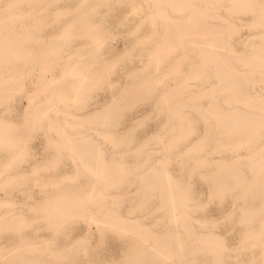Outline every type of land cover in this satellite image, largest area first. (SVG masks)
<instances>
[{"label":"rangeland","instance_id":"374dc122","mask_svg":"<svg viewBox=\"0 0 264 264\" xmlns=\"http://www.w3.org/2000/svg\"><path fill=\"white\" fill-rule=\"evenodd\" d=\"M5 1V2H4ZM18 2H19V0H17ZM16 0H14L13 2H12V0H0V19H2L1 21H3V18H7L9 15H13L14 17L16 16L15 14L16 13H19V12H22V14H21V18L23 19V21H22V19L21 18H14L12 15L10 16L11 18H14V19H10V17H9V19H7V20H5L4 19V22H1L0 21V31H2V33H0V36H1V34L2 35H5L6 33H7V31H9L8 33H10V29H13V28H15L16 30H18L17 32H16V30L15 29H13L12 31H11V33H12V35L14 34V32H16L14 35H13V37L15 38L13 41L14 42H17V39H16V36L15 35H18L19 37H20V35L21 34H23V32H24V34H23V36L21 35V39L23 40V41H21V42H17L16 44H18V45H14L15 47H17V46H19V44H21L23 47H21V45H20V47L23 49V48H26V46L28 47V46H31V48L29 49V47H28V49L29 50H31V52L29 51L28 53L30 54V53H32V57H30V58H32L33 59V61L32 60H30V58H28L29 56V54L28 53H25L23 50H21L20 51V49H18V50H16V48H15V51H16V53L14 52V51H11V50H14V48L12 49L11 48V46H13V44H11L10 42V44H11V46H10V49L8 48L9 47V44L8 43H5V42H2L3 41V39H4V37L2 38V40H1V43H5V45L7 46V49L8 50H10V51H7V50H5L4 48H2L3 47V45H2V49L0 48V50L2 51L1 52V54H0V62L1 63H3L4 62V60H7V59H5L3 56L5 55L6 56V58H9L10 56V53H11V58L12 57H16V55L18 56V57H16L15 58V60H10V63H8V64H0V74H2L3 75V77H2V75L0 76V82L2 83H5V85L6 86H9V83H10V81L12 80V82L15 84V85H12L13 83L11 82V85L12 86H14L15 88H16V90L18 91V93H17V91H16V93H15V91H14V89H12V91H11V93L13 92L14 93V95L13 94H11V97H12V95H13V99L12 98H10V96H9V99L10 100H4V98H7V96H5V95H8V93H9V91L8 92H5V94H4V96L5 97H3V96H1V97H3V100H1V98H0V100H1V104H0V120H1V122H3L5 119V123L7 122V124H9V123H11V125L12 126H15V124H16V126H17V128H15V130L17 129L18 131H19V128H20V125H21V128L24 130H28V128H31V129H29V130H31V132L29 131V134H28V136H27V133L26 132H28L27 130L25 131L24 130V132H22V131H20V134H19V132L17 133L18 135V137H16L15 135H16V131H14L13 133L15 134V135H13L12 134V131H10V129L8 128L7 130L8 131H10L11 132V135H13V138L11 137V135L10 134H8V137L7 138H5V135H6V132L8 133V131H6V129L3 127V125H2V127L4 128V129H0V132L2 133V137L4 138V141H5V139L7 140V139H9L10 137H11V139H12V141H11V143L9 142L8 143V141H5V143L4 142H2V144L4 143L5 144V149H6V147L8 146L7 144H10V146H11V144L12 145H15V147H14V149H13V151L15 150V152H13L12 151V149L9 147H7L9 150H7L10 154V156L13 158V156L14 157H17L18 156V159H19V157L21 156H23L22 158H23V160H25V161H21V162H19L20 161V159H21V157H20V159L17 161L15 158H13V159H15V160H12V159H10L9 161H8V159L9 158H11L9 155H8V152H4V151H6L5 149L3 150V148L4 147H1V145H0V155H1V157H0V159L2 160H0V166L1 165H3V166H5V165H10V163H12L11 164V166L9 167V165L7 166V167H9L10 169H8L7 167L5 168L6 169V171H5V169H3L4 167L3 166H1L0 167V172L1 171H5V173L7 172L8 173V170L10 171L8 174L6 173V174H4V173H2L1 175H0V177H2V178H0V183H1V180L3 179V177H4V181L6 180V176H7V179H8V177H10V176H8L9 174L13 177V178H9V179H11V180H8V182L6 181L5 183H9V181H12V182H10V183H13V180L15 181V180H17V183L15 182V183H13V184H9L8 186L6 185V184H4L5 186H6V189L7 190H5V187H3V189L2 190H0V202H5V204H3V202L1 203V204H3V208L1 207L2 205H0V207H1V209H0V215L1 214H4V215H1L0 216V218L1 217H5L6 215V217H9L10 215H12V214H16V215H18V217L19 218H23L24 220H25V224H27L26 222H32V224L30 223H28L26 226H24V223H23V220L22 221H20L21 223H23V225L21 226V227H19V225L18 226H15V225H17V223L16 224H14V226H15V228H16V233L15 232H12V231H9L10 229H5L4 227H6V224H8V223H6L5 224V226L3 227L6 231H4V229H2L4 232H2V230L0 231V250H3V248H7L8 249V251L6 252L5 250H3V251H0V255H1V257H3V258H1L0 257V264H4V263H7V264H9L8 262H4L3 260H6L7 258H8V260H9V262H10V264L12 263V264H20V262L21 261H23V263L24 264H34V263H32L33 262V260H35V259H41V260H44L43 262H45V261H47V259H49L48 261H47V263L48 264H56L58 261H59V263H57V264H76V263H80V264H127L126 262H129V264H131L133 261V263H138L139 261V263H141V262H143V261H145V259H146V261L145 262H143L142 264H155V263H159V261H157V260H160V262H161V264H162V261H164V262H166L165 264H188L189 262H188V260L190 261L191 260V262H192V260L193 259H191L192 257L194 258L195 257V259H196V261H195V259H194V261L192 262V264H201L200 262H202V264H210V260L213 258L214 259V257H212L213 256V254H216L217 252H218V250H219V252H221V254L220 253H217L216 255H220L221 256V259H217V258H215V260L217 259V261L219 260V264H232V263H234V262H236V264H251V262H250V260L251 261H253L254 260V262H252L253 264H258V263H260V264H264V254H263V252H264V247H262V245H260V243H262V241H263V239H264V235H263V233H264V230L263 231H261V232H259L260 231V229H259V227L260 228H262L261 227V223H260V218L262 217V218H264V216H263V214L261 215V213L263 212V210H264V206H263V209H262V207H261V205L260 204H264V203H260V201L262 202H264V173H258L259 171L257 170V168H256V166H255V163H256V156H254V162H251V159H248L247 158V156L249 157L250 156V153L249 152H259L260 151V148L262 149L259 153L260 154H258V155H261L260 156V158H263L264 159V152H262V151H264L263 149H264V140H261V139H264V132L262 131V132H260V138H259V135L257 136V138L256 139H259L260 140V142L259 141H256V139L253 141V142H251L250 141V146H249V144H248V149H246V151H245V153H244V150H242L241 149V151H239L240 153H241V156H244L245 155V158H243L242 159V161L243 160H246L245 161V165H244V167L242 168V173H243V175L244 176H246L247 178L245 179L244 178V176L242 175L241 177H239V179H241V183H243V184H241V183H239V186H237L236 185V189L234 188V185L237 183L236 181H233V179L232 178H230V177H233V176H230L231 174H228L229 175V177H228V175H225L226 173V171H224V170H226V169H228L227 167H225L224 169H221V167H223L224 165H225V163H226V165L225 166H230L231 165V163L234 161H232L231 162V158H230V154H229V152L230 151H228V152H226L225 151V148H223V144H222V142H221V140H220V137H221V135L219 136V134H220V132L219 131H217L218 130V128H217V126H216V123H212L213 121H211L210 122V120H209V122H207L206 123V125H209L211 128H212V130L210 129V127H208V126H206V125H204V124H202V120H201V118H199V117H201V116H199L198 114V116H196L195 114L198 112H200L202 109H206V110H208L207 109V105H209V103H208V101L210 102L211 101V103L213 102L212 100H210L209 98H211V97H209L208 98V96L206 97L205 95V97L203 98L202 96H199V94H198V96H197V94H196V91H197V93H198V89L194 86L195 84L194 83H198V81H209V85H212L214 82H216L217 81V78L214 76V75H216V74H212V72L214 71H216L217 69H215V70H213V65L211 66V64L210 63H212L214 60H212V58L211 57H209L211 60H212V62H205V61H203V59H201V61H203L204 63H207L208 65L210 64V66L212 67V69L210 70L209 68H211L210 66H207L206 64H203V65H205L204 66V70H201L200 69V67H199V64H201V63H197L199 60H200V57H202V56H199V57H197V55L199 54V53H201V46H203L202 44L203 43H199V45H197V43L198 42H200L201 40H203V39H201L202 38V36H201V40L199 39V38H195L193 35H195V36H197L198 35V33H197V30H196V28L194 29L196 32H192L191 33V31L193 30V28L196 26V27H198L200 30L202 29V27L200 28V26H201V24L203 25V31L202 32H205V35H204V33H203V36L204 37H208V36H210L211 35V33L213 34V33H216V35H220V36H217V39L219 38L220 39V41H219V43H217L218 41L216 40V42H215V44H217V45H215L214 44V42H213V44H214V46H213V52H214V54L217 52V54L219 53V55H220V51H222L223 49H224V47H223V43H225V41H226V39H227V36L229 35L227 32L229 31V26H231V28L232 27H234V26H236L237 28H235L234 27V29H235V33H233V31H234V29L232 28V29H230V30H233V31H230L231 32V36H229V39H227L232 45H234V46H231V44L229 45L228 43H225L224 45H225V49L223 50V51H225V52H223L222 51V55H220L221 56V58H220V60L218 59V61L220 62L221 61V59L222 58H224V56H226V53H227V56L225 57V58H227L228 56H229V54H228V46L229 47H231V48H229L230 50V56H229V58H228V60L230 59V62L229 63H231V64H229V63H227V62H224L223 63V66H227L228 64H229V67L227 66V67H224V69H226V70H228L231 66L230 65H232L233 64V66H234V68H235V66H236V69L238 68V69H244L245 67H243L242 65H241V63H242V56L243 55H246L247 54V52H245V51H248V50H250L249 48H252L250 51H255V49H259L260 47H262L263 45L262 44H264L263 43V40H264V38H262L261 36H259V33L258 32H263L264 31V27H260V26H264V19H263V13L264 12H262V10L264 11V4L263 5H258L261 1L263 2L264 0H259V1H257V0H250V2L252 1V4L250 3L247 7H251L250 5H255V4H257V5H255V6H257V7H255V6H253L252 7V9L251 10H249V8H248V12H246L247 10H245V11H243V9H246L245 7H246V5H247V3H249V0H243V3H242V0L240 1H236V0H224V2H221V1H223V0H218V2H217V0H194L195 2H193L192 4L193 5H195V8H196V6H198L196 9L194 8V6L193 5H191L190 4V6L192 7L191 8V10H193V8L195 9V10H193V11H196V14L198 15V18H199V13L201 12V11H203L204 13H205V11L207 12V16L208 15H210V14H213L214 15V13H215V15L213 16V15H211V16H213V17H216L217 15H216V13H218V16H219V20H217V18L218 17H216V20L218 21V22H216L215 21V19L213 20L212 18H209L210 20L208 21V23L209 24H212V29L211 30H213L212 32H209V31H211L210 30V28H208L207 29V27H206V25H209V24H206L207 23V18H206V15L203 13V12H201L200 14L202 15L201 16V18H200V20L201 19H204L205 21H206V23H205V25H204V22L202 23V21H201V23L200 24H198V26H197V23L198 22H200V20L198 21V20H196V24L195 23H193L195 26H193V28H191L190 29V31H189V27L191 26L192 27V25H188V24H185V22H184V20L186 21V23H187V19L188 18H191V15H193V17L196 15H194L193 13H195V12H193L192 14H191V12H190V10H189V8H190V6H188L189 8H186L185 6H187V4H189V2L191 3L192 2V0L191 1H189V0H186V1H188V3H186V1L185 0H183V1H185V2H183L182 4H180L179 5V3H178V0H175V2H177V3H175V2H173V0H172V4L171 3H169V1H171V0H166V2H167V4H165V0H158V2H162V4H159V3H157L156 2V0L154 1V3H156L157 5H159V6H157V7H159V9L157 8V10H155V8H156V4L154 5V8L152 7V0L151 1H149V0H83V2H85L84 3V5L83 4H80L81 6H78V2L80 3V1L82 2V0H55V2H52L53 0H51V3L49 2V1H45V0H35L36 2H38V3H36V2H33V1H31V0H28V1H31V2H27V4H25L26 3V1L24 2H22V0H20L21 2H22V4H21V2H20V5H18L19 3L17 2ZM41 1V2H40ZM58 1H60V2H58ZM143 1H145L144 3H143ZM180 2H182V0H179ZM227 1H231L232 2V4L233 5H235L234 7L235 8H237L238 10H236V9H234V8H231L230 7V3L229 2H227ZM234 1H236V4L237 3H241L240 5L238 4V5H236L235 4V2ZM246 1V2H245ZM9 4H7V3ZM14 2H16V3H14ZM129 2V3H128ZM199 2V3H198ZM210 2H213V4L215 3V5L216 6H211V5H209L210 4ZM244 2H245V4L246 5H244L243 6V4H244ZM10 3H12V4H10ZM14 3V4H13ZM146 3V4H145ZM169 3V4H168ZM173 3H175V4H177V5H173ZM207 3H208V8L209 9H206L207 8V6H206V8L204 7L205 5H207ZM218 3V4H217ZM221 3V4H220ZM15 4H17L18 6H16ZM34 4H36V5H34ZM38 4H39V6H38ZM89 4H91V5H89ZM139 4V5H138ZM140 4H141V7H140ZM164 4V5H163ZM212 4V3H211ZM212 4V5H213ZM261 4V3H260ZM6 6V5H8L9 7H3L4 8V10L5 9H7V10H5V12L7 13V14H5V12H4V10L1 8L2 6ZM11 5H14V6H16V7H14V6H11ZM33 5V6H32ZM76 5V7H82L81 8V10L79 9H77L78 10V12L76 11V9L74 10V9H72V8H74V6ZM89 5V6H88ZM135 5H138V7H136ZM149 6V7H147V6ZM169 5H173V6H171V7H173V8H175V6H182L181 8H182V10H179L180 9V7H179V9H177V8H175V10H173V9H171V7L169 6ZM184 5V6H183ZM218 5V6H217ZM243 7H242V6ZM23 6H24V8H23ZM30 6H31V8H30ZM36 6V7H35ZM37 6H38V8H37ZM66 6H67V8H66ZM85 6V7H84ZM87 6V7H86ZM95 6V7H94ZM135 6V7H134ZM162 6V7H161ZM167 6V7H166ZM201 6V7H200ZM222 8H221V7ZM227 6L229 7V10H226V9H228L227 8ZM232 6V5H231ZM258 6H259V10H261L260 12H262V13H260L259 11H257V9H258ZM11 7H13V8H11ZM59 7H61V9L63 8V9H65L66 8V10L68 9V7H69V9L67 10V12H69L68 14H67V12L66 11H60L61 9L59 8ZM71 7V8H70ZM75 7V8H76ZM93 7V8H92ZM144 7V8H143ZM150 7H152V8H150ZM204 7V8H203ZM212 7V8H211ZM216 7V8H215ZM226 9H225V8ZM8 8H11V9H13V10H10V9H8ZM35 8V9H34ZM56 8H58V10H59V12H57L58 10L56 9ZM89 8V9H88ZM91 8V9H90ZM133 8V10H134V8H135V11H132L131 9ZM142 8H143V10H142ZM162 8V9H161ZM164 8L166 9V10H164ZM217 9V10H215V9ZM28 9V10H27ZM37 9V10H36ZM55 9V10H54ZM72 9V10H71ZM93 9V10H92ZM139 10L138 12H139V14H138V12H137V10ZM176 9L177 10H179V11H181V12H178V14H177V12H176ZM187 10V12L185 11V10ZM211 9H214L213 11H211ZM233 9L234 10H236V11H238L237 13H239L240 12V10H241V12L239 13V14H235V11L233 12ZM240 9V10H239ZM3 10V11H2ZM10 10V11H9ZM24 10V11H23ZM29 10H30V12H29ZM74 10V11H73ZM161 10H164L163 12L161 11ZM201 10V11H200ZM205 10V11H204ZM208 10H210L209 12H208ZM230 10H232L231 12H233L234 14L232 15L231 14V12H229ZM28 11V12H27ZM31 11H32V16H31ZM36 11V12H35ZM56 11V12H55ZM71 11H73V14H70L71 13ZM85 12V13H83V15H82V17H80L81 16V14H82V12ZM89 11V12H88ZM140 11H142V12H140ZM161 11V13L164 15V19H163V23L161 22L162 21V17L160 18L159 17V15H162V14H160L159 12ZM175 11V12H174ZM185 11V12H184ZM198 11H200L199 13H197ZM256 11V12H255ZM61 12H63V14L61 13ZM74 12H75V14H74ZM77 12V13H76ZM165 12V13H164ZM190 12V13H189ZM253 12V13H252ZM34 13V14H33ZM138 14V15H135V14ZM179 13H181V14H179ZM191 14V15H189V14ZM208 13H210V14H208ZM220 13H221V15H220ZM260 15H259V14ZM3 14V15H2ZM24 14H25V16H24ZM28 14H30L29 16H27ZM149 14H151V15H149ZM159 14V15H158ZM188 14V15H187ZM18 15V14H17ZM73 15V16H72ZM79 15V16H78ZM196 15V16H197ZM237 15V16H236ZM252 15L255 17V19H257V15H258V17L260 16L261 18H262V20H261V18H259L262 22H259V21H255L254 22V18L252 17ZM263 15V16H262ZM3 16V17H2ZM5 16V17H4ZM19 16V15H18ZM148 16H150V18H148ZM153 16H155V18L153 17ZM188 16V17H187ZM190 16V17H189ZM195 16V17H196ZM221 16H223L224 17V19L226 18L227 20H229L228 21V23H226L227 22V20L225 19L224 21L221 19L220 20V18H221ZM24 17V18H23ZM70 17H72V18H70ZM78 18V20H77V18ZM147 17V18H146ZM152 17H153V19H152ZM194 17V18H195ZM203 17V18H202ZM233 17V18H232ZM242 17V18H241ZM248 17V18H247ZM141 18H144V20L142 21V19ZM193 18V19H194ZM198 18H195V19H198ZM206 18V19H205ZM237 18H238V20H237ZM240 18V19H239ZM253 18V19H252ZM18 19H20V20H18ZM146 19V20H145ZM147 19H148V21H147ZM165 19H166V25L164 24L165 23ZM168 19H169V21H168ZM192 18L191 19H189L191 22L190 23H192L193 20ZM211 19L213 20L212 22H211ZM251 19L253 20V22L251 21ZM11 20V21H10ZM15 20V21H14ZM75 20H77V21H75ZM188 20V21H189ZM247 20H250V21H247ZM258 20V19H257ZM5 21H7V22H5ZM13 21V22H12ZM21 23H20V22ZM73 21V22H72ZM75 21V22H74ZM140 21V25H139V23L138 22ZM144 21H146V22H144ZM171 21V22H170ZM226 21V22H225ZM246 22V23H244V22ZM18 22V23H17ZM142 22V23H141ZM211 22V23H210ZM236 23L235 25H230V23ZM258 22L259 23H261L260 24V26L258 25V26H256L255 25V23L256 24H258ZM3 23H5L6 25H4ZM16 23V24H15ZM23 23V24H22ZM138 23V24H137ZM144 23V24H143ZM167 23L170 25H168L167 26ZM222 23V24H221ZM231 23V24H232ZM249 23L252 25V26H256V27H259V28H256V27H254V29H252L251 27L252 26H250L249 25ZM8 24V25H7ZM14 24L16 25L15 27H13L14 26ZM21 24H22V26H21ZM163 24H164V26H165V28L163 27ZM140 26V27H137V29H139V31L137 32V31H135V26ZM150 25H151V27H150ZM185 25H188V27L186 26V28H185ZM213 25H215V26H218L219 25V28L221 27V25H223L222 27H224V25H225V27L226 28H228V29H226L227 30V32H225V29H224V32H223V28H221L220 29V31H222L221 33H220V31L218 32L217 31V29H218V27L216 28L215 26H213ZM229 25V26H228ZM245 25H248V26H250V27H246ZM4 28H3V27ZM7 26H9V27H7ZM21 26V27H20ZM154 26V27H153ZM166 26H167V30H169V32L166 30ZM209 26H211V25H209ZM208 26V27H209ZM243 28H242V27ZM7 29H6V28ZM28 27H29V29H28ZM155 27H156V30H155ZM169 27V28H168ZM185 29H184V28ZM240 29H239V28ZM21 28H23V30L21 31ZM151 28V29H150ZM3 29V30H2ZM5 29V30H4ZM9 29V30H8ZM26 29H27V31L28 30H31V32L32 33H30L29 31V33H25L26 32ZM141 29V30H140ZM188 30L191 34H192V36L195 38V39H193V41L192 42H195L196 43V45L195 46H192V44H189V43H191V41L189 42L188 41V43L185 41V40H187L188 39V37L187 36H185V40H184V37H182V36H184L185 34H184V32H185V30ZM199 29H198V31H199ZM237 29V30H236ZM244 29V30H243ZM248 29V30H247ZM7 30V31H6ZM15 30V31H14ZM143 30H145V31H143ZM150 32H149V31ZM165 30H166V34L165 33H163V32H165ZM187 30H186V33H187ZM205 30V31H204ZM219 30V29H218ZM253 30H254V32H253ZM6 32L5 34L3 33V32ZM14 31V32H13ZM22 32V33H19V32ZM155 32L156 33V31H158L157 32V34H153V32ZM180 31V32H179ZM206 31H208L207 32V34H206ZM70 32V33H69ZM72 32V33H71ZM127 32V33H126ZM135 32H137V33H135ZM144 32V33H143ZM146 32H149V34H147ZM178 32H179V34H180V36L179 35H177L178 34ZM188 32V33H189ZM229 32V33H230ZM256 32L258 33V34H256ZM7 33V34H8ZM10 33V34H11ZM128 33H134L133 35H128ZM151 33V34H150ZM184 35H183V34ZM194 33V34H193ZM200 33V32H199ZM210 33V34H209ZM220 33V34H219ZM224 33V34H223ZM25 34H27V38L24 36ZM29 34H30V36H29ZM31 34H35V35H32L31 36ZM67 34H69V36H70V34H71V37H69ZM142 34V35H141ZM226 34V35H225ZM228 34V35H227ZM232 34H234V35H232ZM248 34H249V36H248ZM9 35V34H8ZM11 35V36H12ZM55 35V36H54ZM57 35V36H56ZM72 35H75V36H73L72 37ZM80 35H82V36H80ZM128 35V36H127ZM144 35V36H143ZM148 35V36H147ZM168 35V36H167ZM182 35V36H181ZM221 35H223V36H225V37H222ZM257 36V37H255V36ZM5 36H7V35H5ZM38 38H37V37ZM59 36V38L58 39H56L57 37ZM67 36V37H66ZM149 36H152L153 37V40L151 39L152 37H150V39H148L149 38ZM188 36H190V34L188 35ZM191 36V37H192ZM215 36V34L213 35V37ZM249 38H248V37ZM18 37V38H19ZM23 37V38H22ZM25 37V38H24ZM32 38V37H34L33 38V41L35 40V42H33L32 40H29L28 38ZM51 37H55V38H52L51 39ZM66 37V39L65 40H63L64 38ZM142 37V38H141ZM168 39H167V38ZM182 37V38H181ZM190 37V38H191ZM198 37H200L199 35H198ZM5 38H7V37H5ZM30 38V39H31ZM35 38H37V39H35ZM70 39V38H72V41H71V39L69 40V41H67V39ZM136 38V39H135ZM143 38H145V39H143ZM164 38H166L168 41H172V42H169V43H171V44H167V43H164L165 41H167L166 39H165V41H164ZM189 38V40H191ZM209 38H211V39H213L211 36L209 37ZM208 38V39H209ZM215 39H216V36L214 37ZM223 38L225 39V40H223ZM242 38V39H241ZM246 38H248V40L245 42V44H243L244 43V40L246 39ZM260 38H262L261 40H262V42H261V40H260ZM9 39H10V37H9ZM13 39V38H12ZM21 39H19V41L21 40ZM26 39H28L26 42L24 41V40H26ZM40 39H43V40H40ZM58 40V42L60 41V40H63V41H61V42H59V45H62V46H59L58 45V42H56V40ZM138 39H143V41L145 40V42H144V44L143 45H145V46H143L142 44H140L139 42V40ZM147 39H148V41H147ZM155 39V40H154ZM205 40H206V38H204ZM218 39V40H219ZM224 41V42H222V40ZM7 40H8V38H7ZM36 40H37V42H36ZM38 40H40V42H38ZM131 40V44L133 43V45L131 46V44H129L130 41ZM176 40H180V44L178 43V41H176ZM196 40V41H195ZM200 40V41H199ZM210 40V39H209ZM234 40V42H232ZM238 40H240V41H238ZM252 40V41H251ZM256 42H255V41ZM64 41H67L65 44H64ZM133 41H139L138 43H139V45H138V43L136 42H133ZM142 41V42H143ZM147 41V42H146ZM167 41V42H168ZM176 41V42H175ZM227 41V42H228ZM7 42V41H6ZM54 42V43H53ZM55 42H56V44H55ZM251 42H253V43H251ZM53 43V44H52ZM61 43V44H60ZM136 45H138V46H136ZM256 43V44H255ZM259 43V44H258ZM55 44V45H54ZM70 44V46H68ZM179 44V45H178ZM222 46V50H221V48L219 47L220 45ZM227 44V45H226ZM250 44H255L254 46H252V45H250ZM261 44V45H260ZM4 45V46H5ZM135 45V46H134ZM141 45V46H140ZM167 45H170L169 46V48L167 47ZM173 45H175L174 46V48H177L178 50H176V49H174V50H176L177 52H171L170 54H169V56H168V53L170 52V51H173ZM205 45V44H204ZM245 45V46H244ZM259 45V46H258ZM1 46V45H0ZM33 46H35V47H33ZM39 46H40V48H41V46H42V51L43 52H45V50H47L46 51V54L43 56L42 54H40V52H42V51H40L39 49ZM65 48H64V47ZM68 46V47H67ZM78 51V53L76 52V50L73 48V47ZM159 46H163L165 49H166V53H164V52H159V48H160V50L162 49V51H163V48H161V47H159ZM196 46L198 47V49L196 48ZM199 46H200V48H199ZM208 46V45H207ZM216 46H218V47H216ZM237 46V47H236ZM239 46V47H238ZM250 46H252V47H250ZM52 47V48H51ZM78 47H81V48H78ZM130 47H131V51H130ZM145 47V48H144ZM157 47H159V48H157ZM227 47V48H226ZM244 47V48H243ZM247 47V48H246ZM264 47V46H263ZM38 49V52L39 53H37V54H39V56L40 55H42V57L40 56V57H38V55L34 52L35 50H37ZM53 48H57L56 49V51L60 48V50H58L57 52L55 51V50H53ZM136 48V49H135ZM141 48L143 49V51L141 50ZM214 48H215V50H214ZM217 48H219V49H217ZM234 48H236V49H234ZM63 49H64V51H63ZM66 49H67V52H65L66 51ZM148 49V51H146ZM154 49H156V51L158 50V54H156L157 52L156 51H153ZM184 49H186V50H184ZM236 50V51H241L240 53H242V55H240V53H239V51L238 52H236V54H238V56L236 55V54H234L232 51H234V50ZM5 50V51H4ZM138 50V51H137ZM141 50V51H140ZM180 50V51H179ZM184 50V51H183ZM198 50V51H197ZM232 50V51H231ZM7 51V52H6ZM18 51H20V52H18ZM25 51H28V50H26L25 49ZM52 51V52H51ZM53 51H55V52H53ZM76 52V54L79 56V57H77V55L75 54V52ZM150 51V53H155V55H156V57L157 56H160L161 54L163 55V56H168V57H165V58H163L164 60H162V59H158V60H162L161 61V65L158 63V65H157V60H155L154 58H156L155 57V55H153V53H152V55L154 56H152V55H150V56H152V57H150V56H148L149 55V52ZM152 51V52H151ZM165 51V50H164ZM188 52V53H186V52ZM195 51V54L194 53H192V52H194ZM200 51V52H199ZM202 51H205V52H207L205 49H203ZM8 53V52H10L9 53V55H7L6 53ZM19 54H18V53ZM23 52V53H22ZM137 52V53H136ZM141 52H142V57H140V55H141ZM178 52H180V53H178ZM235 52V51H234ZM261 52V54H262V52L263 51H260ZM259 52V53H260ZM13 53H15V54H13ZM20 53H22V55H20ZM33 53L34 54H36L37 55V58H35L34 56L35 55H33ZM48 53V54H47ZM50 53H54V54H50ZM55 53H57V55L55 54ZM71 53H72V56H73V59H72V56H71V60H68L67 62H69L70 61V63L67 65L65 62H66V59H64L63 58V56H67V54H68V56H70L71 55ZM89 53H91V55L89 54ZM139 53V54H138ZM148 53V54H147ZM172 53H173V55H172ZM176 53V54H175ZM223 53H225V54H223ZM244 53V54H243ZM246 53V54H245ZM25 54V55H24ZM74 54L76 55V57L74 56ZM160 54V55H159ZM165 54V55H164ZM167 54V55H166ZM207 54H209V52H207ZM3 55V56H2ZM15 55V56H14ZM48 55L50 56V57H48ZM54 55H55V57H54ZM93 55V56H92ZM136 55V56H135ZM161 55V56H162ZM180 55H182L181 56V58H180ZM191 55V56H190ZM210 56H211V54H209ZM208 55V56H209ZM242 57H240V56ZM20 56V57H19ZM26 56H28V57H26ZM60 56V57H59ZM65 56V58H67ZM137 56H138V58H140V59H138L137 58ZM146 56H148V57H146ZM160 56V57H161ZM177 56H178V58H180L179 60H175L174 61V59H176L177 58ZM207 56V55H206ZM205 56V54H204V52H203V57H206ZM25 57V58H24ZM61 58V59H58L57 60V58ZM92 57H93V59H92ZM136 57V58H135ZM186 57V58H185ZM189 57V58H188ZM192 57V58H191ZM238 57V59L240 60V62H238L239 60L238 59H236ZM3 58V59H2ZM13 58V59H14ZM26 58H28V59H26ZM40 59V58H42L43 60H37V59ZM81 58V59H80ZM145 58H146V60H145ZM157 58H159V57H157ZM156 58V59H157ZM168 58V59H167ZM177 58V59H178ZM207 58V57H206ZM224 58V59H225ZM241 58V59H240ZM16 59H18V60H16ZM26 59V60H25ZM52 59H54V60H52ZM77 59H79L78 61H77ZM115 59V60H114ZM116 59H117V61H116ZM152 59H154L153 60V62L151 61ZM191 59H193L192 61H191ZM224 59L222 60V62L224 61ZM3 60V61H2ZM9 60H7V61H5V63L6 62H8ZM81 60V61H80ZM140 60H141V62H140ZM173 61V63L171 62V61ZM189 60V61H188ZM208 60V59H207ZM13 62V65L15 66V64H16V62H17V65L14 67V66H12V62ZM19 61H21V64L19 63ZM32 61V62H31ZM52 61V62H51ZM65 61V62H64ZM73 61H75V63L73 62ZM114 61H116V62H114ZM144 61V62H143ZM147 61H150L151 62V64L150 63H148ZM163 61H164V63H163ZM182 63H181V62ZM191 61V62H190ZM200 61V62H201ZM218 61H216V65L217 64H220V63H218ZM225 61H227L226 59H225ZM250 61V60H249ZM41 62V63H40ZM50 62H51V64H50ZM86 62H88L87 64H85ZM108 62H110V64L108 63ZM113 62V63H112ZM140 62V63H139ZM147 62V63H146ZM156 62V63H155ZM158 62H160V61H158ZM175 62H177V65L178 66H180V69L179 68H177V65L175 64ZM202 62V63H203ZM215 62V61H214ZM254 61H252V63H253ZM256 62V61H255ZM15 63V64H14ZM24 63V64H23ZM36 63H38L36 66H35V64ZM89 63H92L91 65L89 64ZM102 64V65H100V64ZM116 63H117V66H116V68H115V65H116ZM143 65H145V66H143V67H147V69L150 67V69L149 70H147V69H145V68H142V64ZM153 63V64H152ZM178 63H181V64H178ZM188 63H190V64H188V66H187V64ZM191 63L192 64H194L195 65V63H197L198 64V68L200 69H198V71H199V74L201 75V76H203L202 77V80H201V77L199 76V74H198V71L196 72L197 74H198V76H195V75H197V74H193L194 73V71H196L195 69H194V65H191ZM225 63H227V64H225ZM28 64H30L29 66H28ZM33 64H34V67H33ZM66 64V65H65ZM85 65V67H83L84 69H85V71H81L82 73H87L86 71V69H88V71L89 72H91L93 69H95V70H93L92 71V74H90V73H88V74H83V75H79V71H80V69L82 68V66H84ZM89 64V65H88ZM94 64V65H93ZM107 64V65H106ZM109 64V65H108ZM112 64H114V66H112V68L114 69V71L112 70V68L111 67H109L110 65H112ZM140 64H141V66H140ZM148 64H150V65H147ZM19 65V66H18ZM25 65H27V67L25 66ZM32 65V66H31ZM44 65V66H43ZM139 66V68L141 67V69H145V71H142V70H140L139 72H133L135 69L137 70H139V68H138V66ZM152 65V66H151ZM153 65H155L154 67H153ZM165 65V66H164ZM190 65L191 66H193V71L191 70L192 68H190ZM202 65V64H201ZM200 65V66H201ZM203 65H202V67H203ZM13 67V71H12V67ZM17 66H18V68H17ZM87 66H88V68H87ZM89 66H91V67H89ZM157 66V67H156ZM159 66L161 67V69L159 68ZM176 66V67H175ZM220 67H221V65H219ZM222 66V67H223ZM8 67V68H7ZM9 67H10V69H9ZM21 67H23V68H21ZM30 69H29V68ZM36 67V68H35ZM69 68V69H66V68ZM92 67H94V68H92ZM106 67V68H105ZM108 67V68H107ZM137 67V68H136ZM156 67V69H157V72H156V69H152V68H155ZM174 67H175V70H173L174 69ZM188 67L190 68L189 70L190 71H192V74L194 75L193 77H192V75H191V73L189 74V75H191V76H189V78H192V79H196V78H198V79H196L197 80V82L196 81H186L187 80V78H184L185 79V81L187 82V84H186V82H185V85H186V87L188 86V85H191L192 86V88L189 86V88L187 87V88H184V87H182V86H180L179 88L180 89H182L180 92H182V93H180L179 91H178V89H175L174 90V87L176 86L175 84L177 83H179L180 84V81H183L184 82V79H183V77L184 76H187L188 75V72H187V70H188ZM201 67V68H202ZM207 67V68H206ZM220 67H218V68H220ZM221 67V68H222ZM5 68H6V70L8 71V69H9V71H10V73L12 74H10L9 75V73H5L6 72V70H5ZM15 68H17V69H15ZM25 68V69H24ZM34 70H36V71H34ZM64 68L66 69V70H64ZM100 68H101V70H100ZM111 68V69H110ZM159 68V69H158ZM165 68V69H164ZM196 69H197V67H195ZM248 69H251V68H249V67H247ZM263 68V67H262ZM23 69V70H22ZM39 69H40V71H39ZM112 73V71H113V73L110 75V73H108V70ZM223 69V68H222ZM20 70V71H19ZM26 72H25V71ZM81 70H83V69H81ZM96 70H98V72L96 71ZM107 71V74H109V75H106L105 74V76H102V74H101V76L102 77H100V75H96L95 74V72L94 71H96L98 74L99 73H101V72H103V71ZM135 70V71H136ZM155 72H153V71ZM159 70V71H158ZM170 70H173V71H175V73L173 72V71H171L170 72ZM176 70H180V71H176ZM184 70V71H183ZM206 70H207V72H206ZM8 71V72H9ZM24 71V72H23ZM33 71V72H32ZM64 71H68L69 72V74L66 72V74L67 75H69V76H65L64 75V73H63V75L65 76L64 78L65 79H62L63 77H61V76H63L62 75V72H64ZM163 71V72H162ZM165 71H166V74H165ZM170 73H169V72ZM201 71V72H200ZM203 71H204V73L205 74H202L203 73ZM17 72V73H16ZM21 72V73H20ZM129 72H130V74H129ZM149 72H152V73H149ZM167 72H168V74L170 75V76H167ZM174 73L175 74V76H171L172 74L171 73ZM176 72H177V74H176ZM13 73H14V76H13ZM26 73V74H25ZM31 73H33V74H31ZM70 73H72V74H70ZM76 74V76H74V77H71V76H73V74ZM82 73H80V74H82ZM103 73H105V72H103ZM149 73V74H148ZM157 73V75H155V76H152L153 74H156ZM160 73L162 74V73H164L165 75H166V77H167V79L165 78V77H163V76H165V75H161L162 76V78H163V80L164 81H161L162 79L160 78V80H159V78H158V75H159V77H161L160 76ZM186 73H187V75H186ZM207 73H208V77L206 78V79H204L205 78V76H207ZM17 74V75H16ZM23 74H25L24 76H23ZM31 74V75H30ZM89 74H90V76H89ZM136 74V75H135ZM145 74H147L148 75V77L152 80V79H157L156 81L159 83V84H157L156 83V81H155V84L154 85H156L155 86V90H153L154 89V86H153V88L152 87H150L151 86V84L153 85V80L151 81V80H149V78L148 77H144V76H147V75H145ZM7 75V76H6ZM16 75V76H15ZM19 75H20V77H22L23 76V80L19 77ZM22 75V76H21ZM79 75V76H78ZM89 76L88 78L86 77V78H84V80H83V77L84 76ZM128 75V76H127ZM130 75H134L133 76V78H132V76H130ZM149 75H151V76H149ZM9 76V77H8ZM11 76V77H10ZM18 76V77H17ZM29 76H31V77H29ZM82 77V80H81V82H80V79H81V77ZM141 76V77H140ZM5 77V78H4ZM7 77H8V79H7ZM14 77H16V80H18L19 78L21 79H19V81H16L15 80V78ZM26 77H27V79H26ZM61 77V78H60ZM72 79H71V78ZM79 77V79H77ZM107 77H108V79H107ZM127 77H128V79H127ZM157 77V78H156ZM195 77V78H194ZM200 77V78H199ZM255 77H259L258 75H256ZM264 77V76H263ZM12 78V79H11ZM14 78V79H13ZM25 78V79H24ZM58 78V79H57ZM107 80H106V79ZM130 78V79H129ZM141 78H143V80H141ZM148 79V80H146V82H145V79ZM188 78V79H189ZM261 78V77H260ZM2 79H7V82H9V83H6V81L5 80H2ZM11 79V80H10ZM59 79H60V81H59ZM77 79V80H76ZM100 79V80H99ZM115 79V80H114ZM208 79V80H207ZM2 80V81H1ZM9 80V81H8ZM14 80V81H13ZM54 80H56V81H54ZM65 80V81H64ZM71 80V81H70ZM99 80V81H98ZM105 80V81H104ZM133 80V81H132ZM174 80V81H173ZM191 80V79H190ZM212 82H211V81ZM213 80H214V82H213ZM21 81V82H20ZM27 81V82H26ZM114 81H116V82H114ZM127 81V82H126ZM130 81V82H129ZM159 81H161V82H159ZM17 82H20L19 83V85H21V83H23L22 85H24V86H22L23 88H21L20 89V87L21 86H19L18 84H17ZM26 82V83H25ZM32 82H34V86L32 85L33 83ZM36 82H37V84H36ZM39 82H40V84H39ZM42 82V83H41ZM80 82V83H79ZM101 82H103V83H101ZM113 84H112V83ZM127 84H126V83ZM135 82H138L139 84L137 85V84H135ZM141 82V83H140ZM144 82V84L145 83H147V82H149V85H148V83L146 84V85H148V87H146V89L147 90H145L144 88H142L141 86H145V85H142V83ZM163 82V83H162ZM182 82V83H183ZM2 83V84H3ZM108 83V84H107ZM125 83V84H124ZM129 83L130 84H132L131 86H133L132 88H134V86H136L133 90H132V88L130 87V90L132 91V92H130L129 91ZM151 83V84H150ZM166 83V84H165ZM172 83V84H171ZM193 83V84H192ZM43 84V85H42ZM111 84V85H110ZM161 84V85H160ZM171 84V85H170ZM178 84V85H179ZM184 84V83H183ZM4 85V84H3ZM11 85H10V87H11ZM25 85H26V87H25ZM108 85V86H107ZM127 85V86H126ZM129 85V86H128ZM184 85V86H185ZM208 85V82L206 83V86L205 87H208L209 86ZM1 86V85H0ZM19 86V87H18ZM38 88H37V87ZM78 86V87H77ZM114 86V87H113ZM139 86L142 88V90L144 89V91H142L141 92V88L139 89ZM162 86V87H161ZM166 86V87H165ZM174 86V87H173ZM194 86V87H193ZM259 85H256L255 86V96L257 95V96H259V94L258 93H260V91L263 93V95L262 96H264V89L262 88V87H258ZM9 87V88H10ZM24 87L26 88V89H24ZM40 87V88H39ZM73 87H77L78 89L77 90H73L74 88ZM79 87H81V88H79ZM167 87H168V89L170 90V92H169V94H172V96L170 95H168V89H167ZM182 87V88H181ZM2 88V87H1ZM4 88V87H3ZM33 88H34V90H40L39 92L36 90V91H34L33 90ZM72 90H71V89ZM82 88H89L88 90H86L85 89V91H89L88 93L89 94H87V92H85L86 94H84V96L82 97V98H84V99H82L81 98V96H80V93L81 94H83L84 92V89H82ZM118 88H120L119 89V91H117V89ZM122 88V89H121ZM137 88H138V90H137ZM149 88H151L153 91H156V92H153V91H151ZM160 88H162L161 90H160ZM257 88V89H256ZM22 89H23V92H22ZM76 89V88H75ZM82 89V90H81ZM110 89V90H109ZM126 89V90H125ZM136 89V90H135ZM148 89L151 91H148ZM167 91L166 93H167V95L165 94V92L164 93H162L163 94V96H162V94H161V92L160 91H165V90ZM174 90V91H178L177 92V96L178 95H180V94H182L181 96H176V95H174V93H171V92H174V91H171V90ZM183 89L184 90H187V91H185V93H183ZM190 89H192V90H196V91H193L192 92V90H190ZM260 89V90H259ZM4 90L5 91H7V90H10V89H6V88H4ZM3 89H1L0 90V92H1V94L0 95H3V91H4ZM21 90V91H20ZM33 93V97L31 98V96H32V94H31V92ZM126 92H125V91ZM34 91V92H33ZM122 91V92H121ZM124 91V92H123ZM134 91L136 92V95L135 96H137L138 94H139V92H140V94L142 93V95L144 96V97H142V95L140 96V97H138L137 96V98L135 99V97L133 96V94H135L134 93ZM139 91V92H138ZM147 91V92H146ZM21 92V93H20ZM28 92H30V94L28 93ZM40 92H41V94H40ZM75 92H77V94H75ZM80 92V93H79ZM118 92V93H117ZM195 92V93H194ZM25 93H26V95H25ZM73 93V94H72ZM79 93V94H78ZM148 93V94H147ZM176 93V92H175ZM191 93H194V95H196V96H193L194 97V99H196L197 97H202L201 99H199V101H197V100H195V101H197V104H201V103H203L201 106H198V107H201L202 108V106H207L206 108H200L201 110L200 111H197L198 110V108H197V110H195L194 108H190L189 109V107L188 106H190L191 104H193L192 106L193 107H195L196 106V102H194V100L192 99V98H189V97H191L192 95H191ZM27 94H29V95H27ZM39 94V95H38ZM74 94H75V96L76 95H79L80 96V99H82V101L84 100V101H86V103L83 101V103L82 104H78L77 103V100H76V103L78 104V106H77V104H76V106H75V103H74V105H73V102H72V100H75L76 98H74L73 97V99H72V95L74 96ZM115 94V95H114ZM120 94V95H119ZM130 94H131V96H133L132 98H131V96H130ZM151 95V96H148V95ZM159 94H161V95H159ZM166 95V97L167 96H169L168 98H172V99H170V101H168V98H165V100H159L160 98L162 99V98H164L165 97V95ZM184 94V95H183ZM189 94V95H188ZM17 95V96H16ZM20 95V96H19ZM44 96V98H43V96ZM55 95H56V98H55ZM57 95H63V96H65V98L68 96V97H71V98H68V99H70V101H71V103H70V101L69 102H67V106H71L72 105V107H67L66 105H65V103H66V101H64L65 100V98L64 97H62L61 98V101H62V103L64 102V105L66 106V110H68V111H70L71 110V113L70 112H68L69 114H72V112L74 113V114H72V115H74L75 117L77 116V115H75L76 113L78 114V116L77 117H84V119H85V117L86 118H89V117H94V115H93V111L95 110V114L97 113V115H99L98 113H99V111L100 110H102V109H104L105 110V108H104V105H106L107 103H109L108 101H109V99H112L113 97V103H111V104H109L110 106L111 105H113V104H115V107H113V108H109V105H108V107L106 108L108 111H110V110H112V111H114L113 109H115L116 108V110H117V108H118V106L121 108V105H122V107L124 108V105H126V109H129V107H130V112H129V110H125V109H122L123 110V112L120 110V112L118 113V112H115L114 113V115L113 116H115V120L114 121H112L111 120V118H110V116H109V118H110V121L109 122H112V123H110V124H116V126L115 125H110L109 123V125H108V127H106V125L104 126L103 125V123L101 122L100 123V121L101 120H99L98 122L101 124V125H99V123H97L96 121H95V119H97V115H96V117L94 118V121L91 119V118H89L90 120H92V125H91V127L94 129V130H92V128L91 127H89V125L88 124H90V121L87 123L86 121L84 122V119L82 120L83 122L81 123L80 122V120H78V119H81V118H73V120L76 122H79V124L81 125L82 124V127L83 128H79V126L77 127L76 126V123L72 120V118L68 115V113L66 112V111H64V105H62V104H60L61 102L58 100V102H57V100H56V102H54V103H52V99H60V98H58V96ZM89 96V98H88V96ZM114 95V96H113ZM173 95H174V97H173ZM253 94L251 95V97L252 96H254ZM15 96V97H14ZM42 96V98H40ZM79 96L77 97V98H79ZM111 96H112V98H111ZM159 96H161L160 98H159ZM175 96H176V98H175ZM185 96H187V99H192L191 101H189V100H186V101H188V102H185V104L187 103V108H185V105H183V108H176L175 107V109H174V105H173V103H175V105L178 103V101H180V100H182L181 101V103L184 101L182 98L184 97L185 98ZM26 97H27V99L29 100V98H30V100L29 101H27V99H26ZM38 97V101L35 99V100H33L34 98H37ZM60 97V96H59ZM92 97V98H91ZM109 97V98H108ZM116 97H118V99H120V100H118L117 101V99H115ZM120 97V98H119ZM122 97V98H121ZM141 97H142V99H141ZM146 97V98H145ZM180 97H181V99H180ZM88 98V99H87ZM131 99V101L129 100H127V99ZM159 98V99H158ZM173 98H174V100H173ZM253 98V97H252ZM42 99H43V101H42ZM47 100V101H44V100ZM72 99V100H71ZM132 99H135V100H137V99H141V100H139L138 102L136 101H134V100H132ZM146 99V101H144ZM155 99H156V101L157 102H162V103H166V104H161L160 105V103H156L155 102ZM159 101H158V100ZM178 99H180V100H178ZM13 100H15V101H13ZM20 100V101H19ZM39 100H41L42 102H45V105L47 104V105H51L50 103H52L54 106H55V104H56V106L59 104V106H58V109H59V107H60V112H62V115H61V113L59 112H57L58 114H56V111L58 110L57 109V107L55 106H53V105H51V107H47V106H44L43 105V107H42V110H40L41 109V105H42V103H41V101L39 102ZM50 100V101H49ZM115 100H116V103L118 102V106H117V104L116 103H114L115 102ZM171 100H173V101H171ZM178 100V101H177ZM12 101H13V103H12ZM21 101H22V103H21ZM26 101V102H25ZM33 101H37V103H35V102H33ZM80 101V100H79ZM78 101V102H79ZM81 101V102H82ZM111 101V100H110ZM120 101V102H119ZM128 101V102H127ZM133 101V102H132ZM141 101H144V103L143 102H141ZM192 101L194 102V103H192ZM6 102H8V104H6ZM27 102H30L29 103V106L31 107V109H30V107H27L28 105H27ZM50 102V103H49ZM75 102V101H74ZM112 102V101H111ZM125 102H127V103H125ZM129 102H131V105H130V103ZM155 104H157V106L156 105H154V103ZM168 102H171V104L170 103H168ZM33 103H35V104H33ZM39 103L41 104V105H39ZM80 103V102H79ZM122 103V104H121ZM138 103H140V104H138ZM206 103V104H205ZM208 103V104H207ZM211 103H210V105H211ZM33 104V105H32ZM121 104V105H120ZM138 104V105H137ZM183 104H184V102H183ZM190 104V105H189ZM195 104V105H194ZM83 105V106H82ZM128 105V106H127ZM130 105V106H129ZM152 105H154V107L152 106ZM168 105V106H167ZM179 105H180V103H179ZM81 106V107H80ZM151 106V107H150ZM169 107L168 108V110L171 108V107H173V109L174 110H169V112L170 111H172V115H173V118H172V115H171V112L169 113L170 114V117H171V119L170 118H167V117H169V115L167 114V107ZM178 106V105H177ZM7 107V108H6ZM10 107H12V109L10 108ZM26 107L28 108L27 109V112H26ZM75 107H77V108H75ZM154 109H153V108ZM156 107H157V109L158 110H161L160 112L156 109ZM164 107V108H163ZM191 107V106H190ZM5 108H6V110H5ZM10 108V109H9ZM21 108V109H20ZM33 108V109H32ZM54 108H56V109H54ZM185 108V109H184ZM2 109V110H1ZM49 110V109H53L52 110V112L53 113H55V116H54V114L52 113V112H50V111H46L45 113H44V110ZM63 109V111H61ZM110 109V110H109ZM132 109V110H131ZM151 109V110H150ZM187 109V110H186ZM3 110H5V111H3ZM11 110V111H10ZM32 110H34V111H32ZM77 110V111H76ZM99 110V111H98ZM106 110V112H108ZM115 110V111H116ZM194 110H195V112H194ZM42 111V112H41ZM86 111V112H85ZM91 111V112H90ZM98 111V112H97ZM125 111V112H124ZM151 111V112H150ZM154 111V112H153ZM173 111L175 112V111H178V115H176V113H173ZM183 112V115L184 116H186V114L187 113H185V112H187V111H189L188 113H190L191 112V114H189V116H190V118H188V114H187V116H186V118L188 119V120H194V121H196L197 120V122H198V120H199V123H196V122H193L192 123V121H191V123H190V125L188 124V123H186L188 120L187 119H185V118H183V117H181V118H183L184 120V124H183V122H180L181 124H180V126H178V123H179V121H181L182 119H180V115L179 114H181L180 112ZM203 111V110H202ZM28 112H32L33 113V116L31 115V114H29ZM48 112V113H47ZM65 112H66V114L68 115H66L65 114ZM83 112V113H82ZM101 113H100V115L102 114V116H103V118H104V113H102V111H100ZM104 112V111H103ZM132 112V113H131ZM138 112V113H137ZM140 112V113H139ZM144 112V113H143ZM146 112V113H145ZM155 112H158V113H155ZM27 115H26V114ZM46 113H47V116H45L46 115ZM51 113V114H50ZM85 113V114H84ZM136 113V114H135ZM141 113L143 114V115H141ZM152 113V114H151ZM160 113V114H159ZM201 114L202 113H204V114H207V112H200ZM3 114V115H2ZM6 114V115H5ZM11 114V115H10ZM41 114H43L42 116H41ZM83 114V115H82ZM106 114V113H105ZM112 114V113H111ZM116 114V115H115ZM124 116H123V115ZM125 114H127L126 116H125ZM148 114V116H146V115ZM150 114V115H149ZM157 114V115H156ZM167 114V115H166ZM22 115V116H21ZM26 115V116H25ZM51 116L50 118H48V119H50V123L49 124H51V121H52V126H53V124H54V120L55 121H57V123L55 122V124L54 125H59V129H61L60 130V132L58 131V133H57V131H56V133H55V129L57 128H55V127H53L54 129L52 130H48V126H49V129H50V125H48V126H46L47 124H48V121H47V117H49V116ZM58 115H61L60 117L58 116ZM80 115V116H79ZM122 115V116H121ZM141 115V116H140ZM159 115V116H158ZM166 115V116H165ZM264 115V114H263ZM13 116V117H12ZM17 116H19V117H17ZM26 118H25V117ZM34 116H37L36 118H34ZM39 116V117H38ZM89 116V117H88ZM108 116V115H107ZM106 116V117H107ZM112 116V117H113ZM132 116V117H131ZM136 116V117H135ZM138 116V117H137ZM144 116V117H143ZM150 116H152V117H150ZM182 116V115H181ZM205 116V115H204ZM207 117H209V115H206ZM33 117V118H32ZM43 117V118H42ZM60 119H59V118ZM66 117V118H65ZM69 117V118H68ZM106 117H105V119H106ZM120 117V118H119ZM124 117V118H123ZM129 117H131V119L129 118ZM157 117V118H156ZM166 117V118H165ZM179 117V120H177V118ZM23 118H25V120H27L28 118L32 121L33 120V122L31 123V121H29V119L27 120L28 121V123H30L29 125H28V123H26V121L23 119ZM38 118V119H37ZM61 118H62V120H63V122H64V119L63 118H65V121H67V119H69L68 121H70V123L73 121V123H75V126H73L74 124L72 123L71 124V126H70V123H69V126L67 125L68 123L67 122H64V125H65V123H67L65 126L67 127H65L64 125H63V122H62V120H61ZM100 118V117H99ZM98 118V119H99ZM102 118V117H101ZM109 118H107V119H109ZM133 118H134V121H133ZM144 118L146 119V118H148L149 119V121H148V119H146V123L144 122ZM164 120H163V119ZM263 118H264V116H263ZM8 119V120H7ZM12 119V121H10ZM14 119V120H13ZM36 119V120H35ZM43 119L45 120V122L43 121ZM52 119H54V120H52ZM56 119H58V120H60V121H58V120H56ZM105 119H103L102 121H104V122H106L105 121ZM141 121H140V120ZM143 119V120H142ZM151 119H154V121L153 120H151ZM166 119H168V121H165ZM174 119V120H173ZM25 121V123H24V121ZM37 120L39 121V122H37ZM135 120H137V121H135ZM139 120V121H138ZM163 120V121H162ZM178 122H177V121ZM187 120V121H186ZM23 121V122H22ZM43 123H42V122ZM127 121V122H126ZM129 121V122H128ZM186 121V122H185ZM17 122H18V124H17ZM22 122V123H21ZM59 122V123H58ZM60 122L62 123V126H60L61 124H60ZM94 122H96L97 124L96 125H93V123ZM108 122V121H107ZM140 122V124L142 125H140L139 124V126L138 127H140V128H134L133 129V127H134V125L135 124H138ZM142 122H143V124H142ZM159 122H161L163 125H161V123H159ZM167 125V126H165V124ZM169 122V123H168ZM4 123V124H5ZM15 123V124H14ZM21 123V124H20ZM36 123H38L37 125H36ZM44 123H45V125H44ZM85 123H87L86 124V126H88L87 127V130H89V131H87V130H85L86 129V126L84 125ZM124 123V124H123ZM155 123V124H154ZM172 123H174V126H175V128H174V126H173V124ZM23 124H25V125H23ZM26 124H27V126H26ZM78 124V123H77ZM126 124V125H125ZM130 124V127L128 126ZM131 124H134V125H131ZM146 124V125H145ZM150 124V125H149ZM169 124V125H168ZM187 124V125H186ZM196 124L198 125V126H196ZM213 124V125H212ZM10 125V124H9ZM42 125H44V126H42ZM145 125V126H144ZM158 125V126H157ZM186 125V126H185ZM189 125V126H188ZM204 125V127H202ZM1 126V125H0ZM15 126V127H16ZM23 126H24V128H23ZM37 126H38V128H37ZM65 128H64V127ZM73 126V127H72ZM85 126V127H84ZM124 126H126L125 128H127V129H125V128H123ZM137 125H135V127H136ZM149 126V127H148ZM151 126V127H150ZM155 126V127H154ZM159 126H163V128L161 129V127H159ZM165 126V127H164ZM178 126V128L179 127H181V132H183V139H184V133H185V129H188L189 131H191V128L193 129V130H196V131H194L193 132V130L191 131V133L190 132H188V135L190 136V135H192V137L190 136H186L187 137V139L185 140H183L182 138L179 140V143H178V141L176 142L177 143V145L176 144H172V145H170L171 143H173V142H171L172 141V139L173 138H175L174 136H173V134L175 133H172L173 131H178V130H176V129H178V128H176ZM185 126V127H184ZM200 126V127H199ZM6 127V126H5ZM9 127V126H8ZM19 127V128H18ZM95 127V128H94ZM160 129H159V128ZM175 129H173V128ZM182 127H183V130H182ZM187 127V128H186ZM190 129H189V128ZM199 127V128H198ZM7 128V127H6ZM13 128V127H12ZM20 128V129H21ZM41 128H43L42 130H41ZM47 128V129H46ZM64 128V129H63ZM72 128H75V130L74 129H72ZM85 128V129H84ZM91 128V129H90ZM123 128V130H119V129H122ZM147 128H149L148 130H147ZM152 128V129H151ZM154 128H155V132H153V134H152V130L154 131ZM158 128V129H157ZM185 128V129H184ZM205 128V129H204ZM14 129V128H13ZM35 129H37V130H40V131H37V130H35ZM44 129H46V131L47 132H44L45 130ZM76 129H78V130H76ZM79 129H81L80 131H79ZM100 129V130H99ZM129 129H133V133L134 132H136L135 133V136H136V140L134 139V141H133V137L135 138V136H134V134H131L130 135V133L132 132V131H129ZM136 129V130H135ZM145 129V130H144ZM165 129L167 130L166 132H165ZM171 129H173V130H171ZM198 129V130H197ZM203 129H204V132H205V130H206V133H204L203 132ZM208 129H210V130H208ZM214 129H215V131H214ZM217 129V130H216ZM3 130H5V131H3ZM12 130V129H11ZM66 130V131H65ZM70 130H71V133H70ZM97 130H99V131H96ZM103 130V131H102ZM118 130V131H117ZM138 130V131H137ZM157 130V131H156ZM187 130V131H188ZM200 130V131H199ZM52 131V132H51ZM61 131H64L65 133H66V135L68 134L70 137H73V139H74V144L73 145H75L76 143V141H75V139L78 141V139H79V142L80 143H82L81 141H80V138L82 139V137H84V136H86L85 138H88V136L87 135H91V136H89V138L91 137V139L92 140H94V142L93 143H96L97 142V140H100V141H98L97 142V144L99 145V146H97V147H100V145H101V147L100 148H97L96 147V149H101V148H104V150H105V152H104V150L103 149H101V151H103L101 154V157L103 158L102 160H104V162L103 161H101V158H100V156L98 157L97 156V158L98 159H100V160H98V159H96L95 157V160H97L96 162L93 160V159H91L90 157H89V159H91L92 160V162H91V165H92V163H94L95 165H93V166H96V168L94 167L93 168V166H89V165H87L88 164V162H87V164H86V162H84L83 161V158L85 159V157H83V158H81V156H75V155H77V154H75L76 152L74 151V150H77L78 148V152L79 151H81V148L83 147L84 148V146H79V147H70L71 145H72V138H70L68 135H67V137H69L68 139H72L71 141H69L68 139H64V138H66V137H64V132H63V134L62 135H60L61 134ZM68 131V132H67ZM80 133H78V132ZM87 131V133L86 134H84L85 132ZM93 131H95V132H93ZM114 131H117V132H114ZM123 131H125V135L124 134H122L121 135V133H123ZM146 131V132H145ZM149 131V132H148ZM151 131V132H150ZM180 131V130H179ZM179 131H178V133H179ZM211 131V132H210ZM22 132V133H21ZM32 132H37L36 134L35 133H32ZM51 132V133H50ZM84 132V133H83ZM90 132H91V134H90ZM98 132H100V133H102L103 132V134H105V133H110V134H106L105 135V138L103 137L102 138V136L100 137V134L98 133ZM105 132V133H104ZM118 132H119V134H118ZM171 132V133H170ZM208 132H209V134H211V135H209L208 134ZM213 132V133H212ZM216 132V133H215ZM218 132V133H217ZM1 133H0V136H1ZM3 133H4V136H3ZM43 133V134H42ZM50 133V134H49ZM60 133V134H59ZM78 133V134H77ZM94 133H95V135H94ZM149 133V134H148ZM157 133V138H156V140L158 141V140H160V143H158L156 140H154V139H152L153 140V142H150V141H146V140H148V139H150V137L152 136V135H154V134H156ZM177 133V132H176ZM196 133V134H195ZM202 133H204L203 135L205 136V137H207L206 138V142L207 143H205V139H203L204 138V136H203V138L201 139V142H203V146L204 147H202L201 145H202V143H201V147L202 148H205V146H206V148L204 149V151H208L207 153L208 154H205L206 152H204L203 151V153H202V148L199 146V144H198V142H196V141H198V139L199 138H201L202 137ZM32 134V135H31ZM33 134H34V136H33ZM38 134H41V135H38ZM55 134V135H54ZM59 134V136H57ZM71 134V135H70ZM77 136V138L76 137H74L75 135ZM81 134H83V135H81ZM96 134L98 135L99 134V136H96ZM152 134V135H151ZM165 134V135H164ZM166 134L168 135V136H166ZM180 134V133H179ZM201 134V135H200ZM213 134H215L214 136L216 137V138H219V139H216V138H214V136H213ZM9 135H10V137H9ZM20 135V136H19ZM25 135L28 137H25ZM29 135H31V138H30V136ZM65 135V136H66ZM78 135H81L80 137L78 136ZM109 135H112V136H109ZM145 135V136H144ZM148 135V136H147ZM149 135H151V136H149ZM175 135V134H174ZM198 135H200V137L197 136ZM61 136V137H60ZM93 136V137H92ZM104 136V135H103ZM106 136H107V138H106ZM123 136V137H122ZM128 136V137H127ZM133 136V137H132ZM140 136V137H139ZM141 136H142V138H141ZM155 136V135H154ZM154 136H152V137H154ZM155 136V137H156ZM165 136L167 137V138H165ZM175 136H182V134L181 135H175ZM219 136V137H218ZM23 137V138H22ZM109 137V138H108ZM129 137H130V139H131V142H130V144L132 145H130V144H128V146L126 145V146H124L125 144H127L126 142H127V140L128 141H130V139H129ZM146 137L148 138V139H146ZM151 137V138H152ZM159 137V138H158ZM176 137V138H177ZM185 137V138H186ZM210 137H212L211 139H209ZM3 138H2V140H3ZM17 138L19 139L18 141H20L19 142V147H16V145L17 144H15V141H13V140H15L16 139V143L18 142L17 141ZM20 138L21 139H23V140H20ZM27 140H26V139ZM34 138V139H33ZM38 138V140L36 141V139ZM60 138H62V139H60ZM85 138H83V140L85 139ZM88 138V139H89ZM111 138V139H110ZM128 138V139H127ZM138 138V139H137ZM170 138V139H169ZM172 138V139H171ZM192 138V139H191ZM228 138V137H227ZM1 139V138H0ZM40 139V140H39ZM42 139V140H41ZM88 139H86V140H88ZM107 139H108V141H111V142H109V143H111V144H109L108 143V141H107ZM146 139V140H145ZM196 139V140H195ZM31 140H32V142H31ZM45 140V141H44ZM60 140H62L61 142H60V144H59V146L60 147H58V144H54L56 141H57V143H59V141ZM67 141V142H72L71 144L70 143H68L69 144V146H67V144H66V142H63V141ZM90 140V139H89ZM122 140V141H121ZM142 140V141H141ZM151 140V141H152ZM174 140V139H173ZM193 140V141H192ZM96 141V142H95ZM113 141V142H112ZM119 141V142H121L122 144L121 145H117V148L116 147H113V146H111L112 144L114 145V144H116L117 142ZM133 141V142H132ZM140 141V142H139ZM145 141L147 142V145H148V147H147V145L146 146H144L146 143H145ZM155 141V142H154ZM175 141L176 140H174V143H175ZM181 141V142H180ZM184 141V142H183ZM186 141V142H185ZM188 141H189V143H188ZM211 141V142H210ZM218 143H217V142ZM233 140H230V143H235V141H233ZM263 141V142H262ZM1 142V141H0ZM6 142H7V144H6ZM14 144H13V143ZM35 142V143H34ZM38 142H40V143H38ZM45 142V143H44ZM64 143V144H66V146H67V148L68 147H70V149L71 148H73L72 149V151H71V153L72 152H75V153H72V155H71V153H68V155L66 154V152H69L68 150H69V148H68V150H65V151H63L62 150V148H61V143ZM79 142H77V143H79ZM84 142H87V141H84ZM84 142H83V144H84ZM100 142V143H99ZM102 142H103V144H102ZM125 142V144L123 145V143ZM141 142H143L141 145H139ZM193 142H195V144L196 145H198L201 149H197V146L193 143ZM209 142V143H208ZM258 144V146H257V144ZM20 143H22L23 144V146H24V144H25V146L27 147V149L29 150V151H27V149H26V147L24 146V147H22L23 149L25 148L26 149V153H24L23 151L25 150H23L22 148H20L21 147V145L22 144H20ZM29 143H31L30 145H28ZM37 143V144H36ZM44 145H43V144ZM79 143V144H80ZM92 143V142H91ZM105 143V144H104ZM132 143H134V144H132ZM156 144V146L157 145H159V146H154L155 144ZM191 143H192V145L194 144L195 146H196V148H194V147H192L193 148V151H194V149H197L195 152L197 153L199 150L201 151H199L198 153L199 154H197L196 155V153L195 154H191V153H194L193 151H192V149H190V146L189 145H191ZM215 143V144H214ZM262 143V144H261ZM1 144V143H0ZM85 144H90V143H85ZM84 144V145H85ZM118 144H120V143H118ZM152 144H154L153 146H152ZM163 144L165 145L164 147H166V148H164V147H160V145H162L163 146ZM206 144V145H205ZM259 144H261L260 146H259ZM7 145V146H6ZM32 145V146H31ZM38 145V146H37ZM53 145V147H51ZM103 145H105V146H103ZM123 145V147H118V146H122ZM136 145V149L135 150H137L138 148H139V146H144L142 149L141 148H139L138 149V152L137 153H140V155L139 154H136L135 152H133V153H130V152H127L128 154H126V152L125 151H129V149H130V151H131V148H133L134 146ZM139 145V146H138ZM151 145V146H150ZM176 145V146H175ZM184 145H186V146H184ZM187 145L189 146V147H187ZM215 145V146H214ZM221 145H222V147H221ZM28 146H30V148L28 147ZM93 147H94V145H92ZM137 146H138V148H137ZM178 146V147H177ZM254 146V147H253ZM256 146H257V148H256ZM11 147H13V146H11ZM41 147V148H40ZM44 147V148H43ZM48 149H47V148ZM58 147V148H57ZM81 147V148H80ZM87 147V146H86ZM174 147H175V150H174ZM177 147V148H176ZM219 147H221L220 149H218V150H215V149H217V148H219ZM20 150H19V149ZM37 150H36V149ZM46 148V149H45ZM49 148H51V149H49ZM64 148H66L65 146H64ZM89 148H91V147H89ZM144 148H146V149H144ZM149 148V149H148ZM157 148V149H156ZM181 148H182V151H181ZM187 148H189L190 150H188ZM249 148L251 149V148H253V149H255V151L253 150H250V151H248L249 150ZM18 149V150H17ZM41 149V150H40ZM88 148H86V150H87ZM92 149V148H91ZM114 151H112V150ZM140 149L143 151H140ZM148 149V150H147ZM152 149V150H151ZM154 149H155V151H157L158 150V152H155L154 151ZM162 149H163V152H162ZM172 149V150H171ZM187 149V150H186ZM41 151V154H40V151ZM42 150H45V151H42ZM57 150H59V151H62V152H60V153H62V154H64L65 156H62V154H61V156H62V160H60L61 159V156L59 155L60 153H59V151L57 152ZM83 150V149H82ZM89 150V149H88ZM121 150V151H120ZM125 150V151H124ZM133 150V149H132ZM147 150V152H144V151H146ZM150 150V151H149ZM161 150V151H160ZM165 150V151H164ZM166 150H169V152H167ZM215 150V151H214ZM16 151H17V153H19V154H16ZM49 151V152H48ZM94 151H96V150H93V152ZM101 151H99V154H100V152ZM118 151V153H115V152H117ZM122 151H124V152H122ZM134 151V150H133ZM153 151V152H152ZM171 151H173V152H171ZM178 151V152H177ZM186 151V152H185ZM220 151H223V152H220ZM226 152V154H225V152ZM31 152V153H30ZM87 152V154L85 155V156H89L90 154H89V152L88 151H86ZM92 152V153H93ZM112 152L113 153H115L114 155H115V159H117V161H118V159H121L122 160V158H124V160H120V163L122 164V168L120 167L121 166V164L119 163V161H118V163H115V162H113V161H115L114 160V155L112 154ZM120 152V153H119ZM160 152V153H159ZM190 152V153H189ZM242 152H243V154H242ZM247 152V153H246ZM11 153L13 154V155H11ZM49 154V155H45V154ZM54 153V154H53ZM57 153H59V154H57ZM84 153H85V151H84ZM91 153V152H90ZM149 153V154H148ZM159 153V154H158ZM169 153H170V155H169ZM171 153H172V155H171ZM175 153H176V155H175ZM191 155L190 157H189V154ZM262 153V154H261ZM24 154H26V155H28L29 154V156H26L25 157V155ZM39 154V155H38ZM57 154V155H56ZM74 154V155H73ZM79 154H80V152H79ZM98 154V153H97ZM96 153H95V155H97ZM117 154H118V156H117ZM121 156H120V155ZM129 154H130V156H129ZM152 154V155H151ZM174 154V155H173ZM204 154H205V157H204ZM220 154V155H219ZM247 154V155H246ZM58 155H59V157H60V159L58 158L57 159V157H58ZM69 155H71V157H73V159H70L68 156ZM81 155V154H80ZM104 155H106V157L104 156ZM122 155H127L126 156V159H125V157L124 156H122ZM147 155V156H146ZM164 155V156H163ZM165 155H166V157H165ZM188 155V156H187ZM203 155V156H202ZM207 155V156H206ZM210 155V156H209ZM221 155H223V156H221ZM233 155V154H232ZM2 156H3V158H2ZM4 156H7V160H6V158L4 157ZM32 156H35V158H33ZM47 156V157H46ZM48 156H50V158L48 157ZM55 156V157H54ZM93 156H94V153H93ZM158 156V157H157ZM171 158H170V157ZM172 156H173V158H172ZM174 156H175V158H174ZM184 156V157H183ZM198 156H199V158H198ZM263 156V157H262ZM27 158V159H25V158ZM28 157H29V159H28ZM42 157H43V159H42ZM74 157L76 158H78V157H80V159H82L81 161L83 162V164H76V163H82L80 160H79V158H78V160H75L74 159ZM92 157V156H91ZM105 157V158H104ZM120 157V158H119ZM137 157H138V159H137ZM156 157L157 158H159V159H162V160H156ZM200 157H202V159L203 158H206V159H203L202 160V162L203 163H205L206 165H204L203 163H201L200 161H196V160H200ZM207 157H208V161H206L207 160ZM222 157L224 158L225 157V159H223V166H222V164L221 165H219L218 164V162L222 159ZM5 158V159H4ZM39 158V159H38ZM49 158V159H48ZM67 158V159H66ZM76 158V159H77ZM146 158H147V160H146ZM165 158V159H164ZM194 158H196L195 160H194ZM214 158L215 159H217V160H219L218 158H220V160L219 161H217V162H215V160H214ZM226 158H227V160L229 159V162H227V160H226ZM47 159V160H46ZM127 159L129 160V161H127ZM136 159H137V161H136ZM175 159V160H174ZM183 159H184V161H183ZM5 160V161H4ZM37 160V161H36ZM38 160H40L41 161V163H40V161H38ZM43 160V161H42ZM46 160V161H45ZM55 162L56 161V163H58L57 161H59V163L58 164H54L53 162ZM64 160V161H63ZM112 161V164H110L111 163V161ZM144 160H146L145 162H144ZM156 160V161H155ZM173 160V161H172ZM225 160V161H224ZM10 161H12V162H10ZM15 161V163L14 164H16V165H18V163L20 164V165H18L19 167H17V168H13L12 166H14V167H16L15 165H13V162ZM36 161V162H35ZM79 161V162H78ZM98 161H100L101 162V164H100V162H98ZM106 161H107V164H106ZM116 161V162H117ZM129 162V163H127V162ZM130 161L132 162V164L133 165H131V163H130ZM143 163H142V162ZM155 161V163H153ZM165 161V162H164ZM170 161V162H169ZM174 161H176V162H174ZM186 161V162H185ZM194 161H196V163H198V166L197 165H195V167H198V168H195L194 170L192 169V168H190V166L191 167H194L193 165L195 164L194 163ZM210 161V165L208 164V162ZM214 162V164H213V162ZM222 161V160H221ZM10 162V163H9ZM17 162V163H16ZM23 162V163H22ZM42 162H44V163H42ZM52 162V165L50 164ZM63 162V163H62ZM72 162V163H71ZM73 162H74V164H73ZM90 162H89V164H90ZM101 165V169H99V170H96V169H98V167H100V165L98 164V163ZM109 162V163H108ZM126 163V165H128V166H126V165H124L125 163ZM137 162L138 163H140L141 165H139V164H137ZM173 164H172V163ZM187 162H189V163H187ZM231 162V163H230ZM235 162V163H234ZM233 162V164H236V161H234ZM5 163H7V164H5ZM34 163V164H33ZM35 163H36V165H35ZM38 163V164H37ZM46 163V164H45ZM66 165H65V164ZM104 163V164H103ZM114 163V164H113ZM154 164L153 165V170H155V168H156V170L158 171V170H161V171H159V173L158 172H155V171H150L152 168H150L149 170H147L148 168H149V166L151 165V164ZM164 165H163V164ZM182 163H183V166H182ZM192 163H194L193 165H192ZM63 164V165H62ZM106 164V165H105ZM110 164V165H109ZM120 164V168L122 169V170H124V171H127V170H129V168L130 167H133V168H135V169H137V170H134L133 168H131L130 170L132 171L133 170V172L134 173H132L131 172V175L130 174H128L127 175V173L126 174H123V175H125V179H126V175L128 176L127 177V180H125V179H123L122 177H123V175H121V178L119 179V177L117 178V177H115V176H117V173H120V174H122V173H124V171H122L121 169V171L118 169V170H116L117 168H119L118 167V165ZM144 166H143V165ZM156 164H157V167H156ZM172 164V165H171ZM176 166H175V165ZM178 164V165H177ZM180 164V165H179ZM215 164H217V165H215ZM233 164L231 165V167L233 166ZM33 166V167H39L38 169H40V170H38V171H36L37 170V168H33L34 169V171L32 170V167L31 166ZM42 165H44V168L43 169H45L46 167V169H45V171L41 168V167H43ZM46 165V166H45ZM61 165H62V167H61ZM75 165H78V166H75ZM81 165L83 166H85V168H82L81 167ZM87 165V166H86ZM97 165H98V167H97ZM104 165V170L103 171H101L102 170V166ZM125 167H124V166ZM135 165H137V166H139V167H135ZM160 165H162L161 167H160ZM166 165H168V166H166ZM171 165V166H170ZM186 165V166H185ZM202 165H203V167H202ZM208 165H209V167H208ZM219 165V166H218ZM247 165V166H246ZM29 166H30V168H29ZM51 166H53V167H51ZM55 166V167H54ZM67 166V167H66ZM79 167L78 168V170L77 171H79V169H80V171H79V173L77 172V173H74V174H76V175H74L73 174V172H75V171H73V170H75L74 168L75 167ZM83 166V167H84ZM109 166V167H108ZM116 166H117V168H116ZM130 166V167H129ZM164 166H165V168H164ZM170 166V167H169ZM179 166H180V168H179ZM222 170V172L224 171V173H222V174H220L219 173V175L217 174V176H216V179H215V177H212V175L213 176H215L214 174H212V173H215L216 171L215 170H217V171H219L220 169H218V167ZM221 166V167H220ZM255 166V167H254ZM57 167H59V169H60V171H59V169L57 170ZM106 167H107V169H106ZM116 168L115 169V171H116V173H114L115 175H113L112 173H113V171L112 170H114L113 168ZM151 167V166H150ZM159 167V169H157ZM169 167V168H168ZM171 167H172V169H171ZM179 169H178V168ZM183 167V168H182ZM185 167V168H184ZM204 167H206V168H204ZM210 167L211 168H213V169H210ZM217 167V169H215ZM52 168V170H50ZM53 168L55 169L56 168V170H53ZM69 170H68V169ZM70 168H73V169H70ZM76 168V169H77ZM91 170H90V169ZM110 168H112V169H110ZM147 168V169H146ZM161 168V169H160ZM162 168H164L165 169V171L166 170H168L169 172H170V170H171V172L169 173L168 171H167V173H164V170L162 169ZM188 168L189 169H191V171H192V173H191V171H188ZM204 168V169H203ZM249 168V169H248ZM254 168H256V170L254 169ZM15 169V170H14ZM36 169V170H35ZM65 171H64V170ZM85 169H89L90 170V173H88L89 172V170H87V172L85 171ZM93 169H95L96 171H100V172H103V174H100V176L102 177L101 179H102V181L104 182V183H106V185H104V183L101 185V184H99V183H101L99 180H101L100 178H97V177H95V176H97V174L95 175V176H92L93 175V173L95 174V170H93ZM138 169H141V170H139L138 171ZM146 169V170H145ZM174 169H175V171H177V172H175L174 171ZM184 169V170H183ZM206 169H207V171L209 172V174L211 173V178H210V176H209V174L208 173H206ZM248 169V170H247ZM42 170V171H41ZM49 171V173H48V171ZM130 170L128 171V173L130 172ZM144 170V173H145V171L147 172V176H146V178H147V180H150L149 182H151L152 183V181H154L152 184H150L151 185V187H153V185L154 186H156V190H155V193L156 194H154L153 195V193H151L150 194V190H151V188H150V190L149 191H147V193L149 192V195L147 196V195H145V197H143V194L145 193L144 191H143V194H142V192H141V190H142V188H144L143 186L145 185V187H147L148 185L147 184H149L148 183V181H147V183L145 182V179H143L142 178V175L144 174V173H141L142 171ZM174 172H173V171ZM198 170H199V172H198ZM201 170L204 172H201ZM209 170H212L211 172L209 171ZM250 170V171H249ZM22 171V172H21ZM33 171V173H31ZM36 171V173L38 174H35L34 172ZM51 171V172H50ZM55 171V172H54ZM91 171H93V173L91 172ZM95 171V172H94ZM114 171V172H115ZM117 171H119V172H117ZM180 171H182L183 173L182 174H180L181 172ZM186 173H185V172ZM249 171V172H248ZM21 172V174L23 173V175L25 176V174L27 175V178L25 179L22 175H20V177L22 178V180L24 179V180H26V181H21V178H18L19 177V173ZM26 172V173H25ZM38 172H40V173H38ZM67 172V174H65ZM72 172V173H71ZM83 172V173H82ZM87 174H89V175H87ZM107 172V173H106ZM155 172V173H154ZM164 174H163V173ZM189 172V174L191 175H187V173ZM200 172H201V174H202V176H203V178H200L199 177V175L201 176V174H200ZM253 172V173H252ZM257 174H256V173ZM28 173H30V174H28ZM51 173V174H50ZM63 175H62V174ZM81 173V174H80ZM84 173L87 175V177H89V178H85V176H80V175H84ZM140 173V177L138 178V174ZM150 175H149V174ZM151 173L152 174H154V175H152L151 176ZM158 173V174H157ZM179 173V174H178ZM184 173H185V176H184ZM198 173H199V175H198ZM249 173H250V175H252V176H250L249 175ZM13 174H15V176L16 175H18L16 178L17 179H15L14 177V175ZM41 174H42V177H40V179L38 178L37 179V177H39V176H41ZM65 174V175H64ZM91 174V175H90ZM99 174V173H98ZM133 174V175H132ZM142 174V175H141ZM146 174V173H145ZM166 174H167V176L168 175H170V176H168V177H171V181H170V179L166 176ZM175 174H176V176H175ZM216 174V173H215ZM257 175V176H255V175ZM259 174H260V176H259ZM51 175H53L52 177H51ZM58 175V176H57ZM60 175V176H59ZM62 175V176H61ZM73 175V176H72ZM156 175H159V176H163V175H165L168 179H166V177H165V179L164 180H166V181H164L163 180V182H164V185H167L168 186V191L166 190V188H165V190L166 191H163L164 189H161L162 191H163V193H165V192H168L167 194H166V196H163L164 194L162 193V191L160 190V192H159V187L158 186H160L161 184H163V182H161L162 181V179L163 178H160L159 176H157V178L158 179H160L159 180V182H161V184L159 185L158 184V179L156 180H154V178H156ZM173 175V176H172ZM208 175V176H207ZM221 175H224L225 177H222ZM34 176V177H33ZM46 178H45V177ZM48 176V177H47ZM64 176V177H63ZM66 176H68L67 178H66ZM80 178H79V177ZM118 176H119V174H118ZM148 176H149V179H148ZM154 177L153 178V180L151 181V177ZM175 176V177H174ZM183 176H184V178H183ZM187 176H188V178L190 179V180H188L187 179ZM201 176V177H202ZM205 176H207V179H205L206 177ZM253 176H255V177H253ZM26 177V176H25ZM36 177V181H34V178ZM63 177V179H65V180H67L68 182L67 183H70L69 185L66 183V181H65V183H66V186H63L65 183L64 182H62V181H60V179ZM72 177H73V179H72ZM84 177V178H83ZM97 178V181H99L98 183H97V181L95 182V184H97L96 186V188H95V184L93 183L94 181H93V178ZM99 177V176H98ZM164 177V176H163ZM217 177H219V179L220 180H222L223 178H224V180H225V183H226V185L225 186H227V189H228V187L229 188H231V187H233V189L231 188V189H228L230 192H231V194H230V192H228L227 190L225 191V193H224V195H225V197H223V196H221V192H223L224 190H223V188H226L225 186L222 188V190L223 191H220V192H218V190L216 189L215 191L217 192V193H220V194H218V195H220L221 197H219L218 195H216L215 193H213L214 194V198L213 197H211V196H213V194H212V192H214V190L212 191V188H211V183L213 184L212 186L214 187L213 189H215V182H214V180L216 181L218 178ZM221 177V178H220ZM256 177H257V179H256ZM46 179V181H45V179ZM79 180H78V179ZM119 179V181L118 182H121L122 180H124V181H122L121 183H122V185H119V183L117 184L116 182V180L117 179ZM129 178V179H128ZM131 178V179H130ZM135 178H136V180H135ZM235 178V177H234ZM242 178H243V180H242ZM255 178V179H254ZM260 178H262V180L260 179ZM18 179H20L19 181H18ZM53 181H52V180ZM56 179V180H55ZM59 179V180H58ZM105 179V180H104ZM132 179H133V181H132ZM142 180V182H140V183H143V180H144V182L145 183H143L142 184V186H141V184L138 182V180ZM181 179H182V182H181ZM187 180L188 181V183H187V181H185V180ZM193 181H192V180ZM210 181H209V180ZM244 179H245V181H244ZM38 180V181H37ZM79 181V183H77L76 181ZM88 180H92V183H91V185L90 184H88V183H90L91 181H88ZM113 180V181H112ZM121 180V181H120ZM183 180H184V182H183ZM208 180V181H207ZM259 180H261V183H260V181ZM3 181V180H2ZM41 181V182H40ZM58 181H60V182H62V184L61 183H58V184H61V185H56V183L58 182ZM70 181V182H69ZM86 181V182H85ZM192 181V182H191ZM213 181V182H212ZM249 181H251L250 183H252V184H250L249 183ZM36 182V183H35ZM45 182V183H44ZM56 182V183H55ZM109 182V183H108ZM112 182V183H111ZM115 182V183H114ZM124 182V183H123ZM131 182H133L132 184H131ZM157 182V183H156ZM170 182L173 184H171L172 185V188H170L171 187V185H170ZM186 182V183H185ZM234 182H236V183H234ZM256 182V183H255ZM33 183H34V187H33ZM54 183H55V185L57 186H55L54 185ZM82 183V184H81ZM114 183V185H112ZM158 184V185H156V184ZM190 183H193V185L191 184L190 186L192 187V188H189V184ZM206 183V184H205ZM230 183H234V185L233 184H230ZM256 184V186H255V184ZM3 184V182L1 183V185ZM17 184V185H16ZM21 184H24V185H22L21 187L19 186V185H21ZM36 184V185H35ZM39 184V185H38ZM44 184V185H43ZM47 184V185H46ZM48 184H50V186H51V184H52V188L48 185ZM71 184H72V186H71ZM74 184V185H73ZM77 184V185H76ZM79 184H81V185H79ZM85 184H88V187H86V185ZM92 184L94 185L93 187H94V189H93V187H92ZM138 184H140V185H138ZM187 184H188V186H187ZM249 186H248V185ZM260 184V185H259ZM10 185H13V186H10ZM28 185V186H27ZM107 185H111V188H109ZM115 185H117V187H115ZM119 185V186H118ZM135 185H136V188H135ZM147 185V186H146ZM163 185V186H164ZM170 185V186H169ZM186 185V188L189 190V192L191 191V193H188L187 192V190H186V192H187V194H184V196H186V195H189L190 197H192L191 198V200L190 199H188L189 197L187 196V197H185L184 199L186 200V201H183V194H182V192H185V191H183L184 189H185V187L184 186ZM229 185H231V187L229 186ZM244 185V186H243ZM254 185V186H253ZM36 186H38V187H36ZM48 186V190L49 191H47L46 189L47 188H45V187H47ZM79 186V187H78ZM90 186L92 187V189H93V191L96 189V190H98L99 191V189L101 190H103L102 192H100V193H98V192H96V190H95V192H96V194L92 191V189H90L89 190V188H90ZM102 186H105L104 188H106V186L109 188V190L110 191H108V189L106 190L107 192H106V195H103V194H105L104 193V188L102 187ZM112 186H113V188H112ZM139 186H141L140 188H139ZM166 186V187H167ZM242 186V187H241ZM249 187V188H247L248 189V191H247V195H249L250 196V198H249V196H247V197H243V199H245V201H246V203H245V201H243L240 197H242L241 196V191H246V187ZM262 186V187H261ZM8 187H10V188H8ZM29 187V188H28ZM61 188V190H58V189H60ZM63 187V188H62ZM102 187V188H101ZM116 189H115V188ZM150 186H148V188H149ZM161 188H164V187H162V185L160 186ZM207 187H208V189H211V194L212 195H208V196H210L211 197V199H209V201H208V196H207V191H209V194H210V190H207ZM243 187H245V188H243ZM255 187V188H254ZM45 188V189H44ZM87 188V189H86ZM98 188V189H97ZM125 188H126V190H125ZM130 188V189H129ZM137 188H138V190H139V194L137 195V193H138V190H137ZM169 188L170 189H173L172 190V192H173V199H174V202H173V199H171V201L174 203L173 204V207L172 208H170L171 207V204H170V201H168V200H170V199H168L169 197L168 196H170V197H172V194H170V192H171V190H170V192H169ZM184 188V189H183ZM204 190H203V189ZM217 188V187H216ZM244 190H243V189ZM253 188V189H252ZM257 188V189H256ZM10 189V190H9ZM72 189V190H71ZM86 189V190H85ZM132 189H134V190H132ZM141 189V190H140ZM155 189V188H154ZM157 189H158V191H157ZM242 189V190H241ZM255 189V190H254ZM53 190H57V191H62V192H60V193H62V194H58V192H57V195H56V192H52ZM64 190V191H63ZM144 190V189H143ZM221 190V189H220ZM233 190H235V191H233ZM4 193H3V192ZM13 191V192H12ZM47 191V192H46ZM51 191V192H50ZM90 191H92L93 192V194H95V196H102L103 195V197L104 196H108V198H107V200H108V202L109 203H112V202H114V205L112 204H108V203H106L107 201H105V199L103 200V198H101L102 200H103V202L105 203H102V200H100V206H99V203L97 202V204H95V202H96V198L94 197V195H93V197H92V193L90 192ZM116 191V192H115ZM129 191V193L126 195V193ZM132 191V192H131ZM157 191V192H156ZM233 191V192H232ZM263 191V192H262ZM19 192H21V193H19ZM23 192V193H22ZM48 193V192H50V193H52V194H50L49 195V193L48 194H46V193ZM66 192H67V194H66ZM85 192H86V195H89L88 194V192L89 193H91L89 196H91L92 198H94L93 199V201H95V202H93L91 199L92 198H90L89 196L87 197L86 195H85ZM116 194H118L119 196L121 195V197L122 196H124L123 194L125 193V195L126 196H124V197H122L123 199H121L122 201H120L119 200V202L121 203H119L120 205H118V202H117V205H115L116 203V201H118V199L120 198L118 195H116V196H118L119 198H117L115 195L113 196V194L114 193ZM151 192H153V191H151ZM158 192H159V194L160 195H158ZM227 192V193H226ZM250 192H251V194H250ZM103 193V194H102ZM131 193H133V194H131ZM243 193H245V192H243ZM44 194V195H43ZM71 194V195H70ZM102 194V195H101ZM108 194V195H107ZM110 194L112 195V198H114L115 200H112V198H110L111 196H110ZM134 194H136L135 196H134ZM141 194V195H140ZM176 194V195H175ZM192 194V195H191ZM205 194V195H204ZM223 194V193H222ZM48 195V196H47ZM52 195V196H51ZM55 197H54V196ZM59 195H61V196H59ZM62 195H66V196H68V195H70V197L73 199L72 200V202L74 203V208L72 207V205L70 204V203H72V202H70L69 201V196L66 198V197H64V196H62ZM152 196V198H150V199H148V197L149 196ZM236 195V196H235ZM46 198H45V197ZM58 196L60 197V199H56V198H58ZM110 196V197H109ZM143 197V198H146V199H141L140 198V201H138L137 199H139V197ZM159 196H160V198L163 196L164 198H166V197H168L167 198V201L166 202H168V204H167V206L165 207L164 205H163V203L166 205V202L164 201H162V204H161V201H159L160 199H159ZM215 196L217 197H219V198H215ZM231 196H234L233 198L231 197ZM10 197H13V198H10ZM18 197V198H17ZM44 197V198H43ZM47 197H48V199H54L53 201H48V203H49V205L51 206L52 205V207L53 208H51L49 205H46L45 203H47ZM89 199V201H88V199ZM98 197V198H99ZM162 197V198H163ZM181 197V198H180ZM208 197V198H207ZM6 200H5V199ZM19 198H20V200H19ZM35 198V199H34ZM38 198V200H36ZM43 198V199H42ZM68 199V202H66L65 200L66 199ZM86 199V201H88V202H86V204H85V199ZM125 198V199H124ZM128 198V199H127ZM136 198V199H135ZM199 198V201H197L196 199H198ZM212 198H213V201H212ZM230 198H232V199H237V200H235V201H233L232 199H230ZM240 198V199H239ZM263 198V199H262ZM2 199H4V200H2ZM9 199V200H8ZM18 199V200H17ZM50 199V200H51ZM63 201H62V200ZM77 199H79L78 201H77ZM152 199V200H151ZM207 199V201L210 203H208V202H206L205 200ZM223 199V200H222ZM251 199H252V201H253V203H251L252 201H251ZM2 200V201H1ZM40 200H42V202H40ZM99 200V199H98ZM137 200V202H134V201H136ZM189 200H190V202H189ZM195 202H194V201ZM7 201H9V202H7ZM18 202L17 203V205H16V202ZM45 201V203H43ZM64 201H65V203H64ZM84 201V202H83ZM111 201V202H110ZM197 201V202H196ZM210 201H212V202H210ZM223 201V202H222ZM231 201H232V203H234L235 202V204H231ZM241 201H242V204H241ZM251 201V202H250ZM21 202V203H20ZM23 202V203H22ZM63 202V203H62ZM78 202H79V205H77L78 204ZM138 202L140 203V207H142V209L141 208H138L137 206H139V204H138ZM182 202V203H181ZM208 203L209 204V206H208V204H207V206H206V203ZM245 203V205H244V203ZM258 202H259V205H257L258 204ZM20 203V204H19ZM30 203V204H29ZM43 203V204H42ZM53 203H54V206H53ZM59 204V206L60 207H58V205H56V204ZM66 203H69L70 205H71V207L70 206H68V207H70L69 209L68 208H66V210H63L62 212H64L65 213V211H66V213L65 214H67V210H69L68 212H70L71 210L70 209H72V212H71V214L73 215V217L71 218L68 214V218L70 217L73 221H71V223H69L70 221V219L68 220L69 222H68V224H66L67 223V220H66V223L64 222L65 221V219H62L63 217H64V213H61L60 211L61 210H59L58 208H61V207H63V209H65V207H67V204ZM88 203H90V204H88ZM122 203H123V205H122ZM138 204L137 206H136V204ZM143 203H144V205H143ZM185 203H188L187 205H189V206H192V207H196L198 204H202V206H204V208L201 206V205H198V207L200 206V207H202L201 209H194V208H187V211H186V207H189V206H186L185 205ZM218 203H220L219 205H218ZM248 203V204H247ZM250 203V204H249ZM22 204V205H21ZM31 206V208L34 210V212L31 210V208L29 207L28 208V206ZM34 204H35V206H36V208H35V206H34ZM82 204V205H81ZM125 204H126V206H125ZM156 204H157V206H156ZM178 204V205H177ZM191 204V205H190ZM239 204V205H238ZM5 205H7V208H6V206ZM8 205L10 206V205H14L13 207H15V208H11L12 206H10V208L8 207ZM24 205V206H23ZM32 205H33V207H32ZM46 206V207H50V209L51 210H53L56 206H57V208H55V209H57L58 211H56V212H59L58 214L60 215V216H58V214L57 213H55V211L53 210V211H51V210H49V208H48V210H45V209H43V207L42 206ZM56 205V206H55ZM84 205V207H81V209H80V206H83ZM88 205H90V206H92V207H88ZM107 205L109 206V207H107ZM136 206V208H135V206ZM161 205H163V206H161ZM170 205V206H169ZM184 205V206H183ZM234 205V206H233ZM248 205V206H247ZM250 205V206H249ZM5 206V207H4ZM26 206V207H25ZM44 206V208H46ZM77 206V207H76ZM88 208H87V207ZM104 206V207H103ZM117 206V207H116ZM153 206V207H152ZM155 206H156V210H158L156 213L157 214H154V211H152V209L154 210L155 209ZM159 206H161V208L163 207L164 209L166 208V210L164 211V210H162L161 209V211L159 210L160 209V207ZM169 206V207H168ZM174 206H175V209H173L174 208ZM211 206V207H210ZM232 206V208H229V207H231ZM238 206V207H237ZM245 206V208H243ZM79 207V208H78ZM94 207H96V209H99V210H97L96 211V209L94 208ZM111 207V208H110ZM176 207L178 208V209H176ZM185 207V208H184ZM241 207V208H240ZM84 208H86V209H84ZM91 208V209H90ZM102 208V209H101ZM105 208H109L110 210L111 209H113V211L111 210V211H109V212H111V214L108 212V211H106V209ZM115 208V209H114ZM159 208V209H158ZM197 208V207H196ZM237 208H240V209H237ZM248 208V209H247ZM259 208H261L262 209V212H261V209L260 210H258ZM8 209V210H7ZM22 209V210H21ZM28 209H30L29 211H28ZM43 209V210H42ZM47 209V208H46ZM62 209V208H61ZM76 209V210H75ZM122 209V211H120ZM133 209H135L134 211H133ZM138 209H141L140 211H141V213H140V211L138 210ZM150 209H151V211H150ZM168 209V210H167ZM180 209V210H179ZM229 209V210H228ZM14 210V212H12V211ZM80 210V211H79ZM86 210V211H85ZM88 210V211H87ZM90 210V211H89ZM93 210H95V211H93ZM117 210H118V212H117ZM133 211L132 213L133 214H131V213H129V211ZM169 210L171 211V210H173L172 211V213H175V211H177V210H179V211H177L175 214V217H177V214H178V216H180L181 215V212H182V216H184V214H187V216H184L183 217V219L185 220V222H188V223H191V225H192V227L193 228H187V226L186 225H184L185 224V222H180L181 221V219H179V218H177V220L179 219L180 221L178 222L177 220V222H175L174 220V222L175 223H177L175 226H173L174 225V222L172 221V223L170 222V223H168L167 224V226H166V223L168 222L167 220L168 219H170L169 217H170V214H171V212H169ZM193 210H195V211H193ZM230 210H232L233 211V213H232V211H230ZM237 210V211H236ZM242 210L243 211H251L253 214H254V211L256 212V210H257V212L259 213H257L256 214V216L258 215V216H260V217H257L256 218V216L254 215V217H253V215L251 214V212L250 213H248L249 215L247 216V217H249L250 218V220L248 219V218H246V219H248V223H245V220L243 221H241L240 223H237V220L239 219V215H241V212H242ZM7 211H10L11 213H7ZM24 211V212H23ZM35 211L37 212V213H35ZM44 211H46V212H44ZM49 212V217H50V219L54 216V213H55V215L57 214V216H54V217H56V218H58L59 220H62L64 223L63 224H61L62 226L61 227H63V228H60L59 230L57 229V228H55V230H54V226H57V225H55L54 224V226H52V227H49L50 229H47V227L50 225L48 222H50V220L48 219V217H46V215L48 214V212ZM82 211V212H81ZM85 211V212H84ZM91 211H93V212H91ZM99 211H100V213L103 211H105V213H107V215H108V217H107V215L105 216V217H107L106 219H107V221L110 219V221H108V222H110L112 225H114V226H111V224L109 225V223L107 224V221L106 222H104L105 224H107L106 226H104L103 225V227H101V224L99 223V221L101 220H99V218H97V216L96 215H94V213L96 212V213H98V214H100L99 213ZM120 211V212H119ZM126 212V214H125V212ZM128 211V212H127ZM184 211H185V213H184ZM228 211V212H227ZM4 212V213H3ZM20 212H22V214L20 213ZM28 212V213H27ZM52 212H54L53 213V215H52ZM83 212H84V214H83ZM91 212V213H90ZM113 212V213H112ZM149 212H151V213H153V214H151L150 213V215L151 216H149L148 215V213ZM186 212H190V213H186ZM195 212V213H194ZM212 212V213H211ZM224 212H227V213H231L232 214V216H230V217H225V215L223 214ZM235 212V213H234ZM41 213L45 216H42L41 215ZM62 215H61V214ZM87 213V214H86ZM93 213V214H92ZM105 213H101L102 215L104 214L105 215ZM117 213V214H116ZM119 213V214H118ZM123 213V214H122ZM147 213V214H146ZM168 213H170V214H168ZM227 213H225L226 214V216H228V214ZM264 213V212H263ZM6 214V215H5ZM36 214V215H35ZM94 215L95 217H96V219L95 218H93L94 216H92V217H90L89 215ZM100 214V215H101ZM110 214V215H109ZM113 214H114V218H113ZM191 214V215H190ZM213 216V215H216V216H218V217H212L211 215ZM243 214V213H242ZM246 214V213H245ZM250 214L252 215V217H250ZM15 215V216H16ZM32 217H31V216ZM34 215V216H33ZM41 215V217H44V219L45 220H40L38 217ZM75 215V216H74ZM81 215H82V217H81ZM99 215V216H100ZM101 215V216H102ZM104 215L102 216V218L104 217ZM116 215V216H115ZM117 215L119 216L118 218H117V220H119L120 222H122V223H124V220H122V218H121V215H122V217H124L126 220H127V227H128V225H135V226H133V227H128V228H130L129 230L130 231H127L128 230V228H127V230L126 229H124V231L122 230V231H118V233H117V227H118V223L120 224V222H118L117 220L115 221V219H116V217H117ZM124 215V216H123ZM132 215V216H131ZM135 215V216H134ZM142 215V216H141ZM146 216V218H144L145 216ZM247 215V214H246ZM100 216V217H101ZM132 218H131V217ZM138 216V217H137ZM140 216V217H139ZM159 216V217H158ZM162 216V217H161ZM168 216V217H167ZM193 216H195V217H192ZM204 217V219H198V217ZM210 216V217H209ZM10 217H12L13 218V215L12 216H10ZM18 217H15L14 218V223L16 222V220L18 219ZM34 217H36V219L39 221H36L35 220V218ZM53 217V218H54ZM67 216H65V218H66ZM76 217H79V218H76ZM88 217V218H87ZM128 217L130 218V221L132 222V220H136L137 221V219H138V221L135 223V221H133L134 223H131V222H129L128 220ZM155 217H157L158 218V220H155L154 218ZM181 217V216H180ZM197 217V218H196ZM207 217V218H206ZM222 217H225V218H222ZM238 217V218H237ZM21 218V219H22ZM32 218L37 222H34L33 223V221H32ZM67 218V219H68ZM73 218H75V219H73ZM91 218V219H90ZM134 218V219H133ZM144 218V219H143ZM156 218V219H157ZM159 218H161V220L159 219ZM173 218H174V214H173ZM182 218V217H181ZM190 218V219H189ZM191 218H192V220L194 221H190L191 220ZM206 218V219H205ZM217 218V219H216ZM229 218V219H228ZM231 218V219H230ZM233 218V219H232ZM244 218V217H243ZM5 219H7V218H3V219H1V221H5ZM9 219V218H8ZM11 219V218H10ZM78 219V220H77ZM80 219V220H79ZM89 219L90 220H93V219H95V220H93V221H95L94 223L92 222V221H89ZM114 219V220H113ZM121 219V220H120ZM176 219V218H175ZM182 219V220H183ZM186 219H187V221H186ZM195 219H197V220H195ZM224 219H225V221H224ZM237 219V220H236ZM240 219H242V217L240 218ZM257 219V220H256ZM19 220V219H18ZM17 220V221H18ZM49 220V221H48ZM59 220H56L55 219V221H56V223H60V221ZM74 220H77V221H79L78 223H77V221H76V223H74L75 221ZM111 220H113V222H115L114 224H113V222L111 221ZM141 220H142V222H141ZM171 220V219H170ZM201 220H203V221H201ZM222 220V221H221ZM228 220H230V221H228ZM1 221H0V227H1ZM12 222H13V220H11ZM43 221V222H42ZM47 221V222H46ZM54 221V220H53ZM86 223H85V222ZM87 221H89L90 223H92V224H90V225H87V223L89 224V222H87ZM96 221H98V222H96ZM103 221H104V218H103ZM103 221H101V222H103ZM190 221V222H189ZM197 221H199V222H197ZM208 221V222H207ZM214 223V225H212V222ZM240 221V220H239ZM252 221V222H251ZM2 222V223H3ZM7 222V221H6ZM8 222H9V220H8ZM85 224H84V223ZM118 222V223H117ZM138 222H139V224H138ZM141 222V223H140ZM145 222V223H144ZM152 222V223H151ZM153 222H157L156 224L154 223V226H153ZM166 222V223H165ZM200 222H202V224L200 223ZM203 222H205L206 224L204 225L203 224ZM211 224H210V223ZM244 223V224H241V223ZM249 222H251L250 223V225H248L249 224ZM258 222H259V224H258ZM261 222L262 223H264V220L262 221L261 220ZM5 223V222H4ZM39 223V224H38ZM48 223V224H47ZM53 223V222H52ZM99 223V225H100V228H99V225H96V224H98ZM129 223V224H128ZM146 223H149V225L148 224H146ZM178 223L180 224V225H182V227H184V228H181V229H179V227H181V226H179L178 225ZM188 223H186V224H188ZM195 225V229H194V225ZM196 223V224H195ZM201 224V225H199V224ZM10 224H12L11 222H10ZM45 225L46 224V228L43 226V225ZM116 224H117V226H116ZM150 224H151V228H150ZM162 224H164V226L162 227ZM170 224H171V226H173V228H170L171 226H170ZM216 224H218V225H216ZM235 224V225H234ZM238 224H240V225H243V227H245V225H247L246 227H245V229L244 228H242V226H240V225H238ZM252 224V225H251ZM4 225V224H3ZM31 225V226H30ZM67 225H68V227H67ZM86 225H87V227H86ZM97 226V228H99V229H96V228H94V226ZM139 225H141V226H143L144 227V229L143 228H141V229H138L140 226ZM202 225L204 226V227H202ZM258 225V227H256ZM29 226V227H28ZM59 227H60V225H58ZM70 226V227H69ZM95 226V227H96ZM107 226H109V228H110V231H112V233L111 232H107V231H109V229H106V228H108ZM116 226V227H115ZM149 226V227H148ZM153 226V227H152ZM178 228H177V227ZM202 227L201 229H199V227ZM206 226V227H205ZM208 226V227H207ZM212 226V227H211ZM218 226H219V228H218ZM233 226V227H232ZM249 226V229L247 228ZM250 226H252V227H250ZM254 226H255V228H254ZM263 227H264V225H262ZM13 226H11V228H12ZM18 227L20 228V229H18ZM25 227H27V228H25ZM82 227H84V228H82ZM106 227V228H105ZM115 228V229H113V228ZM119 227H121V225L119 226ZM118 227V228H119ZM164 227H165V229L167 230H165V231H162V230H164ZM169 227V228H168ZM175 227V228H174ZM189 227V226H188ZM191 227V226H190ZM14 228V227H13ZM12 228V229H13ZM14 228V229H15ZM37 228H39L38 230H37V232H36V229ZM42 228H43V230H42ZM69 228H72V229H69ZM75 230H74V229ZM124 228H126V227H124ZM135 228H137V230H135ZM149 228V229H148ZM190 231H188L187 229ZM204 228H206L205 230H204ZM209 228V229H208ZM214 228H216V229H214ZM232 228H234V229H232ZM253 228H254V230H253ZM11 229V230H12ZM13 229V230H14ZM18 229V230H17ZM25 230V231H23V230ZM51 229H53V231H54V233L55 234H53V231L51 230ZM88 229V230H87ZM93 229H94V231H93ZM112 229V230H111ZM122 229V228H121ZM154 229V230H153ZM159 229V231H162V233L161 232H158L157 233V230ZM177 229H178V231H177ZM192 229V230H191ZM213 229V230H212ZM217 229H218V231H217ZM231 229V230H230ZM239 229V231H237ZM241 229V230H240ZM243 229V230H242ZM7 230H8V234H6L7 233ZM21 230V231H20ZM98 230V231H97ZM104 230V231H103ZM107 230V231H106ZM114 230V231H113ZM119 230V229H118ZM140 230H142V232H140ZM176 230V231H175ZM187 230V231H186ZM200 230H203L204 232H206V233H209L210 231H212V233L210 234L209 233V235H207L206 233H202V231H201V233L202 234H205V235H202V237H203V239H202V237H201V235H200ZM215 230V231H214ZM220 230V231H219ZM244 230H246V232L248 231V230H252V233H253V231L256 233L257 231V233H261V235L263 236V238H262V236L260 235L259 236V238H261V240L262 241H260V239L258 238V236L257 235H259V234H255L254 233V236L252 235V234H250L251 232L250 231H248V232H250V233H248L247 232V234L246 233H244ZM40 231V232H39ZM56 231H59L58 233L56 232ZM71 231V232H70ZM82 231V232H81ZM102 231V232H101ZM116 231V232H115ZM136 231H138V232H136ZM146 232L145 233V235H141V233H143L144 234V232ZM170 231V232H169ZM173 231V232H172ZM179 231H180V233H182V234H180L179 233ZM191 231H195V232H193V234H192V232ZM196 231L197 232H199V233H196ZM208 231V232H207ZM215 233H214V232ZM217 231V232H216ZM4 234H2V233ZM11 232V233H10ZM20 232V233H19ZM27 232V233H26ZM100 232V233H102V234H98V233ZM120 232H124V233H120ZM128 232V233H127ZM150 232V233H149ZM157 233L156 235H153V233ZM176 232H178L179 234H175ZM186 232H188L187 234H191V236H190V234H189V237L191 238V240L193 239V235L194 234H197V235H199L198 237L196 236V235H194V237L195 238H198V239H200L201 238V240H200V242H203V243H206V236L208 237L207 238V242H209L210 241V243L213 245V243L212 242H214V245L215 246H217V247H215L214 245L213 246H209L208 244H210V243H206L208 246H205L206 244H204V246H205V249L207 248H211L210 250H211V252L212 251H215V253L214 252H212V253H210V254H208L206 251L207 250H205L204 251V246L202 245L203 243H201V245H202V247H201V245L200 244H198V245H196L195 243H200L198 240V242H195L194 244L192 243V245H190V246H187V247H185V245H187V243L188 242H192V241H190V238H188V235H187V238L188 239H186V236L184 235ZM226 232H228V233H226ZM232 232V234H229V233H231ZM82 235H84V236H82ZM117 233V234H116ZM120 233V234H119ZM127 233V234H126ZM139 233V234H138ZM154 233V234H155ZM160 233V234H159ZM174 233V234H173ZM214 233V235H212ZM239 234V236H241V237H239L238 236V234ZM13 234V235H12ZM18 234H19V236H20V240H21V238L24 236V235H27V236H24L25 238H22L23 240H21L22 241V243L23 244H21V245H18V243H21V241H19V236H18ZM24 234V235H23ZM51 234H52V238L54 237V239H51ZM74 234L76 235V237L74 236ZM87 234H89L88 236H86ZM90 234H93V235H90ZM115 234V235H114ZM149 235V237H147V235ZM165 234V235H164ZM224 234H226V236L224 235ZM229 234V235H228ZM247 235V236H250L251 237V235L253 236L252 238H257V239H255V241L256 242H258L257 244L255 243V241H253L252 240V238L250 239V237H249V240L247 239L248 237L247 236H245V235ZM250 234V235H249ZM9 235V236H8ZM29 235H30V238H28L29 237ZM42 235H44V237L42 236ZM46 235V236H45ZM67 235V236H66ZM78 235V236H77ZM97 235H99L102 239H104V240H102L99 236H97ZM117 235V236H116ZM125 235V236H124ZM128 235V236H127ZM130 235V236H129ZM172 235V236H171ZM182 235V236H181ZM57 236V239L55 238ZM94 236V237H93ZM121 236V237H120ZM137 237V238H135V237ZM152 236H154V237H152ZM157 236H158V238H157ZM172 238H171V237ZM185 236V237H184ZM235 236V237H234ZM257 236V237H256ZM42 239H41V238ZM50 238L49 239V241H47V239L46 238ZM72 237H74V238H72ZM87 237H88V239H87ZM123 237V238H122ZM129 237H130V239H129ZM141 237L142 239H139V238ZM143 237H145L147 240V242L145 241V243H144V241L143 240H145V239H143ZM168 237H170V239H171V241H169L170 239L168 238ZM176 239H175V238ZM178 237H180L179 238V240H178ZM182 237V238H181ZM205 237V238H204ZM224 237H225V240H224ZM8 238H10V239H8ZM31 238H36V240H34V239H31ZM38 238H40V239H38ZM76 238V239H75ZM78 238H81L80 239V241H76V240H78ZM100 238V239H99ZM120 238H122V239H120ZM150 238H152V239H150ZM154 238H155V240H156V238H157V240H160V238H161V240L163 239V243H166V244H168V245H166V244H163V243H161V240L159 241L160 243H159V245L160 244H162V248H160L159 250H161V249H163L164 251H162L161 253L160 252H158L159 250H158V247L157 246H159L158 245V242H157V244L155 243L156 241H154ZM183 238H185L186 240H187V243L185 244V242H186V240H184ZM240 241V238L241 239H245V240H241V242H243V244H245V247H244V249H241V251H239V249L238 248H240V245H242L241 243L239 244V241H237V239ZM43 239H44V241H45V244H44V241H43ZM56 239V240H55ZM72 239H74V240H72ZM86 242L85 244H84V241ZM87 239V240H86ZM90 239V240H89ZM168 239V240H167ZM173 239V240H172ZM177 240L176 241V243H178L179 241H182V239H183V242H181L182 244H180L181 246L182 245H184V247L183 248H186V249H180V251L181 252H183V255H182V253H181V255H179L177 252H180V251H175V250H173L174 248H176V250H178L177 249V247L179 246L180 247V245H177L176 243H174V241L175 240ZM181 239V240H180ZM209 239H213V240H209ZM25 240V241H24ZM52 240H55L54 241V243L53 242H51ZM71 240H72V243H71ZM88 240H89V242H88ZM101 240V241H100ZM123 242H122V241ZM129 240V241H128ZM130 240H132V241H130ZM135 242H134V241ZM150 240V241H149ZM167 242H166V241ZM189 240V241H188ZM203 240V241H202ZM247 240V241H246ZM258 240V241H257ZM12 241V242H11ZM25 243H24V242ZM26 241H28L27 243L28 244H31V241H35V242H32V244H34V243H36V241H37V243H36V245H38V246H40V248L42 247V248H46V246L45 245H48L47 247V249L46 250H42V252H44V253H42L39 249L37 250V252H36V248H38V246H36L34 249H32V246H34V245H29L30 247H26V249H24V247H25V244L27 245V243H26ZM43 241V242H42ZM47 241V242H46ZM67 241H68V243L70 244H68L67 243ZM73 241H74V243H73ZM83 241V242H82ZM99 241H100V243H99ZM103 241V242H102ZM113 241V242H112ZM193 241H196V239L195 240H193ZM217 241V242H216ZM223 241V242H222ZM226 241V242H225ZM244 241H246L245 243H244ZM4 242H5V244H4ZM11 242V244H9ZM40 242H42V244H39ZM81 242V243H80ZM129 242V243H128ZM152 242L153 243H155L157 246H155V244H154V247L156 248V254H158V253H160L159 255H161L163 252L164 253H166L165 251H166V249L168 248V250H167V252H169V250H171L170 248H172V250L173 251H175L176 253L174 254V252H170V254H173V255H171V256H168V257H171V260H169L170 261V263L168 262V260L166 259L167 257H165V259H163V258H161V256H157L156 258H157V260H156V258L154 259V258H152V257H154V256H152V255H155V252L154 253H152L153 252V250H155V248L153 247V244H152ZM170 243V248H169V243ZM176 244V247H174L173 248V244ZM215 242L218 244H215ZM249 242V243H248ZM252 243V245H250V250H247V247L249 246V244H251ZM48 243V244H47ZM49 243H53V244H50V246H51V248L52 249H54V250H56V251H54V252H52V249L50 248V246H49ZM79 243H80V245H79ZM147 243H150V244H148V247H149V245H151L152 247H153V249L150 247V251H149V248L147 249ZM225 243V244H224ZM253 243H255V244H253ZM63 244H64V246H63ZM84 244V245H83ZM87 244V245H86ZM91 244V245H90ZM144 244L145 245V247L146 248H144L142 245ZM179 244V243H178ZM210 244V245H211ZM237 244H239L238 245V247H237ZM10 247H9V246ZM43 245V246H42ZM120 245H122V246H124V247H120ZM127 245V246H126ZM140 245V246H139ZM164 245V246H163ZM226 245H228V247L226 246ZM236 245V246H235ZM246 245H248V246H246ZM255 245H257V246H255ZM264 245V244H263ZM2 246V247H1ZM13 248L12 250L13 251H10L9 250V248ZM16 246H24V247H20V248H22L21 250H20V252H18V253H21L22 251V254L25 252V253H27L28 252V250L31 252L32 250H33V253H35V254H33V253H30V254H23V255H25V256H28V257H25L24 256V258H23V255L21 254V257H19L18 255H17V253L15 252V255H16V257H15V255H14V258H12L11 256H10V254L11 253H9V252H14V251H18V250H16ZM28 246V245H27ZM62 246V247H61ZM86 246V247H85ZM90 246H91V248H90ZM165 246L167 247V248H165ZM175 246V245H174ZM196 246H197V248H199V247H201L202 249H203V251L204 252H202V253H200L199 252V249H201V248H199L198 250H196ZM222 246H225V247H222ZM232 246H234V248L232 247ZM244 245H242L241 246V248L243 247ZM252 246H253V248H252ZM263 248L262 250H261V247ZM15 247V248H14ZM19 247H18V249H19ZM57 247L58 248H60L59 250L60 251H62V249L61 248H65V250L60 254V253H58V254H60L59 256H58V254H56V252H58L59 250L57 249ZM85 247V248H84ZM87 247H89V251L87 250L88 248ZM118 247L120 248V249H118ZM127 247V248H126ZM140 247H143V248H140ZM159 247H161V246H159ZM195 247V248H194ZM218 247H219V249H218ZM221 247V248H220ZM257 247V248H256ZM29 248V249H28ZM41 248V249H42ZM44 248V249H45ZM81 248H84L82 251H81ZM138 248V249H137ZM139 248L140 249H143V251L142 250H139ZM181 248V247H180ZM214 248V249H213ZM226 249V252H225V250L224 249ZM256 248V249H255ZM15 249V250H14ZM49 249H51V250H49ZM106 249V250H105ZM133 251H132V250ZM195 250L196 251V253H193L192 251L189 253V254H187V251L189 250ZM201 249V250H202ZM218 249V250H217ZM222 249V250H221ZM231 251H230V250ZM233 249H236V251L234 252L233 251ZM251 249L254 251V252H251L250 253V251H251ZM136 250V251H135ZM152 250V251H151ZM158 250V251H157ZM183 250H185V251H183ZM193 250V251H194ZM200 250V251H201ZM229 250V251H228ZM238 250V251H237ZM245 250V251H244ZM27 251V252H26ZM40 251V252H39ZM52 253H55V255L54 254H52V255H54V256H56V257H52V255L50 254L51 252ZM89 253H88V252ZM113 251H114V253H113ZM115 251H117V252H115ZM119 251H120V253H119ZM188 251V252H189ZM209 251V250H208ZM260 251H263V252H260ZM5 252H6V254H5ZM50 252V253H49ZM128 252V253H127ZM186 252V253H185ZM197 252H199L198 254H197ZM224 252H225V254H226V256L224 255ZM229 252V253H228ZM240 252V253H239ZM258 252V253H257ZM9 253V254H8ZM71 253V254H70ZM105 253V254H104ZM116 253V254H115ZM143 254L142 256H143V259H141L140 258V255L138 256V254ZM192 253H193V255H192ZM231 253V254H230ZM234 253H236L235 255H234ZM252 253H254V256H252L253 254ZM261 253V254H260ZM13 254V253H12ZM48 254V255H47ZM50 254V255H49ZM83 254H84V256H83ZM88 254V255H87ZM135 254V255H134ZM137 254V255H136ZM198 256H197V255ZM229 254V255H228ZM238 254H240V255H238ZM251 256H250V255ZM6 255L8 256V257H6ZM36 256V258H34L35 256ZM73 255V256H72ZM128 255H130L129 257H128ZM144 255H145V258H144ZM149 257L148 259H150V257H151V259L150 260H148L147 259V256ZM164 255H166V254H163V256L162 257H164ZM178 255V257L179 256H181V260L179 261V263L177 262H174V259H175V261H176V259H177V256ZM185 255H189L188 257L187 256H185ZM196 255V256H195ZM205 255V256H204ZM216 255H214V256H216ZM218 255V258H220V256ZM248 255V256H247ZM259 255V256H258ZM32 257L31 259H32V262H30L31 261V259L29 260V258L30 257ZM50 256L52 257L51 259L54 261V260H57V262H52L51 261V259H50ZM135 257V259L137 258V256L139 257V258H137V259H139V261H137V259L135 260L134 259V257ZM176 257V258H172V257ZM211 256V257H210ZM229 256H230V258H229ZM231 256H233V257H236V259L235 258H233V257H231ZM238 256V257H237ZM256 256V257H255ZM11 257V258H10ZM65 257V258H64ZM183 257H185V258H183ZM191 257V258H190ZM196 257H198V258H196ZM207 257L209 258V259H207ZM222 257H223V259H222ZM250 257H251V259H250ZM253 257H254V259H253ZM16 258V259H15ZM24 260H23V259ZM44 258V259H43ZM129 258H132V259H134L133 261H131V263H130V260H129ZM187 258H189V259H187ZM242 258L244 259V262L242 261ZM249 258V259H248ZM14 259V260H13ZM19 259H20V262H19ZM27 259H28V262H25V261H27ZM69 259V260H68ZM78 259H82V261L81 260H78ZM142 261H141V260ZM170 259V258H169ZM187 259V260H186ZM198 259V260H197ZM201 259V260H200ZM202 259H204L205 260V262H203V260ZM253 259V260H252ZM260 259H263V260H261L260 261ZM13 260V261H12ZM40 260V261H41ZM63 260V261H62ZM127 260V261H126ZM185 262H184V261ZM223 260H225V261H223ZM241 260V261H240ZM246 260H248L247 262H245ZM15 261V262H14ZM36 261V260H35ZM40 261H37L38 262V264L40 263ZM49 261L51 262V263H49ZM171 261H173L172 263H171ZM182 261V262H181ZM213 261V260H212ZM211 261V262H212ZM217 261L215 262V263H217ZM262 261H263V263H262ZM14 262V263H13ZM37 262H35L36 264H37ZM163 262V263H164ZM168 262V263H167ZM187 262V263H186ZM224 262V263H223ZM243 262V263H242ZM22 262H21V264H23ZM132 263V264H133ZM135 263V264H136ZM138 263V264H139ZM41 264V263H40ZM43 264V263H42ZM44 264H46V263H44ZM213 264H214V262H213Z\"/></svg>","mask_w":264,"mask_h":264},{"label":"bare ground","instance_id":"6f19581e","mask_svg":"<svg viewBox=\"0 0 264 264\" xmlns=\"http://www.w3.org/2000/svg\"><path fill=\"white\" fill-rule=\"evenodd\" d=\"M6 1H7V0H6ZM13 1H14V0H12V2H13ZM16 1H17V0H16ZM23 1H24V0H22V2H23ZM25 1H26V0H25ZM25 1H24V2H25ZM31 1L36 2L37 0H36V1H35V0H31ZM31 1H28V0H27L25 4H27V2H31ZM45 1H46V0H45ZM47 1H49V2L51 3V0H47ZM56 1H57V0H56ZM120 1H121V0H120ZM149 1H151V0H149ZM154 1H155V0H152V7H153V8H154V5L156 4V3H154ZM160 1H161V0H160ZM168 1H169V0H168ZM185 1H186V0H185ZM185 1L182 0V2H180V1L178 0V3H179V5H180V4H182L183 2H185ZM189 1H191V0H189ZM200 1H201V0H200ZM214 1H215V0H214ZM219 1H220V0H219ZM225 1H226V0H225ZM236 1H237V0H236ZM236 1H234L235 4H236ZM238 1H239V0H238ZM238 1H237V2H238ZM240 1H241V0H240ZM246 1H247V0H246ZM246 1H245V2H246ZM253 1H254V0H253ZM257 1H259V0H257ZM4 2H5V1H4ZM17 2H18V1H17ZM20 2H21V1L19 0V2H18L19 4H18V5H20ZM22 2H21V4H22ZM38 2H39V1H38ZM38 2H36V3H38ZM40 2H41V1H40ZM52 2H55V0H53ZM58 2H60V1H58ZM144 2H145V1H143V3H144ZM156 2L159 3V4H162L163 1L160 3V2H158V0H156ZM173 2H175V0H173ZM193 2H195V1L192 0V2H191V3L189 2V4H187V6H185V7H186V8H189L188 6H190V4L193 5V4H192ZM215 2H216V1H215ZM217 2H218V0H217ZM221 2H224V0L221 1ZM227 2H229V3L232 5V6L230 5L231 8H234V9L238 10L237 8L234 7V6H235V5H233L234 3L232 4L231 1H227ZM245 2H244V4H243V6L246 5ZM6 3H7V2H6ZM8 3H9V2H8ZM8 3H7V4H8ZM14 3H16V2H14ZM14 3H13V4H14ZM31 3H32V2H31ZM84 3H85V2H83V0H82V2H81V1H80V3L78 2V6H81L80 4H83V5H84ZM128 3H129V2H128ZM169 3L172 4V0L169 1ZM169 3H168V4H169ZM175 3H177V2H175ZM175 3H173V5H174ZM186 3H188V1H186ZM186 3H185V4H186ZM198 3H199V2H198ZM211 3L213 4V2H210L209 5H211V6H216L215 3H214L213 5H212ZM242 3H243V0H242ZM250 3L252 4V1L250 2V0H249V3H247V5H246V7H245L246 9H243V11L247 10L246 12H248V8H249V10H251L253 6L257 5V4H255V5H253V6L250 5L251 7H247ZM260 3H261V4H260ZM260 3H259L258 5L261 6V5L264 4V1H263V2L261 1ZM10 4H12V3H10ZM85 4H86V3H85ZM145 4H146V3H145ZM153 4H154V5H153ZM165 4H167L166 0H165ZM183 4H184V3H183ZM185 4H184V5H185ZM217 4H218V3H217ZM220 4H221V3H220ZM238 4H239V3H237L236 5H238ZM240 4H241V3H240ZM240 4H239V5H240ZM8 5H9V4H8ZM8 5H6V6L4 5V6H2L1 8L4 10L5 7H6V8L9 7ZM15 5L18 6L17 4H15ZM22 5H23V4H22ZM34 5H36V4H34ZM89 5H91V4H89ZM89 5H88V6H89ZM138 5H139V4H138ZM138 5H135V6L138 7ZM163 5H164V4H163ZM173 5H169V6L171 7V6H173ZM175 5H177V4H175ZM179 5H178V6H179ZM184 5H183V6H184ZM11 6H14V5H11ZM16 6H14V7H16ZM32 6H33V5H32ZM38 6H39V4H38ZM38 6H37V8H38ZM73 6H74V5H73ZM135 6H134V7H135ZM146 6H147V5H146ZM155 6H156L155 10H157V8L159 9V7H160V6L157 5V4H156ZM157 6H159V7H157ZM178 6H175V8H177ZM193 6H194V8H195V5H193ZM193 6H192V7H193ZM198 6H199V5H198ZM198 6H196V8H197ZM206 6H207V8H206ZM217 6H218V5H217ZM241 6H242V5H241ZM243 6H242V7H243ZM263 6H264V5H263ZM3 7H4V8H3ZM35 7H36V6H35ZM75 7H76V5H75L74 8H72V9H74V10L76 9V11L78 12V10H79V9L81 10V8H82L83 6H82V7H79V8H78V7L75 8ZM84 7H85V6H84ZM86 7H87V6H86ZM94 7H95V6H94ZM140 7H141V4H140ZM147 7H149V6H147ZM152 7H150V8H152ZM161 7H162V6H161ZM166 7H167V6H166ZM179 7H180V6H179ZM179 7H178L177 9H179ZM181 7H182V6H181ZM181 7H180L179 10H182ZM192 7L190 6L189 10H190L191 14H192L193 12H195V13H193V14L195 15V14H196V11H193V10H195L196 8H195V9L193 8V10H191ZM200 7H201V6H200ZM204 7H205L206 9H209V8H208V3H207V5H205ZM204 7H203V8H204ZM220 7H221V6H220ZM255 7H257V6H255ZM261 7H262V6H261ZM11 8H13V7H11ZM11 8H8V9L13 10V9H11ZM23 8H24V6H23ZM30 8H31V6H30ZM59 8L61 9V7H59ZM66 8H67V6H66ZM66 8H65V9L62 8L61 10H60V9H59V10H60V11H66V12H67V10L69 9V7H68L67 10H66ZM70 8H71V7H70ZM92 8H93V7H92ZM143 8H144V7H143ZM143 8H142V10H143ZM153 8H152V9H153ZM175 8L171 7V9H173V10H175ZM211 8H212V7H211ZM215 8H216V7H215ZM215 8H214V9H215ZM221 8H222V7H221ZM224 8H225V7H224ZM227 8H228V9H226V8H225V9H226V10H229V7H228V6H227ZM250 8H251V9H250ZM253 8H254V7H253ZM262 8H263V7H262ZM34 9H35V8H34ZM56 9L58 10V8H56ZM72 9H71V10H72ZM77 9H78V10H77ZM88 9H89V8H88ZM90 9H91V8H90ZM161 9H162V8H161ZM166 9H167V8H166ZM166 9L164 8V10H166ZM177 9H176V12H177V11H178V12H181V11H179V10H177ZM214 9H211V11H213ZM234 9H233V12L235 11V14H236L238 11H236V10H234ZM254 9H255V8H254ZM3 10H2V11H3ZM5 10H7V9H5ZM5 10H4V12H5ZM10 10H9V11H10ZM27 10H28V9H27ZM36 10H37V9H36ZM54 10H55V9H54ZM59 10H58L57 12H59ZM74 10H73V11H74ZM92 10H93V9H92ZM131 10H132V11H135V8H134V10H133V8H132ZM136 10H137V9H136ZM159 10H160V9H159ZM164 10H161V11L163 12ZM184 10H185V9H184ZM215 10H217V9H215ZM215 10H214V11H215ZM239 10H240V9H239ZM252 10H253V9H252ZM7 11H8V10H7ZM23 11H24V10H23ZM73 11H71L70 14H73ZM138 11H139V10H137V12H138ZM161 11L159 12L160 14H162ZM185 11L187 12V10H185ZM185 11H184V12H185ZM200 11H201V10H200ZM200 11H198L197 13H199ZM204 11H205V10H204ZM209 11H210V10H208V12H209ZM211 11H210V12H211ZM214 11H213V12H214ZM231 11H232V10H230L229 12H231ZM257 11H259V12L261 11V10H259V6H258ZM27 12H28V11H27ZM29 12H30V10H29ZM35 12H36V11H35ZM55 12H56V11H55ZM77 12H76V13H77ZM88 12H89V11H88ZM140 12H142V11H140ZM174 12H175V11H174ZM178 12H177V14H178ZM190 12H189V13H190ZM201 12H203V11H201ZM201 12H200V13H201ZM233 12H231L232 15L234 14ZM240 12H241V10H240ZM240 12H239V13H240ZM255 12H256V11H255ZM262 12H264V11L262 10ZM262 12H260V13H262ZM7 13H8V12H7ZM7 13L5 12V14H7ZM61 13L63 14V12H61ZM68 13H69V12H67V14H68ZM83 13H85V12L83 11L80 17H82ZM164 13H165V12H164ZM189 13H188V14H189ZM200 13H199V15H200L199 18H198V15H197V14H196L197 16L195 15L196 17L194 16L195 18H198V19H195V18L193 17V15L189 14V15H191V18H192V19L194 18V19L192 20V21H193L192 23H190L191 21L189 20V19H191V18H188V19H187V23H186V21H185L186 19L184 20L185 24H188V25L190 24V25H192V27H191V26L189 27V31H190L191 28H193V26H195L193 23H195L196 20H198V21L200 20L201 16L203 15V14L201 15ZM203 13H204V12H203ZM239 13H237V14H239ZM252 13H253V12H252ZM8 14H9V13H8ZM17 14H18L19 16H18ZM21 14H22V12L16 13V14H15V15H16L15 17H16V18H17V17H18V18H21V17H20ZM30 14H31V16H32V11H31ZM30 14H28L27 16H29ZM33 14H34V13H33ZM74 14H75V12H74ZM134 14H135V13H134ZM138 14H139V12H138ZM138 14H135V15H138ZM179 14H181V13H179ZM188 14H187V15H188ZM204 14L206 15L207 12L205 11ZM208 14H210V13H208ZM258 14H259V13H258ZM2 15H3V14H2ZM11 15H12V14H11ZM11 15H9L6 19L3 18V21H1L2 19H0V21H1V22H4V19H5V20L9 19V17H10ZM22 15H23V14H22ZM139 15H140V14H139ZM139 15H138V16H139ZM149 15H151V14H149ZM158 15H159V14H158ZM211 15H213V14H210V15H208V16L206 15L207 23H206V21H205L204 19H201L200 22L197 23V26H198V24L201 23L202 20H203L202 23L204 22V25H205V23H206V24H209V23H208V21L210 20L209 18H212L213 20L215 19V21L218 22V21H217V20H219L218 13H216V15H217L216 17H218L217 20H216V17H213V16L215 15V13H214L213 16H211ZM220 15H221V13H220ZM259 15H260V14H259ZM263 15H264V13H263ZM263 15H262V16H263ZM12 16H13V15H12ZM24 16H25V14H24ZM72 16H73V15H72ZM78 16H79V15H78ZM162 16L164 17L163 14H162V15H159L160 18H161ZM203 16H204V15H203ZM236 16H237V15H236ZM2 17H3V16H2ZM4 17H5V16H4ZM13 17H14V16H13ZM15 17H14V18H15ZM153 17L155 18V16H153ZM153 17H152V19H153ZM163 17L161 18V19H162V21H161L162 23H163V19H164ZM187 17H188V16H187ZM189 17H190V16H189ZM208 17H209V18H208ZM252 17L254 18V22H255V21H256V22H257V21L262 22V21H263L262 18H261L260 16L258 17V15L256 16L258 20L255 19V17H254L253 15H252ZM14 18H11V17H10V19H14ZM23 18H24V17H23ZM70 18H72V17H70ZM76 18H77V17H76ZM78 18H79V17H78ZM78 18H77V20H78ZM146 18H147V17H146ZM148 18H150V16H148ZM202 18H203V17H202ZM206 18H205V19H206ZM232 18H233V17H232ZM241 18H242V17H241ZM247 18H248V17H247ZM253 18H252V19H253ZM259 18H261L262 21H261ZM21 19H22V18H21ZM141 19H142V21L144 20V18H141ZM150 19H151V18H150ZM212 19H211V22L213 21ZM221 19L224 21L226 18L224 19V17L221 16L220 20H221ZM239 19H240V18H239ZM252 19H251V21L253 22ZM263 19H264V16H263ZM18 20H20V19H18ZM77 20H75V21H77ZM145 20H146V19H145ZM188 20H189V21H188ZM226 20H227V19H226ZM237 20H238V18H237ZM7 21H8V20H7ZM7 21H5V22H7ZM10 21H11V20H10ZM14 21H15V20H14ZM22 21H23V19H22ZM75 21H74V22H75ZM147 21H148V19H147ZM168 21H169V19H168ZM228 21H229V20H227V22H226V21H225V22L228 23ZM247 21H250V20H247ZM247 21H246V22H247ZM251 21H250V22H251ZM12 22H13V21H12ZM19 22H20V21H19ZM72 22H73V21H72ZM137 22H138V21H137ZM144 22H146V21H144ZM166 22H167V21H166V19H165V23H164L165 25H166ZM170 22H171V21H170ZM211 22H210V23H211ZM243 22H244V21H243ZM246 22H244V23H246ZM252 22H251V23H252ZM254 22H253V23H254ZM259 22H258V24L255 23V25H256V26H258V25L260 26L261 23H259ZM17 23H18V22H17ZM20 23H21V22H20ZM138 23H139V25H140V21H139ZM138 23H137V24H138ZM141 23H142V22H141ZM231 23H232V22H231ZM231 23H230V25H235V24H236V23H235V24H234V23L231 24ZM247 23H248V22H247ZM263 23H264V22H263ZM3 24L6 25L5 23H3ZM15 24H16V23H15ZM15 24H14L13 27L16 26ZM22 24H23V23H22ZM22 24H21V26H22ZM143 24H144V23H143ZM164 24H163V27L165 28ZM195 24H196V23H195ZM221 24H222V23H221ZM228 24H229V23H228ZM7 25H8V24H7ZM168 25H169V24L167 23V26H168ZM188 25H185V28H186V26L188 27ZM209 25H211V26H209ZM209 25H206V27H207V29L210 28V30H211V29L213 28V27H212V24H209ZM249 25L252 26L253 24L251 25V24L249 23ZM261 25H262V24H261ZM21 26H20V27H21ZM140 26H141V25H140ZM140 26H137V25H136V26L134 27V28H135V31H137V30L139 31V29H137V27H140ZM167 26H166V30H167ZM169 26H170V25H169ZM208 26H209V27H208ZM213 26H215V25H213ZM222 26H223V25H221L220 28H219V25H218V26H215L216 28L218 27V29H219V30L217 29L218 32L220 31L221 28H223V32H224V29H225L226 27H225V25H224V27H222ZM228 26H229V25H228ZM245 26H246L247 28L250 27V26H248V25H245ZM256 26H252L251 28L254 29V27H256ZM2 27H3V26H2ZM7 27H9V26H7ZM150 27H151V25H150ZM153 27H154V26H153ZM201 27H202V29H203V25H202V24H201L200 28H201ZM234 27L237 28L236 26H234ZM234 27H232V28L234 29ZM241 27H242V26H241ZM243 27H244V26H243ZM243 27H242V28H243ZM260 27L262 28V27H264V26H260ZM3 28H4V27H3ZM5 28H6V27H5ZM168 28H169V27H168ZM183 28H184V27H183ZM185 28H184V29H185ZM195 28H196L197 33H198V35H199L200 37H198V35H197V36L193 35V36H194L196 39H197V38L200 39L201 36H202L201 39H203V40L200 39L201 41L199 40L200 42L197 43V45H199V43H200V44L203 43V44H202L203 46H201L202 49H201L200 46H199V48L201 49V50H200L201 53H199V54L197 55V57H199V56H202V57H200V60H199L197 63H201L202 65H203V64H206L207 66H210V64H211V66L213 65V70H215V69H217V70H216L215 72L213 71L212 74H216V75H214V76L217 78V81L214 82V80H213L214 83H213L212 85H209V81H198L197 84L194 83V84H195L194 86L198 89V93H197L196 90H192V89H190V90H192V92H193V91H196L197 96H198V94H199V96H202L203 98H204L205 96H206V97L208 96V98L211 97V98H209V99L212 100L213 102L211 103V101H210V102L208 101L209 105H207L208 107L206 106L208 110H206V109H202L203 107L206 108L205 106H202V108H201V107H198V106H201V105L203 104V103H201L200 105L197 104V101H199V99H201L202 97H197L196 99H194L193 96H196V95H194L195 92H194V93H191L192 96L189 97V98H192V99L194 100V102H196V106L193 107V106H192L193 104H191V105L189 104L191 107H190V106H188V107H189V109H190V108H194V109L196 108L195 110H197V108H198L197 111H200V110L202 109L203 111L201 110L200 112H204V111L207 112V114H204V113L201 114L200 112H199V113L197 112V113L195 114L196 116H198V115L200 114L199 116H201V117H199V118H201V120H202V124L205 123L204 125H206V123L209 122V120H210V122L213 121L212 123H216V126H217V128H218V130H217V129H216V130L220 132L219 136L222 134L221 137H220V140H221V142H222V144H223V148H225V151H226V152L230 151V152H229V154H230V158L232 157V158H231V162L234 160V161H236V164H233V162H234V161H233L232 163L230 162L231 165L233 164L232 167H231V165H230L229 167H228V166H225L226 163H225V165L222 163V162H223V159H225V157H224V158L222 157V159H221L222 161L220 160V158H218L220 161L217 160V159H215V158H214V160H215V162L219 161V162H218V164L220 163L219 165H221V164H222V166L224 165L223 167L220 166L221 169H224L225 167L228 168V169L225 168L226 170H224V171H226V172H225V173H226L225 175L231 174L230 176H233V177H230V178H232L233 181H236L237 183L234 182V183H236L235 185H234V183H230V184H233V185H234V188L236 189V188H237L236 185L239 186V183L242 182L241 179H239V177H241V176L243 175V173H242V172H243V171H242V168L244 167V165H245V161H246V160H243V161H242V159L245 158V155H244V156H241V153H240L239 151H241V149H242V150H244V153H245L246 149H248L247 147H248V144L250 143V141L253 142V141L257 138V136L260 134V132H262V131L264 132V118H263V116H264V115H263V114H264V96H262L263 93H262L261 91H260V93H258L259 96H257V95L255 96V95H254L255 92H256V91H255V86H256V85H259V86L261 85L260 87H262V88L264 89V77H263V76H264V47H263L264 44H262L263 46L260 47L259 49H255V51H250V50L253 48L252 46H254L256 43L253 44V45L250 44V45H252V46H250V47H252V48H249L250 50L245 51V52H247V54L245 53L246 55H243V56H242L243 58L240 56V55H242V53H240L241 51L238 50L239 53H240L239 56L242 58V59L240 58V59L242 60L241 65H242L243 67H245V68H244V69H238V68L236 69V66H235V68H234V66H233V64H232V65H230L231 67H230L228 70H226V69H224V67H227V66L229 67V64H231V63H229V62H230V59L228 60V58H229V56H230V54H231L230 51H229V50H230L229 48H231V47L228 46V54H229V56H228L227 58H225V57L227 56V53H226V56H224V58H225L227 61H225V59L222 58L221 61H220L221 63H220V62L218 61V59L220 60V58H221L220 55H222V51L225 49V45H224V44H225V43H228V44L230 43L227 39H229V36H231V32H230V31H233V30H230V29H232L231 26H229L230 29H229L228 32H227V30H226V29H228V28L225 29V32H227L229 35L227 34V35H228V36H227V39L225 38L226 41H225V43H223V47H224L223 50H222V46L219 44V45H220L219 47H220L221 50H222V51H220V55H219V53L217 54V52L220 50L219 48H217V49H219V50H218L215 54H214L215 51L213 52V46H214L216 40L218 41L217 43H219V41H220V39H219L220 37L218 38V39H219V40H218V39H217V36H220V35H216V33H217V32H216V33H213V34L211 33V35H210L213 39L209 38L210 36H208V37H207V36L204 37V36H203V33H204V35H205V32H202L203 30L201 29V30H202V31H201V30H200L198 27H196V26L193 28V30L191 31V33H192L193 31L196 32V31L194 30ZM238 28H239V27H238ZM256 28H259V27H256ZM6 29H7V28H6ZM13 29H15V28H13ZM13 29H10V33H11V31H12ZM28 29H29V27H28ZM150 29H151V28H150ZM198 29H199V31H198ZM239 29H240V28H239ZM0 30H1V29H0ZM2 30H3V29H2ZM4 30H5V29H4ZM8 30H9V29H8ZM15 30H16V29H15ZM15 30H14V31H15ZM22 30H23V28H21V31H22ZM140 30H141V29H140ZM155 30H156V27H155ZM166 30H165V32H163V33L166 34ZM186 30H187V29H186ZM186 30H185V32H184L185 35L182 33L184 36H182V35H181V36L184 37V40H185V36H187L188 39L185 40V41H186L187 43H188V41H189V42L191 41V43H189V44H192V46H195L196 43H195V42H192L193 39H195V38L192 36V34H191L188 30H187V33H186ZM213 30H214V29H213ZM213 30H211V31H209V32H212ZM221 30H222V29H221ZM236 30H237V29H236ZM243 30H244V29H243ZM247 30H248V29H247ZM254 30H255V29H254ZM254 30H253V32H254ZM6 31H7V30H6ZM14 31H13V32H14ZM17 31H18V30H16V32H17ZM21 31H20L19 33H22ZM28 31H29L30 33H32L31 30H28ZM28 31H27V29H26V32H25V33H29ZM138 31H137V32H138ZM143 31H145V30H143ZM148 31H149V30H148ZM150 31H151V30H150ZM150 31H149V32H150ZM167 31L169 32V30H167ZM204 31H205V30H204ZM8 32H9V31H7V33H8ZM16 32H14V34H15ZM137 32H135V33H137ZM149 32H146V33L149 34ZM152 32H153V31H152ZM157 32H158V31H156V33L153 32V34H154V33L157 34ZM179 32H180V31H179ZM179 32H178L177 35L180 36L181 33L179 34ZM188 32H189V33H188ZM199 32H200V33H199ZM207 32H208V31H206V34H207ZM221 32H222V31H220V33H221ZM225 32H224V33H225ZM229 32H230V33H229ZM235 32H236V31H235V29H234L233 33H235ZM0 33H2V31H0ZM3 33L5 34L6 32L4 31ZM7 33L5 34V35H7V36L2 35V34H1V36H0V45H1L0 48H1L2 45H3L2 48L5 47V48H6V49L4 48L5 50L10 51V50L7 49V46L5 45V43H8V44H9V47H8L9 49H10L11 44H13V46H11V48L13 47L14 50H11V51H14L15 53H16L15 48H16V50L20 49V51L23 50L25 53H28L29 51L31 52L32 49L29 50V49L31 48V46H28L29 49H28L27 46H26V48H23V49H22L21 47H23V46H22L21 44H19V46L15 47L16 45H18V44H16L17 42L19 43V42L23 41V40L21 39V35L23 36L24 32H23V34L20 35V37H19L18 35H15V36H16V39H17V42H14V41H13V40L15 39V38L13 37L14 34L12 35V33H11V34L8 33V34H9V35H8ZM69 33H70V32H69ZM71 33H72V32H71ZM126 33H127V32H126ZM143 33H144V32H143ZM220 33H219V34H220ZM224 33H223V34H224ZM258 33H259V36H261L262 38H264V31H263V32H258ZM258 33L256 32V34H258ZM133 34H134V33H131V34L128 33V35H133ZM150 34H151V33H150ZM189 34H190V36H188ZM193 34H194V33H193ZM209 34H210V33H209ZM214 34H215V36H216V39L214 38L215 36L213 37ZM11 35H12V36H11ZM32 35H35V34H31V36H32ZM67 35L69 36V34H67ZM128 35H127V36H128ZM141 35H142V34H141ZM225 35H226V34H225ZM232 35H234V34H232ZM24 36L26 37L27 34H25ZM29 36H30V34H29ZM54 36H55V35H54ZM56 36H57V35H56ZM73 36H75V35H72V37H73ZM80 36H82V35H80ZM143 36H144V35H143ZM147 36H148V35H147ZM167 36H168V35H167ZM191 36H192V37H191ZM221 36H222V37H225V36H223V35H221ZM248 36H249V34H248ZM248 36H247V37H248ZM250 36H251V35H250ZM250 36H249V37H250ZM254 36H255V35H254ZM3 37H4V39H3L2 42H5V43H1V40H2ZM5 37H7L8 40H7V38H5ZM9 37H10V39H9ZM18 37H19V38H18ZM25 37H24V38H25ZM36 37H37V36H36ZM66 37H67V36H66ZM66 37H65L63 40H65ZM69 37H71V34H70ZM150 37H152V36H149L148 39H150ZM182 37H181V38H182ZM190 37H191V38H190ZM249 37H248V38H249ZM255 37H257V36H255ZM12 38H13V39H12ZM22 38H23V37H22ZM26 38H27V37H26ZM30 38H31V37H30ZM30 38H28V39L33 41V38H34V37H32L31 39H30ZM37 38H38V37H37ZM37 38H35V39H37ZM52 38H55V37H51V39H52ZM58 38H59V36H58L56 39H58ZM141 38H142V37H141ZM166 38H167V37H166ZM166 38H164V41H165ZM189 38H190L191 40H189ZM204 38H206V40H205ZM208 38H209L210 40H209ZM248 38H246V39L244 40V43H243V44H245V42L248 40ZM262 38H260V40H261ZM19 39H21V40L19 41ZM28 39H26V40H24V41L26 42ZM56 39H55V40H56ZM70 39H71V41H72V38H70ZM70 39L68 38L67 41H69ZM135 39H136V38H135ZM143 39H145V38H143ZM143 39H138L140 42H139V41H133V42H135V43H136V42H137V43L139 42L140 44L143 45L144 42H145V40L143 41ZM148 39H147V41H148ZM151 39L153 40V37H152ZM167 39H168V38H167ZM167 39H166V40H167ZM225 39L223 38V40H225ZM241 39H242V38H241ZM29 40H28V41H29ZM40 40H43V39H40ZM40 40H38V42H40ZM63 40H60L59 42H61V41H63ZM154 40H155V39H154ZM221 40H222V39H221ZM223 40H222V42H224ZM262 40H263V39H262ZM262 40H261V42H262ZM6 41H7V42H6ZM28 41H27V42H28ZM67 41H64V44H65ZM142 41H143V42H142ZM147 41H146V42H147ZM167 41H168V40H167ZM167 41H165L164 43L171 44V43H169V42H172V41H168V42H167ZM176 41H178V40H176ZM176 41H175V42H176ZM195 41H196V40H195ZM227 41H228V42H227ZM238 41H240V40H238ZM251 41H252V40H251ZM254 41H255V40H254ZM9 42H10L11 44H10ZM33 42H35V40H34ZM36 42H37V40H36ZM56 42H58V40H56ZM56 42H55V44H56ZM59 42H58V45H59ZM69 42H70V41H69ZM129 42H130L129 44H131V40H130ZM213 42H214V44H213ZM232 42H234V40H233ZM255 42H256V41H255ZM53 43H54V42H53ZM53 43H52V44H53ZM67 43H68V42H67ZM135 43H134V44H135ZM139 43H138V45H139ZM178 43L180 44V40L178 41ZM251 43H253V42H251ZM263 43H264V40H263ZM55 44H54V45H55ZM60 44H61V43H60ZM179 44H178V45H179ZM194 44H195V45H194ZM204 44H205V45H204ZM230 44H231V43H230ZM230 44H229V45H230ZM258 44H259V43H258ZM4 45H5V46H4ZM14 45H15V46H14ZM20 45H21V47H20ZM56 45H57V44H56ZM62 45H63V44H62ZM62 45H59V46H62ZM65 45H66V44H65ZM132 45H133V43L131 44V46H132ZM135 45H136V44H135ZM135 45H134V46H135ZM138 45H136V46H138ZM171 45H172V44H171ZM207 45H208V46H207ZM215 45H217V44H215ZM226 45H227V44H226ZM260 45H261V44H260ZM68 46H70V44H69ZM68 46H67V47H68ZM140 46H141V45H140ZM143 46H145V45H143ZM169 46H170V45H167L168 48H169ZM174 46H175V45L172 46V47H173V48H172L173 51H170V52L168 53V56H169V54H170L171 52H173V53H174V52H177L176 50H178V49H177V48H174ZM231 46H234V45L231 44ZM244 46H245V45H244ZM258 46H259V45H258ZM33 47H35V46H33ZM63 47H64V46H63ZM72 47H73V46H72ZM159 47L163 48V51H162V49L160 50ZM159 47H157V48H159V52H160V51H161V52H164V53L167 52L166 49H165L163 46H159ZM214 47H215V46H214ZM216 47H218V46H216ZM234 47H235V46H234ZM236 47H237V46H236ZM238 47H239V46H238ZM254 47H255V46H254ZM2 48H1V49H2ZM13 48H12V49H13ZM17 48H18V49H17ZM39 48H40V46H39ZM51 48H52V47H51ZM64 48H65V47H64ZM73 48H74V47H73ZM78 48H81V47H78ZM144 48H145V47H144ZM196 48L198 49L197 46H196ZM226 48H227V47H226ZM243 48H244V47H243ZM246 48H247V47H246ZM25 49L28 50V51H25ZM36 49H37V48H36ZM56 49H57V48H56ZM56 49L53 48V50H55V51H56ZM74 49H75V48H74ZM132 49H133V48H132ZM132 49H131V47H130V51H131ZM135 49H136V48H135ZM174 49H176V50H174ZM203 49H205L207 52H209V54H211V56H210L209 54H207V52L202 51ZM234 49H236V48H234ZM234 49H233V50H234ZM5 50H4V51H5ZM39 50L42 51V46H41V48H40ZM58 50H60V48H59ZM58 50H57V51H58ZM75 50H76V49H75ZM77 50H78V49H77ZM77 50H76V52L78 53ZM141 50L143 51L142 48H141ZM141 50H140V51H141ZM164 50H165V51H164ZM184 50H186V49H184ZM184 50H183V51H184ZM198 50H199V49H198ZM198 50H197V51H198ZM214 50H215V48H214ZM2 51H3V50H2ZM2 51L0 50V54H1ZM7 51H6V52H7ZM20 51H18V52H20ZM46 51H47V50H45V52L42 51V52H40V54H42V55L44 56V55L46 54ZM55 51H53V52H55ZM57 51H56V52H57ZM63 51H64V49H63ZM137 51H138V50H137ZM146 51H148V49H147ZM153 51H156V49H154ZM179 51H180V50H179ZM200 51H199V52H200ZM231 51H232V50H231ZM234 51H235V52H234ZM234 51H232L234 54H236V52H238V51H236V50H234ZM260 51H263L262 54H261ZM6 52H5V53H6ZM18 52H17V53H18ZM34 52H35L36 54L39 53V52H38V49L35 50ZM47 52H48V51H47ZM51 52H52V51H51ZM65 52H67V49H66ZM74 52H75V51H74ZM76 52H75V54H76ZM151 52H152V51H151ZM156 52H157V53H156ZM156 52H155V53L158 54V50H157ZM185 52H186V51H185ZM188 52H189V51H188ZM188 52H186V53H188ZM203 52H204L205 56L207 55V56H206L207 58H206V57H203ZM223 52H225V51H223ZM259 52H260V53H259ZM9 53H10V52H8V53H6V54L9 55ZM15 53H13V54H15ZM22 53H23V52H22ZM22 53H20V55H22ZM48 53H49V52H48ZM48 53H47V54H48ZM136 53H137V52H136ZM148 53H149L148 56H150V55H152L153 52L150 53V51H149ZM148 53H147V54H148ZM155 53H153V55H155ZM173 53H172V55H173ZM178 53H180V52H178ZM192 53L195 54V51L192 52ZM239 53H238V54H239ZM18 54H19V53H18ZM28 54H29V53H28ZM36 54L33 53V55H35V56H34L35 58H37V55H38V57H40V56L42 57V55L39 56V54H37V55H36ZM50 54H54V53H50ZM55 54L57 55V53H55ZM75 54H74V56L76 57L77 54H76V55H75ZM89 54L91 55V53H89ZM138 54H139V53H138ZM175 54H176V53H175ZM223 54H225V53H223ZM238 54H236V55L238 56ZM243 54H244V53H243ZM24 55H25V54H24ZM142 55H143V54H142V52H141L140 57H142ZM153 55H152V56H153ZM159 55H160V54H159ZM161 55H162V54H161ZM161 55H160V56H161ZM164 55H165V54H164ZM166 55H167V54H166ZM208 55H209V56H208ZM2 56H3V55H2ZM9 56H10L9 58H6L5 55H4L3 57H4L5 59H7V60H9V59H10V60H15V58L18 57V56L16 55L15 58H14V57L11 58V56H12L11 53H10ZM14 56H15V55H14ZM28 56H29V57H28ZM28 56H26V57H28V58L32 57V53H30ZM65 56H66V55H65ZM65 56H63V58L66 59V62H65V61H64V62L68 65V64L70 63V61H69V62H67V61H68V60H71L72 53H71L70 56H68V54H67V56H66L67 58H65ZM92 56H93V55H92ZM135 56H136V55H135ZM148 56H146V57H148ZM152 56H150V57H152ZM160 56H157V57H159V58H157L156 55H155V57H156L157 59H156V58H154V59L157 60V65H158V63L160 64L162 60H164L163 58L168 57V56H163V55H162L161 57H160ZM181 56H182V55H180V58H181ZM190 56H191V55H190ZM19 57H20V56H19ZM48 57H50V56L48 55ZM54 57H55V55H54ZM59 57H60V56H59ZM59 57L57 58V60L62 58V57H61V58H59ZM77 57H79V56L77 55ZM153 57H154V56H153ZM153 57H152V58H153ZM182 57H183V56H182ZM209 57H211L212 60H214L215 62H214V61L212 62V60H211ZM13 58H14V59H13ZM24 58H25V57H24ZM28 58H26V59H28ZM32 58H33V57H32ZM32 58H30V60L33 61ZM135 58H136V57H135ZM137 58H138V56H137ZM142 58H143V57H142ZM177 58H178V56H177ZM177 58L174 59V61L180 59V58H178V59H177ZM185 58H186V57H185ZM188 58H189V57H188ZM191 58H192V57H191ZM203 58H204V59H203ZM2 59H3V58H2ZM26 59H25V60H26ZM40 59L43 60L42 58H40ZM40 59L38 58L37 60L39 61ZM72 59H73V56H72ZM80 59H81V58H80ZM92 59H93V57H92ZM138 59H140V58H138ZM154 59H152L151 61L153 62ZM158 59H162V60H158ZM167 59H168V58H167ZM201 59H203V61L206 60L205 62H208V61H209V62H212V63H210V64L208 65L207 63H204L203 61H201ZM207 59H208V60H207ZM223 59H224V61L222 62ZM236 59H238V57H237ZM0 60H1V59H0ZM7 60H4L3 63L0 62V64H8V63H10V60H9L8 62L5 63V61H7ZM16 60H18V59H16ZM41 60H40V61H41ZM52 60H54V59H52ZM78 60H79V59H77V61H78ZM114 60H115V59H114ZM145 60H146V58H145ZM155 60H154V61H155ZM180 60H181V59H180ZM192 60H193V59H191V61H192ZM238 60H239V59H238ZM249 60H250V61H249ZM2 61H3V60H2ZM32 61H31V62H32ZM80 61H81V60H80ZM116 61H117V59H116ZM116 61H114V62H116ZM158 61H160V62H158ZM170 61H171V60H170ZM188 61H189V60H188ZM191 61H190V62H191ZM200 61H201V62H200ZM216 61H218V63H220V64H217V65H216V64H215ZM228 61H229V62H228ZM252 61H254V62L252 63ZM255 61H256V62H255ZM11 62H12V61H11ZM33 62H34V61H33ZM51 62H52V61H51ZM51 62H50V64H51ZM73 62L75 63V61H73ZM140 62H141V60H140ZM140 62H139V63H140ZM143 62H144V61H143ZM147 62L151 64L150 61H147ZM147 62H146V63H147ZM171 62L173 63V61H171ZM180 62H181V61H180ZM192 62H193V61H192ZM202 62H203V63H202ZM224 62H227V63H229V64H228L227 66H226V65L223 66V63H224ZM238 62H240V60H239ZM19 63L21 64V61H19ZM40 63H41V62H40ZM87 63H88V62H86L85 64H87ZM108 63L110 64V62H108ZM112 63H113V62H112ZM153 63H154V62H153ZM153 63H152V64H153ZM155 63H156V62H155ZM163 63H164V61H163ZM181 63H182V62H181ZM181 63H178V64H181ZM197 63H195V65L191 63V65H194V69L196 70V71H194L193 74H197L196 72H197L198 69H199ZM227 63H225V64H227ZM14 64H15V63H14ZM23 64H24V63H23ZM37 64H38V63H36L35 66H36ZM66 64H65V65H66ZM89 64L91 65L92 63H89ZM89 64H88V65H89ZM99 64H100V63H99ZM102 64H103V63H102ZM102 64H100V65H102ZM109 64H108V65H109ZM141 64H142V63H141ZM141 64H140V66H141ZM150 64H148V65H150ZM175 64L177 65V62H175ZM186 64H187V63H186ZM188 64H190V63H188ZM188 64H187V66H188ZM201 64H199V67H200L201 70H204V66H205V65H203V67H202ZM16 65H17V62H16V64H15V66H16ZM29 65H30V64H28V66H29ZM83 65H84V64H83ZM93 65H94V64H93ZM106 65H107V64H106ZM146 65H147V64H146ZM148 65H147V66H148ZM160 65H161V64H160ZM191 65H190V68H192L191 70L193 71L194 69H193V66H191ZM200 65H201V66H200ZM219 65H221V67L223 66V67H222L223 69H222ZM12 66H14V65H13V62H12ZM12 66H11V67H12ZM15 66H14V67H15ZM18 66H19V65H18ZM18 66H17V68H18ZM25 66L27 67V65H25ZM31 66H32V65H31ZM43 66H44V65H43ZM91 66H92V65H91ZM91 66H89V67H91ZM112 66H114V64L110 65L109 67L112 68ZM116 66H117V63H116V65H115V68H116ZM137 66H138V65H137ZM143 66H145V65L142 64V68H145V67H143ZM151 66H152V65H151ZM154 66H155V65H153V67H154ZM164 66H165V65H164ZM211 66H210V67H211ZM33 67H34V64H33ZM83 67H85V65L82 66V68H81V69H83V70L80 69V71H79L80 73H82L83 71H85V69H84ZM156 67H157V66H156ZM156 67H155V68H152V69L154 70V69H156ZM175 67H176V66H175ZM175 67H174L173 70H175ZM195 67H197V69H196ZM201 67H202V68H201ZM218 67H220V68H218ZM247 67H249V68H251V69H248ZM262 67H263V68H262ZM7 68H8V67H7ZM17 68H15V69H17ZM21 68H23V67H21ZM28 68H29V67H28ZM30 68H31V67H30ZM30 68H29V69H30ZM35 68H36V67H35ZM87 68H88V66H87ZM92 68H94V67H92ZM105 68H106V67H105ZM107 68H108V67H107ZM111 68H110V69H111ZM136 68H137V67H136ZM138 68H139V66H138ZM159 68L161 69L160 66H159ZM159 68H158V69H159ZM177 68L180 69V66L177 65ZM190 68L188 67V70H187L188 75H187V73H186L187 76H184L183 79H184V78H187L186 81L189 80V81H191V82H192V81H196V82H197L196 79H198V78H196V79L189 78V76H191V75H192V77L194 76V75L192 74V71L189 70ZM206 68H207V67H206ZM9 69H10V67H9ZM9 69H8V71H9ZM11 69H12V71L14 70L13 67H12ZM24 69H25V68H24ZM32 69H33V68H32ZM66 69H69V68L67 67ZM66 69L64 68V70H66ZM88 69H89V68H88ZM88 69H86V70H87V71H86L87 73H85V72L82 73V74L79 73V75L88 74V73L92 74V71L95 70V69H93L91 72H89ZM110 69H109V70H110ZM145 69H147V67H146ZM145 69L143 70V69H141V67H140L139 70H138V69H137V70L135 69L136 71L134 70L133 72H134V73H135V72H139L140 70L145 71ZM149 69H150V67H149L147 70H149ZM164 69H165V68H164ZM200 69H199V70H200ZM209 69L211 70L212 67L209 68ZM5 70H6V68H5ZM22 70H23V69H22ZM33 70H34V69H33ZM100 70H101V68H100ZM107 70H108V69H107ZM109 70H108V73H110V75H111V74L113 73L114 69L112 68V70H113L112 73H111ZM153 70H152V71H153ZM173 70H170V72L173 71ZM8 71L6 70L5 73H9V75H10L11 73H10V71H9V72H8ZM19 71H20V70H19ZM24 71H25V70H24ZM24 71H23V72H24ZM34 71H36V70H34ZM39 71H40V69H39ZM81 71H82V72H81ZM96 71L98 72V70H96ZM96 71H94L95 74H96V75H100V77L105 76V74H106V75H109V74H107V71H106V70L103 71V72H105V73L101 72V73H99V74H98ZM158 71H159V70H158ZM176 71H180V70H176ZM183 71H184V70H183ZM13 72H14V71H13ZM25 72H26V71H25ZM32 72H33V71H32ZM66 72L69 74L68 71H64V72H62V75H63V73H64V75H65ZM114 72H115V71H114ZM140 72H141V71H140ZM153 72H154V71H153ZM156 72H157V69H156ZM162 72H163V71H162ZM168 72H169V71H168ZM168 72H167V76H170V75L168 74ZM170 72H169V73H170ZM173 72L175 73V71H173ZM173 72L171 73V74H172L171 76H175V74H174ZM200 72H201V71H200ZM206 72H207V70H206ZM206 72H205V73H206ZM16 73H17V72H16ZM20 73H21V72H20ZM141 73H142V72H141ZM143 73H144V72H143ZM143 73H142V74H143ZM149 73H152V72H149ZM149 73H148V74H149ZM154 73H155V72H154ZM190 73H191V75H189ZM205 73H204V71H203L202 74H205ZM25 74H26V73H25ZM25 74H23V76H24ZM31 74H33V73H31ZM31 74H30V75H31ZM70 74H72V73H70ZM90 74H89V76H90ZM101 74H102V76H101ZM129 74H130V72H129ZM162 74L165 75V74H166V71H165V74H164V73H162ZM162 74L160 73V76H161ZM176 74H177V72H176ZM198 74H199V71H198ZM198 74L195 75V76H198ZM1 75H2V74H0V76H1ZM11 75H12V74H11ZM16 75H17V74H16ZM16 75H15V76H16ZM64 75L61 76V77H63L62 79H65V78H64L65 76H69V75H67V74H66L65 76H64ZM79 75H78V76H79ZM110 75H109V76H110ZM135 75H136V74H135ZM145 75H147V74H145ZM155 75H157V73H156V74H153L152 76H155ZM256 75H258L259 77H255ZM6 76H7V75H6ZM13 76H14V73H13ZM21 76H22V75H21ZM23 76L20 77V75H19V77H20L22 80H23ZM25 76H26V75H25ZM74 76H76L75 73H74L73 76H71V77H74ZM89 76H88V75H87V76H84V77L82 76V77H83V80H84V78H86V77L88 78ZM127 76H128V75H127ZM130 76H132V75H130ZM133 76H134V75H133ZM133 76H132V78H133ZM149 76H151V75H149ZM199 76L201 77V80H202V77H203L204 75L201 76V75L199 74ZM208 76H209V75H208V73H207V76H205L204 79H206ZM2 77H3V75H2ZM8 77H9V76H8ZM8 77H7V79H8ZM10 77H11V76H10ZM17 77H18V76H17ZM29 77H31V76H29ZM61 77H60V78H61ZM71 77H70V78H71ZM80 77H81V76H80ZM82 77H81V79H80V82H81V80H82ZM140 77H141V76H140ZM144 77H148V75H147V76H144ZM163 77H165V78L167 79L166 75L163 76ZM200 77H199V78H200ZM260 77H261V78H260ZM4 78H5V77H4ZM14 78H15V80H16V77H14ZM14 78H13V79H14ZM20 78H19V79H20ZM74 78H75V77H74ZM148 78H149V77H148ZM156 78H157V77H156ZM158 78H159V80H160V78H161V79H162L161 81H164L163 78H162V76L159 77V75H158ZM188 78H189V79H188ZM194 78H195V77H194ZM208 78H209V77H208ZM7 79H6V80H5V79H2V80H5L6 83H9V82H7ZM11 79H12V78H11ZM11 79H10V80H11ZM19 79L16 80V81H19ZM21 79H20V80H21ZM24 79H25V78H24ZM26 79H27V77H26ZM57 79H58V78H57ZM71 79H72V78H71ZM77 79H79V77H78ZM77 79H76V80H77ZM105 79H106V78H105ZM107 79H108V77H107ZM107 79H106V80H107ZM127 79H128V77H127ZM129 79H130V78H129ZM190 79H191V80H190ZM2 80H1V81H2ZM83 80H82V81H83ZM99 80H100V79H99ZM99 80H98V81H99ZM114 80H115V79H114ZM141 80H143V78H141ZM146 80H148V79L146 78V79H145V82H146ZM149 80H151V79L149 78ZM152 80H153L154 83H153V85L150 83V84H151L150 87L153 88V86H154V89H153V90H155V86H156V85H154V84H155V81H156L157 79H152ZM152 80H151V81H152ZM198 80H199V79H198ZM207 80H208V79H207ZM8 81H9V80H8ZM13 81H14V80H13ZM54 81H56V80H54ZM59 81H60V79H59ZM64 81H65V80H64ZM70 81H71V80H70ZM104 81H105V80H104ZM132 81H133V80H132ZM143 81H144V80H143ZM161 81H159V82H161ZM173 81H174V80H173ZM186 81H185V79H184V82H183V81H180V84L178 83L179 85L176 83V84H175L176 86H175V87L173 86V87H174V90H175V89H178L180 86H182V87H184V88H187V87L189 88V86H190V87L192 88L191 85H188V86L186 87V85H185V82H186ZM189 81H188V82H189ZM210 81H211V80H210ZM11 82H12V80L10 81L9 86H6L7 84L5 85V83L2 82V83L4 84V85H3V84L0 82V85H1V86H0V90H1V89L4 90V88H6V89H7V88L10 89V90H7V91H5V90L3 91V95H0L1 100H3V97H5V96H7V98H4V100H5V99H6V100H7V99L10 100V99H9V96H10V98L13 97L14 93H13V92L11 93V91H12V89L15 88V87L12 86V85H15V84L12 82L13 84L11 85ZM20 82H21V81H20ZM20 82H17V84L19 85ZM26 82H27V81H26ZM26 82H25V83H26ZM80 82H79V83H80ZM114 82H116V81H114ZM114 82H113V83H114ZM126 82H127V81H126ZM126 82H125V83H126ZM129 82H130V81H129ZM182 82H183L184 84H183ZM207 82H208V85H209V86H208V87H205ZM211 82H212V81H211ZM32 83H33L32 85L34 86V85H35L34 82H32ZM41 83H42V82H41ZM101 83H103V82H101ZM111 83H112V82H111ZM113 83H112V84H113ZM125 83H124V84H125ZM140 83H141V82H140ZM147 83H148V85H149V82H147ZM147 83L144 84V82H143L142 85H145V86H144V87L141 86V87L144 88L145 90H147L146 87H148V85H146ZM156 83L159 84L157 81H156ZM162 83H163V82H162ZM22 84H23V83H21V85H22ZM36 84H37V82H36ZM39 84H40V82H39ZM107 84H108V83H107ZM126 84H127V83H126ZM132 84H133V83H132ZM132 84L129 83L130 86L128 85V86H129L128 89H129L130 92H132V91L130 90V87H131V88L133 87V86H131ZM135 84L138 85L139 83H138V82H135ZM165 84H166V83H165ZM171 84H172V83H171ZM171 84H170V85H171ZM186 84H187V82H186ZM192 84H193V83H192ZM10 85H11V87H10ZM21 85H19V86H21ZM42 85H43V84H42ZM110 85H111V84H110ZM160 85H161V84H160ZM184 85H185V86H184ZM19 86H18V87H19ZM22 86H24V85H22ZM22 86L20 87V89L23 88ZM107 86H108V85H107ZM126 86H127V85H126ZM194 86H193V87H194ZM259 86H258V87H259ZM1 87H2V88H1ZM3 87H4V88H3ZM9 87H10V88H9ZM25 87H26V85H25ZM25 87H24V89L27 88V87H26V88H25ZM36 87H37V86H36ZM77 87H78V86H77ZM77 87H73V88H74L73 90H74V91L77 90V89H78ZM113 87H114V86H113ZM135 87H136V86H134V88H135ZM141 87L139 86V89H140ZM161 87H162V86H161ZM165 87H166V86H165ZM182 87H181V88H182ZM11 88H12V89H11ZM37 88H38V87H37ZM39 88H40V87H39ZM75 88H76V89H75ZM79 88H81V87H79ZM134 88H132V90H133ZM142 88H141V92L144 91V89L142 90ZM70 89H71V88H70ZM82 89H84V88H82ZM82 89H81V90H82ZM85 89H86V88H85ZM85 89H84V91H83V92H84L83 94H81V93L79 92L81 98L84 96V94H86L85 92H87V91H85ZM88 89H89V88H87L86 90H88ZM119 89H120V88H118L117 91H119ZM121 89H122V88H121ZM149 89H150L151 91H153L151 88H149ZM149 89H148V91H150ZM161 89H162V88H160V90H161ZM167 89H168V87H167ZM256 89H257V88H256ZM15 90H16V88L14 89V91H15ZM17 90H18V89H17ZM17 90H16V91H17ZM33 90H34V88H33ZM36 90H37V89H36ZM36 90H34V91H36ZM71 90H72V89H71ZM78 90H79V89H78ZM89 90H90V89H89ZM109 90H110V89H109ZM125 90H126V89H125ZM125 90H124V91H125ZM135 90H136V89H135ZM137 90H138V88H137ZM164 90H165V89H164ZM174 90L172 89L171 91H174ZM181 90H182V89H180V88L178 89L179 92H180ZM259 90H260V89H259ZM8 91H9L8 95H5V96H4L5 92H8ZM16 91H15V93H16ZM20 91H21V90H20ZM29 91H30V90H29ZM34 91H33V92H34ZM37 91L39 92L40 90H37ZM79 91H80V90H79ZM124 91H123V92H124ZM151 91H150V92H151ZM156 91H157V90H156ZM156 91H153V92H156ZM178 91H174V92H171V93H174V95L177 96V92H178ZM185 91H187V90H184V89H183V93H185ZM263 91H264V90H263ZM1 92H2V91H1ZM1 92H0V94H1ZM22 92H23V89H22ZM30 92H31V91H30ZM30 92H28V93L30 94ZM88 92H89V91H88ZM88 92H87V94H89ZM121 92H122V91H121ZM125 92H126V91H125ZM138 92H139V91H138ZM146 92H147V91H146ZM160 92H161V94L165 92V94L167 95V93H166L167 91H166V90L163 91V92H162V91H160ZM169 92H170V90L168 89V95H169V96H170V95L172 96V94H169ZM175 92H176V93H175ZM17 93H18V91H17ZM20 93H21V92H20ZM79 93H78V94H79ZM117 93H118V92H117ZM134 93H135V94H133V96L135 97V99L137 98L138 95H139L138 97H140V96L142 95V93L140 94V92H139V94H138L137 96H135V95H136V92L134 91ZM180 93H182V92H180ZM11 94H13L12 97H11ZM29 94H27V95H29ZM31 94H32V96H31V98H32V97H33V93L31 92ZM40 94H41V92H40ZM72 94H73V93H72ZM75 94H77V92H75ZM75 94H74V96H73V95L71 96L72 99H73V97L76 98L75 100H72V99H71L72 102H73V105H74V103H75V106H76L77 103H78L79 105L82 104L83 101H84L85 99L82 98V99H84V100L82 101V99H80V96H79V95H76L77 97L79 96V98H77V97L75 96ZM147 94H148V93H147ZM161 94H159V95H161ZM165 94H164V95H165ZM252 94L254 95V96H252L253 98L251 97ZM25 95H26V93H25ZM38 95H39V94H38ZM114 95H115V94H114ZM114 95H113V96H114ZM119 95H120V94H119ZM166 95H165V97L162 98V99L160 98L161 96H159L160 99H159V98H158V99L161 100V101H162V100H165V98H168V97H169V96L166 97ZM174 95H173V97H174ZM181 95H182V94H180V95H178V96H181ZM183 95H184V94H183ZM188 95H189V94H188ZM204 95H205V96H204ZM1 96H3V97H1ZM16 96H17V95H16ZM19 96H20V95H19ZM42 96H43V95H42ZM42 96H41L40 98H42ZM57 96H58V98H60V99H52V103L56 102V100H57V102H58V100H59V101L61 102L60 104L64 105V102L62 103V101H63L64 99L61 101V98H62V97L65 98L66 95H65V96H63V95H57ZM59 96H60V97H59ZM61 96H62V97H61ZM87 96H88V95H87ZM130 96H131V94H130ZM133 96H131V98H132ZM148 96H151V95L149 94ZM162 96H163V94H162ZM176 96H175V98H176ZM178 96H177V97H178ZM14 97H15V96H14ZM67 97H68V96H67ZM67 97H66L65 100H64V101H66L65 105L67 104V102L70 101V99H68V98H71V97H68V98H67ZM142 97H144V96L142 95ZM142 97H141V99H142ZM181 97H182V96H181ZM181 97H180V99H181ZM43 98H44V96H43ZM55 98H56V95H55ZM88 98H89V96H88ZM88 98H87V99H88ZM91 98H92V97H91ZM108 98H109V97H108ZM111 98H112V96H111ZM113 98H114V97H113ZM113 98H112V99H109V101H108L109 103H107L106 105H104L105 110H104V109L100 110V111H102V113H104V114H103V115H104V118H103L102 114L100 115L101 112H100L99 110H98V111H99V113H98L99 115H97V113L95 114V113H94L95 110H94V111L92 112L93 115H94V117H92V118L89 117V116H88V117L91 118V119L94 121V118H95L96 115H97V119H95V121H96L97 123H99L98 121L101 120L100 123L102 122L104 126L107 124L106 127H108V125H109L110 123H112V122H109V121H110V118H111L112 121L115 120V116H113L115 112H118V113H119L120 110L123 112L122 109H125V110H129V109H130V107H131V106H130V105H131V102H129V103H130V105H129V106H130L129 109H126V105H124V108H123L122 105H121L122 103H121V104H120V105H121V108H120V107L118 106V102L116 103V100H115L114 103H116L117 106H118L117 110H116V108H115V109H113L114 111H112V110H110V109H109L110 111H108L106 108L108 107L109 104L113 103V100H114ZM119 98H120V97H119ZM121 98H122V97H121ZM145 98H146V97H145ZM12 99H13V98H12ZM26 99H27V97H26ZM35 99L37 100L38 97H37V98H34L33 100H35ZM115 99H117V101L120 100V99H118V97H116ZM135 99H132V100H134L135 102H136V101L138 102L139 100H141V99H137V100H135ZM143 99H144V98H143ZM143 99H142V100H143ZM158 99H157V100H158ZM170 99H172V98H168V101H170ZM180 99H178V100H180ZM182 99L184 100V101H183L184 104H183V102L181 103L182 100H180V101L177 100L178 103H177L176 105H175L176 102L173 103V105H174V109H175V107H176V108H178V107H179V108H180V107L183 108V105H185V108H187V103L185 104V102H188V101H186V100H189V99H187V96H185V98L183 97ZM185 99H186V100H185ZM192 99H190L189 101H191ZM1 100H0V102H1ZM6 100H5V101H6ZM29 100H30V98H29ZM29 100L27 99V101H29ZM47 100H48V99H47ZM47 100L45 99L44 101H47ZM68 100H69V101H68ZM76 100H77V103H76ZM79 100H80V101H79ZM110 100H111L112 102H111ZM127 100H128V101H129V100L131 101L130 98L127 99ZM159 100H158V101H159ZM166 100H167V99H166ZM166 100H165V101H166ZM173 100H174V98H173ZM173 100H171V101H173ZM195 100H197V101H195ZM13 101H15V100H13ZM13 101H12V103H13ZM19 101H20V100H19ZM30 101H31V100H30ZM37 101H38V100H37ZM37 101H33V102L37 103ZM40 101H41V100H39V102H40ZM42 101H43V99H42ZM42 101H41L42 105L39 103V105H41V109H40V110H42L43 105H44V106H47V107H51V105H53V104L50 103V102H49V103H50L51 105H47V104L45 105V102H42ZM49 101H50V100H49ZM74 101H75V102H74ZM78 101H79L80 103H79ZM81 101H82V102H81ZM128 101H127V102H128ZM144 101H146V99H145ZM144 101H141V102L144 103ZM25 102H26V101H25ZM57 102H56V103H57ZM84 102L86 103V101H84ZM119 102H120V101H119ZM127 102H125V103H127ZM132 102H133V101H132ZM155 102H156V103H160V105H161V104H162V105H163V104H166V103H162V102H157L156 99H155ZM194 102L192 101V103H194ZM199 102H200V101H199ZM21 103H22V101H21ZM29 103H30V102H27V105H28L27 107H30V106H29ZM35 103H33V104H35ZM58 103H59V102H58ZM70 103H71V101H70ZM153 103H154V102H153ZM168 103L171 104V102H168ZM179 103H180V105H179ZM208 103H207V104H208ZM210 103H211V105H210ZM0 104H1V103H0ZM6 104H8V102H6ZM33 104H32V105H33ZM71 104H72V103H71ZM78 104H77V106H78ZM83 104H84V103H83ZM138 104H140V103H138ZM138 104H137V105H138ZM205 104H206V103H205ZM65 105H64V106H65ZM154 105L157 106V104H155V103H154ZM154 105H152V106L154 107ZM177 105H178V106H177ZM194 105H195V104H194ZM53 106H54V105H53ZM55 106H56V104H55ZM55 106H54V107H55ZM58 106H59V104L56 106L57 109H58ZM66 106H67V105H66ZM66 106L64 107V111H66L67 113H68V112L71 113V110H70V111H68L69 109L66 110V109H67ZM82 106H83V105H82ZM127 106H128V105H127ZM167 106H168V105H167ZM167 106H166V107H167ZM0 107H1V106H0ZM27 107H26V109H25L26 112H27V109H28ZM67 107L70 108V107H72V105H71V106H67ZM80 107H81V106H80ZM110 107H111V108L115 107V104H113V105H111V106L109 105V108H110ZM150 107H151V106H150ZM153 107H152V108H153ZM6 108H7V107H6ZM6 108H5V110H6ZM10 108L12 109V107H10ZM10 108H9V109H10ZM65 108H66V109H65ZM75 108H77V107H75ZM131 108H132V107H131ZM163 108H164V107H163ZM168 108H169V107H167V114L169 115V117H167V118H170V119H171L169 113L171 112V115H172V111L169 112V110H171V109L174 110V109H173V107H171V108L168 110ZM181 108H180V109H181ZM185 108H184V109H185ZM200 108H201V109H200ZM20 109H21V108H20ZM30 109H31V107H30ZM32 109H33V108H32ZM54 109H56V108H54ZM153 109H154V108H153ZM156 109H157V107H156ZM1 110H2V109H1ZM5 110H3V111H5ZM12 110H13V109H12ZM50 110H51V111H50ZM52 110H53V109H49V110L47 109V110H44V113H45L46 111H50V112H52ZM106 110H107L108 112H106ZM115 110H116V111H115ZM131 110H132V109H131ZM150 110H151V109H150ZM157 110H158V109H157ZM181 110H182V109H181ZM186 110H187V109H186ZM195 110H194V112H195ZM10 111H11V110H10ZM32 111H34V110H32ZM58 111L60 112V107H59V109L56 111V114L59 113ZM61 111H63V109H62ZM76 111H77V110H76ZM98 111H97V112H98ZM103 111H104V112H103ZM158 111L160 112L161 110H158ZM41 112H42V111H41ZM57 112H58V113H57ZM66 112H65V114H66ZM85 112H86V111H85ZM90 112H91V111H90ZM124 112H125V111H124ZM129 112H130V110H129ZM150 112H151V111H150ZM153 112H154V111H153ZM168 112H169V113H168ZM188 112H189V111H187V112H185V113H187V114H188V118H190V116H191L192 114H191V112H190V113H188ZM28 113L31 114L32 112H28ZM28 113H27V114H28ZM47 113H48V112H47ZM47 113H46L45 116H47ZM52 113H53V112H52ZM60 113H61V115H62V112H60ZM82 113H83V112H82ZM105 113H106V114H105ZM111 113H112V114H111ZM131 113H132V112H131ZM137 113H138V112H137ZM139 113H140V112H139ZM143 113H144V112H143ZM145 113H146V112H145ZM155 113H158V112H155ZM160 113H161V112H160ZM160 113H159V114H160ZM173 113H176V115H178V111H175V112L173 111ZM180 113H181V114H179V115H180V119H182V120L179 121L178 126H180V124H181L180 122H183V124H184V121H183L184 119H183V118L187 119V118H186L187 114H186V116H184L182 111H181ZM25 114H26V113H25ZM27 114H26V115H27ZM50 114H51V113H50ZM53 114H54V116H55V113H53ZM72 114H74V113L72 112ZM72 114H69V113H68L69 116L71 115V116H70L71 118H72V117H73L74 119H75V118H77V119H78V118H81V119H78V120H80L81 123L83 122L82 120L84 119V117H77V116H78L77 113L75 114V115H77L76 117H75L74 115H72ZM84 114H85V113H84ZM135 114H136V113H135ZM151 114H152V113H151ZM167 114H166V115H167ZM189 114H191V115L189 116ZM197 114H198V115H197ZM2 115H3V114H2ZM5 115H6V114H5ZM10 115H11V114H10ZM26 115H25V116H26ZM31 115L33 116V113H32ZM42 115H43V114H41V116H42ZM61 115H58V116L60 117ZM66 115H67V114H66ZM68 115H67V116H68ZM82 115H83V114H82ZM107 115H108V116H107ZM115 115H116V114H115ZM122 115H123V114H122ZM122 115H121V116H122ZM126 115H127V114H125V116H126ZM141 115H143V114L141 113ZM141 115H140V116H141ZM145 115H146V114H145ZM149 115H150V114H149ZM156 115H157V114H156ZM166 115H165V116H166ZM173 115H174V114H173ZM173 115H172V118H173ZM181 115H182V116H181ZM204 115H205V116H204ZM206 115H209V117H207ZM21 116H22V115H21ZM25 116H24V117H25ZM48 116H49V115H48ZM62 116H63V115H62ZM79 116H80V115H79ZM106 116H107V117H106ZM109 116H110V118H109ZM112 116H113V117H112ZM123 116H124V115H123ZM146 116H148V114H147ZM158 116H159V115H158ZM12 117H13V116H12ZM17 117H19V116H17ZM36 117H37V116H34V118H36ZM38 117H39V116H38ZM50 117H51V116L47 117V121H48V120L50 121V119H48V118H50ZM59 117H58V118H59ZM99 117H100V118H99ZM101 117H102V118H101ZM105 117H106V119H105ZM131 117H132V116H131ZM131 117H129V118L131 119ZM135 117H136V116H135ZM137 117H138V116H137ZM143 117H144V116H143ZM150 117H152V116H150ZM181 117H183V118H181ZM0 118H1V117H0ZM25 118H26V117H25ZM25 118H23V119L25 120ZM32 118H33V117H32ZM42 118H43V117H42ZM65 118H66V117H65ZM65 118H63V119H64V122H67V123H68V124L65 123V125L67 124V125L69 126L70 121H68L69 119H67V121H65ZM68 118H69V117H68ZM73 118H72V120H73ZM82 118H83V119H82ZM89 118H86V117H85L84 122L86 121V122L88 123V122L90 121V124H88V125H89V127H91V125H92V120H90ZM98 118H99V119H98ZM107 118H109V119H107ZM119 118H120V117H119ZM123 118H124V117H123ZM156 118H157V117H156ZM165 118H166V117H165ZM28 119H29V118H28ZM28 119H27V120H28ZM37 119H38V118H37ZM59 119H60V118H59ZM103 119H105L106 122L102 121ZM146 119H148V118H146ZM146 119L144 118V122L146 121ZM162 119H163V118H162ZM190 119H191V118H190ZM1 120H2V119H1ZM1 120H0V125H1V126H0V129H1V128H2V129L5 128L6 131H8L7 129L9 128L10 131H12V134L15 135L13 132L17 130V129L15 130V128H17L18 125L16 126V124L14 123L15 126H16V127H15V126H12L11 123H9L10 125L7 124V122L5 123L4 121H5L6 119H5L3 122H1ZM7 120H8V119H7ZM13 120H14V119H13ZM24 120H23V121H24ZM27 120H25L26 123H28ZM35 120H36V119H35ZM52 120H54V119H52ZM56 120H58V119H56ZM61 120H62V118H61ZM75 120H76V119H75ZM139 120H140V119H139ZM139 120H138V121H139ZM142 120H143V119H142ZM151 120L154 121V119H151ZM163 120H164V119H163ZM163 120H162V121H163ZM173 120H174V119H173ZM177 120H179V117L177 118ZM177 120H176V121H177ZM187 120H188V119H187ZM187 120H186V121H187ZM10 121H12V119H11ZM23 121H22V122H23ZM25 121H24V123H25ZM29 121H31V120L29 119ZM39 121H40V120H39ZM39 121L37 120V122H39ZM43 121L45 122L44 119H43ZM49 121H48V124H47L46 126L50 125L51 127H50V129H49V126H48V127H47L48 130H51V129L53 130V129H54L53 127H55V128L57 127V128L55 129V133H56V131H57V133H58V131L60 132L61 129H59V128H60L59 125H54L55 122L57 123V121H55V120L53 121V122H54L53 126L51 125V124H52V121H51V124H49V123H50ZM58 121H60V120H58ZM73 121H74V120H73ZM73 121L70 123V126H71V124L73 123ZM107 121H108V122H107ZM115 121H116V120H115ZM133 121H134V118H133ZM135 121H137V120H135ZM140 121H141V120H140ZM148 121H149V119H148ZM165 121H168V119H166ZM186 121H185V122H186ZM191 121H192V120H188L186 123H188V124L190 125ZM22 122H21V123H22ZM32 122H33V120L31 121V123H32ZM41 122H42V121H41ZM62 122H63V120H62ZM64 122H63V125H64ZM74 122H75V121H74ZM76 122H77V121H76ZM76 122H75V123H76ZM84 122H83V123H84ZM96 122H94L93 125H96V124H97ZM126 122H127V121H126ZM128 122H129V121H128ZM177 122H178V121H177ZM193 122L199 123V120H198V122H197V120H196V121L193 120L192 123H193ZM203 122H204V123H203ZM210 122H209V123H210ZM4 123H5V124H4ZM21 123H20V124H21ZM42 123H43V122H42ZM58 123H59V122H58ZM75 123H73V124H74L73 126H75ZM77 123H78V124H77ZM77 123H76V126H77V127L79 126V128H80V127L83 128V127H82V124L80 125L79 122H77ZM87 123H85L84 125L86 126ZM100 123H99V125H101ZM108 123H109V124H108ZM145 123H146V122H145ZM159 123H161V122H159ZM163 123H164V122H163ZM168 123H169V122H168ZM17 124H18V122H17ZM29 124H30V123H28V125H29ZM37 124H38V123H36V125H37ZM60 124H61L60 126H62V123H61V122H60ZM116 124H117V123H116ZM116 124L113 123V124H110V125H115V126H116ZM123 124H124V123H123ZM139 124H140V122H139L138 124H135V125H137L136 127H135L134 124H131V125H134L133 129H134V128H137V129H138V128H140V127H138ZM142 124H143V122H142ZM154 124H155V123H154ZM164 124H165V123H164ZM172 124H173V126H174V123H172ZM193 124H194V123H193ZM199 124H200V123H199ZM199 124H198V125H199ZM2 125H3L4 128L2 127ZM23 125H25V124H23ZM44 125H45V123H44ZM44 125H42V126H44ZM65 125H64V126H65ZM67 125H66V126H67ZM125 125H126V124H125ZM140 125H141V124H140ZM145 125H146V124H145ZM145 125H144V126H145ZM149 125H150V124H149ZM161 125H163V124L161 123ZM168 125H169V124H168ZM186 125H187V124H186ZM186 125H185V126H186ZM189 125H188V126H189ZM191 125H192V124H191ZM191 125H190V126H191ZM198 125L196 124V126H198ZM204 125H203L202 127H204ZM209 125H210V124H209ZM209 125H206V126L210 127ZM212 125H213V124H212ZM5 126H6L7 128H6ZM8 126H9V127H8ZM26 126H27V124H26ZM64 126H63V127H64ZM66 126H65V127H66ZM70 126H69V127H70ZM73 126H72V127H73ZM85 126H84V127H85ZM128 126L130 127V124H129ZM141 126H142V125H141ZM157 126H158V125H157ZM165 126H167V125L165 124ZM165 126H164V127H165ZM175 126H176V125H175ZM175 126H174V128H175ZM178 126H177L176 128H178ZM185 126H184V127H185ZM12 127H13L14 129H13ZM27 127H28V126H27ZM65 127H64V128H65ZM87 127H88V126H86V129H85V128H84V129L87 130ZM89 127H88V128H89ZM125 127H126V126H124L123 128H125ZM148 127H149V126H148ZM150 127H151V126H150ZM154 127H155V126H154ZM159 127H161V129L163 128V126H159ZM159 127H158V128H159ZM199 127H200V126H199ZM199 127H198V128H199ZM18 128H19V127H18ZM20 128H21V125H20ZM20 128H19V131L17 130V131L15 132V133H16V135H15L16 137H18V136H17V135H18V134H17L18 132H19V134H20V131L24 132V130H25V129L23 130L22 128H21V129H20ZM23 128H24V126H23ZM37 128H38V126H37ZM47 128H46V129H47ZM64 128H63V129H64ZM66 128H67V127H66ZM91 128H92V127H91ZM91 128H90V129H91ZM94 128H95V127H94ZM123 128H122V129H119V130H123ZM158 128H157V129H158ZM172 128H173V127H172ZM174 128H173V129H174ZM186 128H187V127H186ZM188 128H189V127H188ZM190 128H191V127H190ZM190 128H189V129H190ZM2 129H1V130H2ZM11 129H12V130H11ZM29 129H31V128H28V130H29ZM42 129H43V128H41V130H42ZM46 129H44V130H45L44 132H47V131H48V130L46 131ZM72 129L75 130V128H72ZM125 129H127V128H125ZM133 129H132V130L129 129V131H132V132L130 133V135H131V134H134V136H135V133H136V132L133 133ZM148 129H149V128H147V130H148ZM151 129H152V128H151ZM159 129H160V128H159ZM173 129H171V130H173ZM184 129H185V128H184ZM193 129H194V128H193ZM193 129L191 128V131H192ZM204 129H205V128H204ZM204 129H203V132H204ZM210 129L212 130L211 127H210ZM210 129H208V130H210ZM13 130H14V131H13ZM26 130H27V129H26ZM26 130H25V131H26ZM28 130H27V131H28ZM35 130H37V129H35ZM76 130H78V129H76ZM80 130H81V129H79V131H80ZM92 130H94V129L92 128ZM99 130H100V129H99ZM99 130H97V131H99ZM135 130H136V129H135ZM144 130H145V129H144ZM167 130H168V129H167ZM167 130L165 129V132H166ZM174 130H175V129H174ZM176 130H178V131L180 130V131H179L180 134L178 133V131H173L172 133L175 132V133H174L175 135H176V134H177V135H181V134H182V136H178V137H177V136H175V135L173 134V136L175 137V138H173V139L176 140V141H175V143H174V140L171 138V139H172L171 142H173V143H171L170 145H172V144H176V145H177L176 142L178 141V143H179V140H180L181 138L183 139V132H181V127H179V128L176 129ZM182 130H183V127H182ZM187 130H188V129H185V133H184V136H185V137L188 135V132L191 133V131H189V130L187 131ZM197 130H198V129H197ZM3 131H5V130H3ZM6 131H5V132H6ZM10 131H8V133L6 132L5 138L8 137V134L11 135V132H10ZM29 131L31 132V130H29ZM29 131L26 132V133H27V136H28V134H29ZM37 131H40V130H37ZM65 131H66V130H65ZM87 131H89V130H87ZM87 131H86L85 133H84V132H83V133L86 134ZM95 131H96V130H95ZM95 131H93V132H95ZM97 131H96V132H97ZM102 131H103V130H102ZM117 131H118V130H117ZM117 131H114V132H117ZM137 131H138V130H137ZM156 131H157V130H156ZM168 131H169V130H168ZM194 131H196V130H193V132H194ZM199 131H200V130H199ZM214 131H215V129H214ZM22 132H21V133H22ZM48 132H49V131H48ZM51 132H52V131H51ZM51 132H50V133H51ZM63 132H64V131H61V134H60V133H59V134L62 135ZM67 132H68V131H67ZM77 132H78V131H77ZM80 132H81V131H80ZM145 132H146V131H145ZM148 132H149V131H148ZM150 132H151V131H150ZM153 132H155V128H154V131L152 130V134H153ZM176 132H177V133H176ZM193 132H192V133H193ZM210 132H211V131H210ZM0 133H1V132H0ZM32 133H35V134H36L37 132H32ZM50 133H49V134H50ZM57 133H56V134H57ZM70 133H71V130H70ZM78 133H79V132H78ZM78 133H77V134H78ZM98 133L100 134V137L102 136V138H103V137L105 138V135H106L108 132H107V133L104 132L105 134H103V132H102V133L98 132ZM110 133H111V132H110ZM110 133H108V134H110ZM124 133H125V131H123V133H121V135L124 134ZM170 133H171V132H170ZM192 133H191V134H192ZM204 133H206V130H205ZM204 133H202V137L199 138L198 141H196V142H198V144L201 142V139L203 138V136H204L203 134H204ZM212 133H213V132H212ZM215 133H216V132H215ZM217 133H218V132H217ZM42 134H43V133H42ZM59 134H58L57 136H59ZM71 134H72V133H71ZM71 134H70V135H71ZM77 134H76V135H77ZM79 134H80V133H79ZM90 134H91V132H90ZM99 134H98V135L96 134V136H99ZM118 134H119V132H118ZM148 134H149V133H148ZM152 134H151V135H152ZM195 134H196V133H195ZM206 134H207V133H206ZM208 134H209V132H208ZM10 135H9V137H10ZM13 135H11L12 138H13ZM31 135H32V134H31ZM31 135H29L30 138H31ZM38 135H41V134H38ZM54 135H55V134H54ZM63 135H64V137H66V138H64V139H68V138L70 137L68 134H67V135H68L69 137H67V135H66L65 132H64ZM65 135H66V136H65ZM74 135H75V134H74ZM76 135H75L74 137L77 138ZM81 135H83V134H81ZM81 135H78V136L80 137ZM94 135H95V133H94ZM103 135H104V136H103ZM124 135H125V134H124ZM151 135H149V136H151ZM154 135L156 136L157 133L154 134ZM154 135H152V136H154ZM164 135H165V134H164ZM200 135H201V134H200ZM200 135H198V136L200 137ZM209 135H211V134H209ZM214 135H215V134H213V136H214ZM256 135H257V136H256ZM3 136H4V133H3ZM19 136H20V135H19ZM27 136L25 135V137H27ZM33 136H34V134H33ZM83 136H84V135H83ZM87 136H88V138H89V136H91V135H87ZM109 136H112V135H109ZM144 136H145V135H144ZM147 136H148V135H147ZM152 136H151V137H152ZM155 136L152 137V138L150 137V139H148V138L146 137V139H148V140H146V139H145V140H146V141L153 142L152 139L156 140V138H157V136H156V137H155ZM166 136H168V135L166 134ZM166 136H165V138H167ZM188 136H189V135H188ZM190 136L192 137V135H190ZM190 136H189V137H190ZM196 136H197V135H196ZM198 136H197V137H198ZM205 136H206V135H205ZM205 136H204L203 139H205V143H207L206 141H207L208 139L206 140L207 137H205ZM219 136H218V137H219ZM11 137H10L9 139L12 141ZM60 137H61V136H60ZM85 137H86V136L82 137V139L80 138V141H81V140H82L83 142H84V141H87V142H84V144H85V143H90V144H85V145H84L83 142L81 141L82 143H80V142H79V139L77 138L78 141L75 139V141H76L75 143H76V144L73 145V144H74V139H73V137H70V138L73 139V140L71 139L73 143L71 142L72 145H71L70 147L73 146V147L75 148V147H79L80 145H81V146H84V148H83V147H82V148L80 147V148H81V151H79V152H80L81 155H80L79 152L77 151L79 148H78L77 150H74L73 148L70 149V147H68V148H69V150H68L67 146H69L68 143H70V142H67L66 140L63 141V142H66L67 146H66V144H64L63 142L61 143V145H62V146H61L62 150H63V151L68 150L69 152H66V151H65L66 154L68 155V153H71V151H72V149H73L76 153H75V152H72V153L77 154V155H75V156H81V158L85 157V159L83 158V161H84V162L87 161L88 164H87V162H86V164L89 165V166L91 165V162H92L91 159H93L95 162L97 161V160H95V158L98 159L97 156H98V157L100 156L101 161L104 162V160H102L103 158L101 157V155L103 154V153H102L103 151H101V149L104 150V148H101L100 150H99V149H96V147L99 146V145L97 144V142L100 141V140H97V142L95 141L96 143H93L94 140H92L91 137L89 138L90 140H89L88 138H85ZM92 137H93V136H92ZM122 137H123V136H122ZM127 137H128V136H127ZM132 137H133V136H132ZM139 137H140V136H139ZM176 137H177V138H176ZM185 137H184V139L186 140L187 137H186V138H185ZM227 137H228V138H227ZM255 137H256V138H255ZM0 138H1V139H0V141H1V142H0L1 144H0V145H1V147H4V146H5V144H4L5 141H8L9 139H7V140L5 139V141H4V138L2 137V133H1ZM2 138H3V140H2ZM14 138H15V137H14ZM14 138H13V139H14ZM22 138H23V137H22ZM27 138H28V137H27ZM83 138H85V139L83 140ZM106 138H107V136H106ZM108 138H109V137H108ZM141 138H142V136H141ZM158 138H159V137H158ZM179 138H180V139H179ZM208 138H209V137H208ZM211 138H212V137H210L209 139H211ZM214 138H216V137L214 136ZM259 138H260V135H259ZM25 139H26V138H25ZM33 139H34V138H33ZM60 139H62V138H60ZM86 139H88V140H86ZM110 139H111V138H110ZM127 139H128V138H127ZM129 139H130V137H129ZM131 139H132V138H131ZM131 139H130V141L127 140V142H126L127 144H125V142H124L123 145L125 144L124 146H126V145L128 146V144H130V142H131ZM134 139L136 140V136H135V138L133 137V141H134ZM137 139H138V138H137ZM169 139H170V138H169ZM178 139H179V140H178ZM184 139H183V140H184ZM191 139H192V138H191ZM216 139H219V138H216ZM10 140L8 141V143H9V142L11 143ZM18 140H19V139L17 138V141H18ZM20 140H23V139L20 138ZM26 140H27V139H26ZM37 140H38V138L36 139V141H37ZM39 140H40V139H39ZM41 140H42V139H41ZM68 140L71 141L70 139H68ZM151 140H152V141H151ZM195 140H196V139H195ZM230 140L235 141V143H234V144H233V143H230ZM261 140H264V139H261ZM13 141H15V144H17L16 147H19V146H20V145H19V142H20V141H18L17 143H16V139L13 140ZM44 141H45V140H44ZM61 141H62V140H60L59 143H57V141H56L54 144H58V147H60L59 144H60ZM107 141H108V139H107ZM121 141H122V140H121ZM133 141H132V142H133ZM141 141H142V140H141ZM146 141H145L146 144H145L144 146L147 145V142H146ZM156 141H157V140H156ZM192 141H193V140H192ZM233 141H232V142H233ZM256 141H259V142H260L259 139H256ZM2 142H4V143L2 144ZM31 142H32V140H31ZM77 142H79L80 144L77 143ZM91 142H92V143H91ZM109 142H111V141H108V143H109ZM112 142H113V141H112ZM116 142H117V141H116ZM139 142H140V141H139ZM154 142H155V141H154ZM157 142L160 143V140H158ZM180 142H181V141H180ZM183 142H184V141H183ZM185 142H186V141H185ZM203 142H204V141H203ZM203 142H201L202 145H201V143H200L199 146L201 145L202 147H204V146H203ZM210 142H211V141H210ZM216 142H217V141H216ZM262 142H263V141H262ZM12 143H13V142H12ZM34 143H35V142H34ZM38 143H40V142H38ZM44 143H45V142H44ZM71 143H70V144H71ZM99 143H100V142H99ZM118 143H120V144H118ZM142 143H143V142H141L139 145H141ZM188 143H189V141H188ZM193 143L195 144V142H193ZM208 143H209V142H208ZM217 143H218V142H217ZM255 143H256V142H255ZM6 144H7V142H6ZM13 144H14V143H13ZM20 144H22V143H20ZM30 144H31V143H29L28 145H30ZM36 144H37V143H36ZM42 144H43V143H42ZM102 144H103V142H102ZM104 144H105V143H104ZM109 144H111V143H109ZM121 144H122V143L118 141L116 144H114V145L112 144L111 146L117 148V145H121ZM132 144H134V143H132ZM154 144H155V143H154ZM154 144H152V146H153ZM189 144H190V143H189ZM194 144L192 145V143H191V145H189V146H190V149H192V151H193V148H192V147L196 148V146H197V149H198V148H199V149L202 148L201 146H200V147H201V148H200L198 145L195 144V145H196V146H195ZM214 144H215V143H214ZM253 144H254V143H253ZM253 144H252V145H253ZM256 144H257V143H256ZM261 144H262V143H261ZM261 144H259V146H260ZM7 145H8V146H7ZM7 145H6V146H7L8 148L10 147L11 149H12V148L14 149V147H15V145H12V144H11V146H13V147H11L10 144H7ZM18 145H19V146H18ZM43 145H44V144H43ZM92 145H94V147H93ZM96 145H97V146H96ZM123 145H122V146H118V147H123ZM130 145H131V144H130ZM139 145H138V146H139ZM142 145H143V144H142ZM148 145H149V144H148ZM148 145H147V147H148ZM176 145H175V146H176ZM205 145H206V144H205ZM252 145H251V146H252ZM24 146H25V144H24ZM24 146H23V144H22L20 148H22V147H24ZM26 146H27V145H26ZM26 146H25V147H26ZM31 146H32V145H31ZM37 146H38V145H37ZM64 146H65L66 148H64ZM86 146H87V147H86ZM103 146H105V145H103ZM131 146H132V145H131ZM138 146H137V148H138ZM144 146H143V147H144ZM150 146H151V145H150ZM154 146H156V144H155ZM157 146H159V145H157ZM157 146H156V147H157ZM164 146H165L164 144H163V146L160 145L161 148L164 147ZM184 146H186V145H184ZM189 146L187 145V147H189ZM191 146H192V147H191ZM206 146H207V145H206ZM206 146H205V148H206ZM214 146H215V145H214ZM249 146H250V144H249ZM251 146H250V147H251ZM257 146H258V144H257ZM257 146H256V148H257ZM7 147H6V149H5V147L3 148V150H4V149L6 150V151H4V152H8L7 150H9V149H8ZM28 147L30 148V146H28ZM51 147H53V145H52ZM58 147H57V148H58ZM89 147H91L92 149L89 148ZM100 147H101V145H100ZM100 147H97V148H100ZM143 147H142V146H139V148H141V149H142ZM177 147H178V146H177ZM177 147H176V148H177ZM221 147H222V145H221ZM221 147H219V148H217V149H215V150H218V149H220ZM253 147H254V146H253ZM263 147H264V146H263ZM40 148H41V147H40ZM43 148H44V147H43ZM46 148H47V147H46ZM46 148H45V149H46ZM86 148H88L89 150H88V149L86 150ZM139 148H138V149H139ZM164 148H166V147H164ZM205 148H202V149H203V150H202V153H203V151H204ZM13 149H12V151H13ZM18 149H19V148H18ZM18 149H17V150H18ZM22 149H23V148H22ZM24 149H25V148H24ZM24 149H23V150H24ZM26 149H27V147H26ZM26 149L23 151L24 153H26V152H25ZM30 149H31V148H30ZM35 149H36V148H35ZM47 149H48V148H47ZM49 149H51V148H49ZM82 149H83V150H82ZM117 149H118V148H117ZM132 149H133L134 151H133ZM135 149H136V145H135L133 148H131V151H130V149H129V151H125V150H124V151L126 152V154H128L127 152H130V153L135 152L136 154H139V155H140V153H137V152H138V149H137V150H135ZM141 149H140V151H142ZM144 149H146V148H144ZM148 149H149V148H148ZM148 149H147V150H148ZM156 149H157V148H156ZM187 149L190 150L189 148H187ZM187 149H186V150H187ZM197 149H194V151H193L194 153H191V154H195V153H196L195 151H196ZM257 149H258V148H257ZM1 150H2V149H1ZM1 150H0V151H1ZM19 150H20V149H19ZM36 150H37V149H36ZM40 150H41V149H40ZM40 150H39V151H40ZM93 150H96V151L93 152ZM111 150H112V149H111ZM147 150L144 151V152H147ZM151 150H152V149H151ZM171 150H172V149H171ZM174 150H175V147H174ZM215 150H214V151H215ZM250 150H252V151L254 150V151H255V149H253V148H251V149L249 148L248 151H250ZM261 150H262V149L260 148V151H261ZM263 150H264V149H263ZM27 151H29V150L27 149ZM42 151H45V150H42ZM58 151H59V150H57V152H58ZM84 151H85V153H84ZM86 151H88V152L90 151V152H91V153L89 152V154H90L89 156H88V155L85 156V155L87 154ZM99 151H101L100 154H99ZM112 151H113V150H112ZM120 151H121V150H120ZM124 151H122V152H124ZM149 151H150V150H149ZM154 151H155V149H154ZM160 151H161V150H160ZM164 151H165V150H164ZM166 151L169 152V150H166ZM181 151H182V148H181ZM199 151H200V150H199ZM199 151H198V152H199ZM225 151H224V152H225ZM260 151H259V152H260ZM13 152H15V150H14ZM48 152H49V151H48ZM60 152H62V151H59V153H60ZM92 152L94 153V156H93V153H92ZM104 152H105V150H104ZM113 152H114V151H113ZM113 152H112L113 155H114L115 153H118V151L115 152V153H113ZM142 152H143V151H142ZM152 152H153V151H152ZM155 152H158V150L155 151ZM162 152H163V149H162ZM171 152H173V151H171ZM177 152H178V151H177ZM182 152H183V151H182ZM185 152H186V151H185ZM198 152L196 153V155L199 154ZM200 152H201V151H200ZM204 152H206V151H204ZM207 152H208V151H207ZM207 152H206L205 154H208ZM220 152H223V151H220ZM226 152H225V154H226ZM259 152H258V151H257V152L255 151V152H253V153H252V152H249V153H250V156H249V157L247 156V158H248V159H251V162H254V159H255L254 156H256L257 158H256V160H255V161H256L255 166H256L257 170L259 171L258 173H260V172H261V173H264V159H263V158H260L261 155H258V154H260ZM262 152H264V151H262ZM19 153H20V152H19ZM19 153H17V151H16V154H19ZM30 153H31V152H30ZM59 153H57V154H59ZM72 153H71V155H72ZM95 153H96V154L98 153V154L95 155ZM101 153H102V154H101ZM119 153H120V152H119ZM159 153H160V152H159ZM159 153H158V154H159ZM189 153H190V152H189ZM189 153H188V154H189ZM246 153H247V152H246ZM257 153H258V154H257ZM9 154H10V153L8 152V155H9ZM40 154H41V151H40ZM53 154H54V153H53ZM57 154H56V155H57ZM61 154H62V153H60L59 155L61 156ZM148 154H149V153H148ZM205 154H204V157H205ZM232 154H233V155H232ZM242 154H243V152H242ZM261 154H262V153H261ZM11 155H13V154L11 153ZM24 155H25V157H26V156H29V154H28V155L24 154ZM38 155H39V154H38ZM45 155H49V154L47 153V154H45ZM59 155H58L57 159H58V158L60 159ZM71 155H69L68 157H69L70 159H73V157H71ZM73 155H74V154H73ZM119 155H120V154H119ZM151 155H152V154H151ZM169 155H170V153H169ZM171 155H172V153H171ZM173 155H174V154H173ZM175 155H176V153H175ZM219 155H220V154H219ZM246 155H247V154H246ZM263 155H264V154H263ZM9 156H10V155H9ZM30 156H31V155H30ZM30 156H29V157H30ZM62 156H65V155L62 154ZM62 156H61V159H60V160H62ZM91 156H92V157H91ZM104 156L106 157V155H104ZM117 156H118V154H117ZM120 156H121V155H120ZM122 156H124L125 159H126V156H127V155H122ZM129 156H130V154H129ZM146 156H147V155H146ZM163 156H164V155H163ZM187 156H188V155H187ZM190 156H191V155L189 154V157H190ZM202 156H203V155H202ZM206 156H207V155H206ZM209 156H210V155H209ZM221 156H223V155H221ZM0 157H1V155H0ZM4 157H5L6 160H7V156H4ZM10 157H11V156H10ZM20 157H21V156H20ZM20 157H19V159H20ZM22 157H23V156H22ZM22 157H21V159H20L19 162H21V161L23 160ZM25 157H24V158H25ZM29 157H28V159H29ZM32 157L35 158V156H32ZM46 157H47V156H46ZM48 157L50 158V156H48ZM54 157H55V156H54ZM89 157H90L91 159H89ZM94 157H95V158H94ZM105 157H104V158H105ZM157 157H158V156H157ZM157 157H156V160H158V161L163 159V158H162V159H159L160 157H159V158H157ZM165 157H166V155H165ZM169 157H170V156H169ZM183 157H184V156H183ZM262 157H263V156H262ZM2 158H3V156H2ZM5 158H4V159H5ZM13 158H15L17 161L19 160V159H18V156H17V157H14V156H13ZM13 158H12V157L9 158L8 161H9L10 159L15 160V159H13ZM49 158H48V159H49ZM76 158H77V157H76ZM76 158L74 157L75 160H78V158H79L80 161L82 160V159H80V157H78L77 159H76ZM119 158H120V157H119ZM170 158H171V157H170ZM172 158H173V156H172ZM174 158H175V156H174ZM190 158H191V157H190ZM198 158H199V156H198ZM25 159H27V158H25ZM38 159H39V158H38ZM42 159H43V157H42ZM66 159H67V158H66ZM137 159H138V157H137ZM137 159H136V161H137ZM164 159H165V158H164ZM195 159H196V158H194V160H195ZM203 159H206V158H203ZM203 159H202V157H200V160L198 159V160H196V161H197V162L200 161L201 163H203V162H204V161L202 162ZM0 160H1V159H0ZM43 160H44V159H43ZM43 160H42V161H43ZM46 160H47V159H46ZM46 160H45V161H46ZM85 160H86V161H85ZM89 160H90L91 162H90ZM98 160H100V159H98ZM114 160H115V161H113V160H112V161L115 162V163H118V161H119V163H120V160H121V159H118V161H117V159H115V155H114ZM122 160H124V158H122ZM122 160H121V161H122ZM146 160H147V158H146ZM146 160H144V162H145ZM156 160H155V161H156ZM174 160H175V159H174ZM216 160H217V161H216ZM226 160H227V158H226ZM1 161H2V160H1ZM4 161H5V160H4ZM23 161H25V160H23ZM36 161H37V160H36ZM36 161H35V162H36ZM38 161H40V160H38ZM51 161H52V160H51ZM63 161H64V160H63ZM110 161H111V160H110ZM112 161H111L110 164H112ZM116 161H117V162H116ZM127 161H129V160L127 159ZM127 161H126V162H127ZM155 161H154L153 163H155ZM162 161H163V160H162ZM172 161H173V160H172ZM183 161H184V159H183ZM196 161H194L195 164L192 163V165L194 164V165H193L194 167H191V166H190V168H192L193 170H194L195 168H198V167H195V165L198 166V163H196ZM206 161H208V157H207V160H206ZM224 161H225V160H224ZM10 162H12V161H10ZM10 162H9V163H10ZM52 162H53V161H52ZM52 162L50 163L51 165H52ZM57 162L59 163V161H57ZM78 162H79V161H78ZM81 162H82V161H81ZM89 162H90V164H89ZM95 162H94V163H95ZM98 162H100V161H98ZM98 162H97V163H98ZM132 162H133V161H132ZM132 162L130 161L131 165H133ZM141 162H142V161H141ZM164 162H165V161H164ZM169 162H170V161H169ZM174 162H176V161H174ZM185 162H186V161H185ZM212 162H213V161H212ZM227 162H229V159L227 160ZM14 163H15V161L13 162V165H15L16 167L12 166L13 168H17V167H19V166H18V165H20L19 163H18V165L14 164ZM16 163H17V162H16ZM22 163H23V162H22ZM40 163H41V161H40ZM42 163H44V162H42ZM53 163H54L55 165L58 164V163H56V161L53 162ZM62 163H63V162H62ZM71 163H72V162H71ZM94 163H92L91 166L95 165ZM104 163H105V162H104ZM104 163H103V164H104ZM108 163H109V162H108ZM124 163H125V162H124ZM127 163H129V162H127ZM133 163H134V162H133ZM142 163H143V162H142ZM153 163L150 165L151 167L149 166V168H148V169L146 168V169L149 170L150 168H152L150 171H155V172H158V173H159V171H161V170H158V171H157L156 168H155V170H153V169H154V168H153V165H154ZM171 163H172V162H171ZM187 163H189V162H187ZM205 163H206V162H205ZM205 163H203V164L206 165ZM209 163H210V161L208 162V164H209ZM234 163H235V162H234ZM0 164H1V163H0ZM5 164H7V163H5ZM11 164H12V163H10V165L8 164L9 167L11 166ZM33 164H34V163H33ZM37 164H38V163H37ZM45 164H46V163H45ZM64 164H65V163H64ZM73 164H74V162H73ZM76 164H78V165H79V164H83V162H82V163H76ZM98 164H99V163H98ZM100 164H101V162H100ZM100 164H99V165H100ZM106 164H107V161H106ZM106 164H105V165H106ZM110 164H109V165H110ZM113 164H114V163H113ZM120 164H121V163H120ZM120 164L118 165V167L120 166ZM137 164L141 165V164L138 163V162H137ZM162 164H163V163H162ZM172 164H173V163H172ZM172 164H171V165H172ZM213 164H214V162H213ZM8 165H5V166L1 165V166L4 167L3 169H5ZM35 165H36V163H35ZM62 165H63V164H62ZM62 165H61V167H62ZM65 165H66V164H65ZM78 165H75V166H78ZM87 165H86V166H87ZM124 165H126V163H125ZM124 165H123V166H124ZM142 165H143V164H142ZM163 165H164V164H163ZM171 165H170V166H171ZM174 165H175V164H174ZM177 165H178V164H177ZM179 165H180V164H179ZM209 165H210V164H209ZM209 165H208V167H209ZM215 165H217V164H215ZM219 165H218V166H219ZM1 166H0V167H1ZM30 166H31V165H30ZM30 166H29V168H30ZM42 166H43V167H41V168L43 169V168H44V165H42ZM45 166H46V165H45ZM75 166H74V167H75ZM83 166H84V165H83ZM83 166L81 165L82 168H85V166H84V167H83ZM126 166H128V165H126ZM143 166H144V165H143ZM161 166H162V165H160V167H161ZM166 166H168V165H166ZM170 166H169V167H170ZM175 166H176V165H175ZM182 166H183V163H182ZM185 166H186V165H185ZM218 166H217V167H218ZM246 166H247V165H246ZM255 166H254V167H255ZM9 167H7V168L10 169ZM31 167H32V170H33V171H34L33 168H37V170L35 169L36 171L40 170V169H38L40 166H39V167H36V166L33 167V166H31ZM51 167H53V166H51ZM54 167H55V166H54ZM66 167H67V166H66ZM94 167L96 168V166H93V168H94ZM97 167H98V165H97ZM108 167H109V166H108ZM120 167L122 168V164H121ZM120 167L117 168V166H116L117 169L112 167V168L114 169V170H112V171H113L112 174L115 175V174H114V173H116L115 169H116V170H118V169L120 170V169H121ZM124 167H125V166H124ZM129 167H130V166H129ZM135 167H139V166L135 165ZM156 167H157V164H156ZM169 167H168V168H169ZM202 167H203V165H202ZM217 167H216L215 169H217ZM46 168H47V167H46ZM46 168H45V169H46ZM76 168H77V167L74 168L75 170H73V171H75V172H73V174H74V173H77V172L79 173V171H80V169H81V168H80L79 171H77L79 167H78L77 169H76ZM104 168H105V167H104V165H103L101 171H103ZM112 168H110V169H112ZM131 168H133V167H130L129 170H130ZM164 168H165V166H164ZM164 168H162V169L164 170V173H167L168 170L165 171ZM177 168H178V167H177ZM179 168H180V166H179ZM179 168H178V169H179ZM182 168H183V167H182ZM184 168H185V167H184ZM204 168H206V167H204ZM204 168H203V169H204ZM256 168H254V169L256 170ZM17 169H18V168H17ZM30 169H31V168H30ZM45 169H43V170L45 171ZM58 169H59V167H57V170H58ZM67 169H68V168H67ZM70 169H73V168H70ZM89 169H90V168H89ZM89 169H85V171L87 172V170H89ZM99 169H101V165H100V167H98V169H96V170H99ZM106 169H107V167H106ZM122 169H123V168H122ZM122 169H121V170H122ZM133 169H134V170H137V169H135V168H133ZM146 169H145V170H146ZM157 169H159V167H158ZM160 169H161V168H160ZM171 169H172V167H171ZM210 169H213V168L210 167ZM218 169H220V168L218 167ZM221 169H220L219 171L215 170V171H216V172H215L216 174H215V173H212V174L215 175V176L212 175V177H215V179H216L217 174L219 175V173H220V174L224 173V171L222 172ZM248 169H249V168H248ZM248 169H247V170H248ZM14 170H15V169H14ZM50 170H52V168H51ZM53 170H56V168H55V169L53 168ZM63 170H64V169H63ZM68 170H69V169H68ZM81 170H82V169H81ZM90 170H91V169H90ZM90 170H89L88 173H90ZM93 170H95V169H93ZM96 170H95V171H96ZM121 170H120V171H121ZM129 170H127V171L122 170V171H124V173H122V174L117 173V176H115V177H117V178L119 177V179H120V178H121V175H123V174H126V173H127V175H128V174L131 175V172L134 173L133 170H132V171L130 170V172L128 173ZM139 170H141V169H138V171H139ZM183 170H184V169H183ZM5 171H6V169H5ZM5 171H4V170L1 171V172H0V175H1L2 173L6 174L7 172L5 173ZM33 171H32L31 173H33ZM36 171L34 172L35 174H37ZM41 171H42V170H41ZM47 171H48V170H47ZM59 171H60V169H59ZM64 171H65V170H64ZM95 171H94V172H95ZM114 171H115V172H114ZM172 171H173V170H172ZM174 171H175V169H174ZM174 171H173V172H174ZM188 171H191V169L188 168ZM209 171L211 172L212 170H209ZM249 171H250V170H249ZM249 171H248V172H249ZM9 172H10V171L8 170V173H9ZM21 172H22V171H21ZM21 172L19 173V177H18V178H21L20 175H22V176L26 179V178H27V175L25 174V176H26V177H25V176L23 175V173L21 174ZM50 172H51V171H50ZM54 172H55V171H54ZM86 172H85V173H86ZM91 172L93 173V171H91ZM117 172H119V171H117ZM155 172H154V173H155ZM168 172H169V171H168ZM170 172H171V170H170ZM170 172H169V173H170ZM175 172H177V171H175ZM180 172H181L180 174L183 173L182 171H180ZM184 172H185V171H184ZM198 172H199V170H198ZM201 172H203V171L201 170ZM201 172H200V174H201ZM204 172H205V171H204ZM204 172H203V173H204ZM8 173H7V174H8ZM25 173H26V172H25ZM38 173H40V172H38ZM48 173H49V171H48ZM71 173H72V172H71ZM82 173H83V172H82ZM85 173H84V175H80V176H81V177H82V176H85V178H86L87 175H89V174L86 173V174H87V175H86ZM98 173H99V174H98ZM106 173H107V172H106ZM141 173H144V170H143ZM145 173H146V174H145ZM145 173H144L143 175L141 174V175H142V178L144 177L143 179H145V182H146V183H147V181H148L149 184H147V185L150 186V187L148 188L147 185H146L147 187H145V185L143 184V183H145L144 180H143V183H140V182H142V180H140V179L138 180V182L140 181L139 183L141 184V186H142V184L144 185V186H143L144 188H142L141 186H139V188H140V187L142 188V190L140 189L141 192H142V194H143V191L145 192V193L143 194V197H145V195H147V194L149 195V192H150V194L153 193V195L156 194V193H155L156 186L153 185V187H151V185H150V184H152V183L154 182V181H152V180H153V178H154L155 176H154V177H151V176L154 175V174L151 173V176H150V177L152 178V179H151L152 183H151V182H149L150 180H147V178H146V176H147V172H146V171H145ZM158 173H157V174H158ZM162 173H163V172H162ZM164 173H163V174H164ZM185 173H186V172H185ZM185 173H184V176H185ZM191 173H192V171H191ZM203 173H202V174H203ZM206 173L209 174V172L207 171V169H206ZM227 173H228V174H227ZM252 173H253V172H252ZM255 173H256V172H255ZM261 173H260V174H261ZM28 174H30V173H28ZM50 174H51V173H50ZM61 174H62V173H61ZM65 174H67V172H66ZM65 174H64V175H65ZM80 174H81V173H80ZM96 174H97V176H95ZM100 174H103V172H100V171L98 172V171H96L95 174L93 173L92 176H95V177L101 179L103 176L101 175V176H102V177H101ZM118 174H119V176H118ZM148 174H149V173H148ZM159 174H160V173H159ZM178 174H179V173H178ZM188 174H189V172L187 173V175H188ZM202 174H201V176H202ZM241 174H242V175H241ZM256 174H257V173H256ZM260 174H259V176H260ZM13 175L15 176V174H13ZM37 175H38V174H37ZM62 175H63V174H62ZM62 175H61V176H62ZM74 175H76V174H74ZM90 175H91V174H90ZM127 175H126V179H125V175H123L122 178L125 179V180H127V177H128ZM132 175H133V174H132ZM149 175H150V174H149ZM189 175H190V174H189ZM189 175H188V176H189ZM198 175H199V173H198ZM204 175H205V174H204ZM204 175H203V176H204ZM210 175H211V173L209 174V176H210ZM249 175H250V173H249ZM254 175H255V174H254ZM8 176H10L11 178H13L10 174H9ZM17 176H18V175H16L14 178L17 179V178H16ZM52 176H53V175H51V177H52ZM57 176H58V175H57ZM59 176H60V175H59ZM72 176H73V175H72ZM98 176H99V177H98ZM157 176H159V175H156V178H154V180H155V179H156V180L158 179ZM163 176H164V177H163ZM163 176H162V177L159 176L160 178H163L161 182H163V180L165 179V177L167 176V174H166V176H165V175H163ZM168 176H170V175H168ZM168 176H167V177H168ZM172 176H173V175H172ZM175 176H176V174H175ZM175 176H174V177H175ZM184 176H183V178H184ZM188 176H187V179L190 180V179H189L190 177L188 178ZM190 176H191V175H190ZM201 176L199 175L200 178H203V176H202V177H201ZM207 176H208V175H207ZM207 176H205V177H206L205 179H207ZM221 176H222V177H225L224 175H221ZM243 176H244V175H243ZM250 176H252V175H250ZM255 176H257V175H255ZM255 176H253V177H255ZM10 177H8V179H7V176H6V180H5V181H4V177H3V179H2L3 181L1 180V183L3 182V184L1 185V183H0V190H2L3 187H5V190H7V189H6V186H5L4 184H6V185L8 186L9 184H13V183H15V182L17 183V180H15V181L13 180V183H10V182H12V181H9L8 184L5 183L6 181L8 182V180H11V179H9ZM33 177H34V176H33ZM40 177H42V174H41V176L37 177V179H38V178L40 179ZM44 177H45V176H44ZM47 177H48V176H47ZM63 177H64V176H63ZM63 177H62V178L60 177V178H61L60 181H62V182H64V183H65V181H66V183H67L68 181L65 180V179H63ZM67 177H68V176H66V178H67ZM78 177H79V176H78ZM95 177L93 178V181H94L93 183H94V184H95V182L97 181V178H95ZM139 177H140V173L138 174V178H139ZM167 177H166V179L169 178L170 181L173 179V178L171 179V177H168V178H167ZM228 177H229V175H228ZM234 177H235V178H234ZM0 178H2V177H0ZM45 178H46V177H45ZM45 178H44V179H45ZM79 178H80V177H79ZM83 178H84V177H83ZM87 178H89V177H87ZM103 178H104V177H103ZM117 178H116V179H117ZM122 178H121V179H122ZM210 178H211V176H210ZM217 178H218V179H217L216 181L214 180V182H215V189H213L214 187L212 186L213 184L211 183V188H212V191L214 190V192H212L211 189H208V187H207V190H210V194H209V191H207V196H208V195H212L213 193H215V192H216V191H215L216 189H217V190L219 189L218 192L223 191V190L225 189L223 192H221V196L224 195V193H225L226 190H227L228 192H230L228 189H231V188L233 189V187H231V185H229L231 188L228 187V189H227V186H225L226 183H225L224 178H223L222 180H220L219 177H217ZM220 178H221V177H220ZM244 178L246 179L247 177L244 176ZM35 179H36V177L34 178V181H36ZM72 179H73V177H72ZM77 179H78V178H77ZM94 179H95L96 181H95ZM119 179L116 180V181H117L116 183H117V184L119 183V185H122L121 182L124 181V180H122V181L120 180L121 182H118ZM128 179H129V178H128ZM130 179H131V178H130ZM148 179H149V176H148ZM245 179H244V181H245ZM247 179H248V178H247ZM254 179H255V178H254ZM256 179H257V177H256ZM260 179L262 180V178H260ZM19 180H20V179H18V181H19ZM23 180H24V179H23ZM23 180H22V178H21V181H23ZM40 180H41V179H40ZM51 180H52V179H51ZM55 180H56V179H55ZM58 180H59V179H58ZM78 180H79V179H78ZM78 180L76 181L77 183H79ZM104 180H105V179H104ZM135 180H136V178H135ZM159 180H160V179H158L157 181H158V184L160 185L161 182H159ZM184 180H185V179H184ZM184 180H183V182H184ZM191 180H192V179H191ZM208 180H209V179H208ZM208 180H207V181H208ZM242 180H243V178H242ZM261 180H259L260 183H261ZM24 181H26V180H24ZM37 181H38V180H37ZM45 181H46V179H45ZM52 181H53V180H52ZM60 181H58L57 183L55 182L57 186L62 184V182H60ZM88 181H91L90 183H88V184L91 185L92 180H88ZM99 181L101 182V183H99V184H101V185L104 183V182L102 181V179L99 180ZM99 181H97V183H98ZM112 181H113V180H112ZM132 181H133V179H132ZM164 181H166V180H164ZM185 181H187V180H185ZM192 181H193V180H192ZM192 181H191V182H192ZM209 181H210V180H209ZM263 181H264V180H263ZM19 182H20V181H19ZM26 182H27V181H26ZM40 182H41V181H40ZM69 182H70V181H69ZM85 182H86V181H85ZM102 182H103V183H102ZM124 182H125V181H124ZM124 182H123V183H124ZM181 182H182V179H181ZM212 182H213V181H212ZM250 182H251V181H249V183H250ZM35 183H36V182H35ZM44 183H45V182H44ZM55 183H54V185H55ZM58 183H61V184H58ZM66 183H65L63 186H66ZM70 183H71V182H70ZM70 183H67V184L69 185ZM108 183H109V182H108ZM111 183H112V182H111ZM114 183H115V182H114ZM114 183H113L112 185H114ZM132 183H133V182H131V184H132ZM156 183H157V182H156ZM156 183H155V184H156ZM185 183H186V182H185ZM187 183H188V181H187ZM255 183H256V182H255ZM255 183H254V184H255ZM263 183H264V182H263ZM81 184H82V183H81ZM81 184H79V185H81ZM88 184H85L86 187H88ZM140 184H138V185H140ZM158 184H156V185H158ZM171 184H172V183L170 182V185H171ZM191 184L193 185V183H190V184H189V188H192V187L190 186ZM205 184H206V183H205ZM241 184H243V183H241ZM250 184H252V183H250ZM250 184H249V185H250ZM13 185H14V184H13ZM13 185H10V186H13ZM16 185H17V184H16ZM22 185H24V184H21V185H19V186L21 187ZM35 185H36V184H35ZM38 185H39V184H38ZM43 185H44V184H43ZM46 185H47V184H46ZM48 185L50 186V184H48ZM56 185H55V186H56ZM73 185H74V184H73ZM76 185H77V184H76ZM96 185H97V184H95V188L97 187ZM104 185H106V183H104ZM119 185H118V186H119ZM161 185H162V187H164V186H165V187H164V188H161V187H160ZM161 185L158 186V187H159V192H160L161 189H164L163 191H166V190L168 189V186H167L168 184H167V185H164V182H163V184H161ZM163 185H164V186H163ZM170 185H169V186H170ZM172 185H173V184H172ZM172 185H171L170 188H172ZM247 185H248V184H247ZM249 185H248V186H249ZM259 185H260V184H259ZM27 186H28V185H27ZM57 186H56V187H57ZM69 186H70V185H69ZM71 186H72V184H71ZM93 186H94V185L92 184V187H93ZM107 186H108L109 188H111V185H110V186L107 185ZM107 186H106V188H104L105 186H102V187L104 188V193H105V194L102 193L103 195H106V192H107L106 190H107V189H108V191H110L109 188H108ZM166 186H167V187H166ZM183 186H184V185H183ZM187 186H188V184H187ZM224 186H225L226 188H223ZM243 186H244V185H243ZM253 186H254V185H253ZM255 186H256V184H255ZM257 186H258V185H257ZM257 186H256V187H257ZM13 187H14V186H13ZM33 187H34V183H33ZM36 187H38V186H36ZM50 187L52 188V184H51ZM78 187H79V186H78ZM92 187L90 186L89 190L92 189ZM102 187H101V188H102ZM115 187H117V185H115ZM115 187H114V188H115ZM184 187H185V189L183 188V189H184L183 191H185V192H182V194H183V197H182V198H183V201H186L184 198L187 197V196L189 197L188 199L191 200L192 197H190L189 195L184 196V194H187V192H188V193H191V191L189 192L190 189L188 190V189H187L188 187L186 188V185H185ZM216 187H217V188H216ZM241 187H242V186H241ZM245 187H246V186H245ZM245 187H243V188H245ZM261 187H262V186H261ZM8 188H10V187H8ZM28 188H29V187H28ZM45 188H47L46 190L49 191V190H48V186L45 187ZM45 188H44V189H45ZM59 188H60V187H59ZM62 188H63V187H62ZM112 188H113V186H112ZM135 188H136V185H135ZM150 188H151V190H150ZM154 188H155V189H154ZM165 188H166V190H165ZM170 188H169V192H170V190H171L170 194H172V197L168 196L169 198H168V197L164 198L163 196H166V194H167L168 192L163 193V191L161 190L162 193H163L164 195L162 196L163 198H162V197L160 198V196H159V199H160L159 201H161V200L163 199L162 201H163V202H164V201L166 202V201H167V198L170 199V200H168V201H170V204H171V207H170V208H172V207H173V204H174V203H173V202H174V199H173V192H172L173 189H170ZM222 188H223V190H222ZM243 188H242V189H243ZM247 188H249V187H246V188H245L246 191H241V196H242V197H240V198H241L243 201H245V199H246V198L243 199V197H247V196H249V195L246 194L247 191H248ZM254 188H255V187H254ZM86 189H87V188H86ZM86 189H85V190H86ZM93 189H94V187H93ZM93 189H92V191H93ZM97 189H98V188H97ZM115 189H116V188H115ZM129 189H130V188H129ZM143 189H144V190H143ZM148 189H149L150 191H149ZM202 189H203V188H202ZM220 189H221V190H220ZM242 189H241V190H242ZM252 189H253V188H252ZM256 189H257V188H256ZM9 190H10V189H9ZM58 190H61V188L58 189ZM71 190H72V189H71ZM95 190H96V189H95ZM95 190L93 191L95 194H96V192L100 193V192L103 191L102 189H101V190L99 189L100 192H99L98 190H96V192H95ZM125 190H126V188H125ZM132 190H134V189H132ZM137 190H138V188H137ZM146 190L149 191V192L147 193ZM186 190H187V192H186ZM203 190H204V189H203ZM243 190H244V189H243ZM254 190H255V189H254ZM47 191H46V192H47ZM51 191H52V190H51ZM51 191H50V192H51ZM53 191L56 192L57 190H56V191L53 190ZM53 191H52V192H53ZM63 191H64V190H63ZM92 191H90L92 194L89 193V192H88V194H89V195L91 194L92 197H93V195H94L95 198L97 197V198H96V202L93 201L94 198H92V197L89 196V195H86V192H85V195H86L87 197L89 196L90 198H92L91 200H92L93 202H95V204H97L98 201L100 202V200H102L101 198H103V200H104L106 197L108 198V196H104V197H103L102 194H101L102 196H100L101 198H100L99 196H95V194H93ZM151 191H153V192H151ZM157 191H158V189H157ZM157 191H156V192H157ZM167 191H168V190H167ZM233 191H235V190H233ZM233 191H232V192H233ZM2 192H3V191H2ZM12 192H13V191H12ZM46 192H45V193H46ZM50 192H48L49 195L52 194V193H50ZM57 192H58V194H62V193H60V192H62V191H60V192L57 191ZM57 192H56V195H57ZM115 192H116V191H115ZM131 192H132V191H131ZM159 192H158V195L161 194V193L159 194ZM211 192H212V194H211ZM243 192H245V193H243ZM262 192H263V191H262ZM3 193H4V192H3ZM19 193H21V192H19ZM22 193H23V192H22ZM48 193H46V194H48ZM113 193H114V192H113ZM128 193H129V191L126 193V195H127ZM146 193H147V194H146ZM222 193H223V194H222ZM226 193H227V192H226ZM66 194H67V192H66ZM131 194H133V193H131ZM138 194H139V190H138L137 195H138ZM168 194H169V193H168ZM168 194H167V195H168ZM215 194L218 195V194H220V193H217V192H216ZM230 194H231V192H230ZM250 194H251V192H250ZM43 195H44V194H43ZM56 195H55V196H56ZM70 195H71V194H70ZM70 195H68L69 197L66 196V195H62V196L66 197V198L68 197V198H69V201L72 202L73 199L70 197ZM107 195H108V194H107ZM114 195L116 196V195H118V194H117V193H116V194L114 193L113 196H114ZM123 195L126 196L125 193H124ZM135 195H136V194H134V196H135ZM137 195H136V196H137ZM140 195H141V194H140ZM148 195H147V196H148ZM151 195H152V194H151ZM151 195L148 197V199L152 198ZM175 195H176V194H175ZM191 195H192V194H191ZM204 195H205V194H204ZM263 195H264V194H263ZM47 196H48V195H47ZM51 196H52V195H51ZM53 196H54V195H53ZM55 196H54V197H55ZM59 196H61V195H59ZM59 196H58V198H56V199H60ZM110 196H111V197H110ZM110 196H109V197L112 198V195H111V194H110ZM118 196H119V195H118ZM118 196H116L117 198L120 197V198L118 199V201H116L114 198H112V200H115V201H116V202H115V203H116L115 205H117V202H118V205H120L121 203L119 202V200L122 201L121 199H123L122 197H124V196L121 197V195H120L119 197H118ZM218 196L221 197L220 195H218ZM218 196H217V197L215 196V198H216V199L219 198ZM235 196H236V195H235ZM44 197H45V196H44ZM44 197H43V198H44ZM56 197H57V196H56ZM87 197H86V198H87ZM98 197H99V198H98ZM137 197H138V196H137ZM143 197L140 196L139 199H137V200L140 201V198H141V199H146V198H147V197H146V198H143ZM208 197H209V198H208ZM208 197H207V198H208V201H209V199H211V197L214 198V194H213V196H211V197L208 196ZM223 197H225V195H224ZM231 197L233 198L234 196H231ZM10 198H13V197H10ZM17 198H18V197H17ZM43 198H42V199H43ZM45 198H46V197H45ZM66 198H65V199H66ZM90 198H89V199H90ZM107 198L105 199V201H107L106 203L111 204V205H112V204L114 205V202L109 203L108 200H107ZM180 198H181V197H180ZM213 198H212V201H213ZM221 198H222V197H221ZM232 198H230V199H232ZM234 198H235V197H234ZM240 198H239V199H240ZM249 198H250V196H249ZM4 199H5V198H4ZM4 199H2V200H4ZM6 199H7V198H6ZM6 199H5V200H6ZM34 199H35V198H34ZM50 199H51V198H50ZM50 199H48V197H47V199H46V200H47V203H45V201H44L43 203H45L46 205H49L48 201H49V202H50V201H53L55 198H54L53 200H52V199L50 200ZM84 199H85V198H84ZM87 199H88V198H87ZM89 199H88V201H89ZM98 199H99V200H98ZM124 199H125V198H124ZM127 199H128V198H127ZM135 199H136V198H135ZM171 199H173V202L171 201ZM262 199H263V198H262ZM2 200H1V201H2ZM8 200H9V199H8ZM17 200H18V199H17ZM19 200H20V198H19ZM36 200H38V198H37ZM61 200H62V199H61ZM78 200H79V199H77V201H78ZM91 200H90V201H91ZM103 200H102V203H104ZM137 200L134 201V202H137ZM151 200H152V199H151ZM190 200H189V202H190ZM196 200L199 201V198L196 199ZM217 200H218V199H217ZM222 200H223V199H222ZM232 200L235 201V200H237V199H235V200L232 199ZM62 201H63V200H62ZM65 201L68 202V199H66ZM65 201H64V203H65ZM79 201H80V200H79ZM88 201H86V199H85V204H86V202H88ZM90 201H89V202H90ZM162 201H161V204H162ZM191 201H192V200H191ZM193 201H194V200H193ZM197 201H196V202H197ZM205 201L208 202L207 199H206ZM212 201H210V202H212ZM251 201H252V199H251ZM251 201H250V202H251ZM2 202H3V201H2ZM2 202H0V205H2L1 207L3 208V204H5L6 201L3 202V204H1ZM7 202H9V201H7ZM15 202H16V201H15ZM40 202H42V200H40ZM73 202H74V201H73ZM73 202L70 203V204H71L72 207L74 208V206H73L74 203H73ZM83 202H84V201H83ZM99 202H98V203H99ZM110 202H111V201H110ZM194 202H195V201H194ZM206 202H205V203H206ZM222 202H223V201H222ZM17 203H18V202H16V205H17ZM20 203H21V202H20ZM20 203H19V204H20ZM22 203H23V202H22ZM43 203H42V204H43ZM62 203H63V202H62ZM100 203H101V202H100ZM100 203H99V206L101 205ZM119 203H120V204H119ZM181 203H182V202H181ZM208 203H209V202H208ZM208 203H206V206H207ZM243 203H244V202H243ZM245 203H246V201H245ZM245 203H244V205H245ZM251 203H253V201H252ZM260 203H264V202H263V201H262V202L260 201ZM29 204H30V203H29ZM55 204H56V203H55ZM66 204H67V207H65V209H63V207H61L62 209H61V208H58L59 210H61V211H60L61 213H64V212H62V211H63V210H66V208L69 209V208L71 207V205H70L69 203H66ZM88 204H90V203H88ZM104 204H105V203H104ZM135 204H136V203H135ZM138 204H139V206H137ZM138 204H136V206H137L138 208H141V209H142V207H140V203H139V202H138ZM167 204H168V202H166V205L163 203V205H164L165 207L167 206ZM187 204H188V203H185L186 206H189V205H187ZM209 204H210V203H209ZM209 204H208V206H209ZM219 204H220V203H218V205H219ZM231 204H235V202L232 203V201H231ZM241 204H242V201H241ZM247 204H248V203H247ZM249 204H250V203H249ZM21 205H22V204H21ZM26 205H27V204H26ZM56 205H58V207L61 206V205L59 206V204H56ZM56 205H55V206H56ZM77 205H79V202H78ZM81 205H82V204H81ZM122 205H123V203H122ZM143 205H144V203H143ZM145 205H146V204H145ZM145 205H144V206H145ZM163 205H161V206H163ZM177 205H178V204H177ZM190 205H191V204H190ZM198 205H201V206H202V204H198ZM198 205L196 206L197 208H196L195 206H194V207L189 206V207H186V208L184 207V208L186 209V211H187V208H194V209L197 210V209L200 207V206L198 207ZM238 205H239V204H238ZM257 205H259V202H258ZM260 205H261V207H262V209H263L264 204H260ZM260 205H259V206H260ZM5 206H6V208H7V205H5ZM5 206H4V207H5ZM10 206H12V205H10ZM10 206L8 205L9 208H10ZM13 206H14V205H13ZM13 206H12L11 208H15V207H13ZM23 206H24V205H23ZM27 206H28V205H27ZM34 206H35V204H34ZM36 206H37V205H36ZM36 206H35V208H36ZM44 206H45V205H44ZM44 206H42V207H43V209H45V210H48V208H49V210H51L50 207L53 208L52 205H51V206L49 205L50 207H49V206H48V207L45 206L47 209L44 208ZM53 206H54V203H53ZM68 206H70V207H68ZM125 206H126V204H125ZM134 206H135V205H134ZM136 206H135V208H136ZM156 206H157V204H156ZM156 206H155V209H154V210L152 209V211H154V214H157L156 212L158 211V210H156ZM161 206H159L160 209L158 208L160 211H161V209L163 208V207L161 208ZM169 206H170V205H169ZM169 206H168V207H169ZM183 206H184V205H183ZM233 206H234V205H233ZM247 206H248V205H247ZM249 206H250V205H249ZM1 207H0V209H1ZM25 207H26V206H25ZM29 207L31 208V206H28V208H29ZM32 207H33V205H32ZM72 207H71V208H72ZM76 207H77V206H76ZM81 207H84V205H83V206H80V209H81ZM86 207H87V206H86ZM88 207H92V206L88 205ZM88 207H87V208H88ZM103 207H104V206H103ZM107 207H109V206L107 205ZM116 207H117V206H116ZM152 207H153V206H152ZM202 207L204 208V206H202ZM202 207H200L199 209H201ZM210 207H211V206H210ZM237 207H238V206H237ZM33 208H34V207H33ZM55 208H57V206H56ZM55 208H54L53 210H54V211H55V210L58 211V210L55 209ZM78 208H79V207H78ZM94 208L96 209V207H94ZM110 208H111V207H110ZM178 208H179V207H178ZM178 208L176 207V209H178ZM229 208H232V206L229 207ZM240 208H241V207H240ZM240 208H237V209H240ZM243 208H245V206H244ZM43 209H42V210H43ZM84 209H86V208H84ZM90 209H91V208H90ZM101 209H102V208H101ZM105 209H106V211H108V212L111 211V210L113 211V209H111V210H110L109 208H105ZM114 209H115V208H114ZM141 209H138V210L140 211ZM173 209H175V206H174ZM247 209H248V208H247ZM260 209H261V208H259L258 210H260ZM262 209H261V212H262ZM7 210H8V209H7ZM21 210H22V209H21ZM29 210H30V209H28V211H29ZM31 210L34 212L35 209L33 210V209L31 208ZM31 210H30V211H31ZM53 210H51V211H53ZM70 210H71L70 212H68L69 210H67V214L69 213L68 215L72 218V217H73V215L71 214L72 209H70ZM75 210H76V209H75ZM81 210H82V209H81ZM97 210H99V209H96V211H97ZM134 210H135V209H133V211H134ZM142 210H143V209H142ZM162 210L165 211L166 208H165V209L163 208ZM167 210H168V209H167ZM179 210H180V209H179ZM179 210H177V211H179ZM228 210H229V209H228ZM240 210H241V209H240ZM11 211H12V210H11ZM32 211H31V212H32ZM56 211H55V213L58 214L59 212H56ZM79 211H80V210H79ZM85 211H86V210H85ZM85 211H84V212H85ZM87 211H88V210H87ZM89 211H90V210H89ZM93 211H95V210H93ZM93 211H91V212H93ZM120 211H122V209H121ZM120 211H119V212H120ZM133 211L130 210L129 213L133 214V213H134ZM135 211H136V210H135ZM150 211H151V209H150ZM152 211H151V212H152ZM155 211H156V212H155ZM172 211H173V210H171V211L169 210V212H171V214H170V213H168V214H170V217H169V218H170L171 220L168 219V220H167L168 222H167V223L165 222V223H166V226H167L168 223H170V222L172 223L173 220H174L175 222H177V221L179 222V221H180L179 219H181L180 222H182V221L185 222V220L183 219V217H184V216H187V214H184V216H182V212H181V215H180V216H181L182 218H181L180 216H178L179 213L177 214V217H175V215H176L175 213H176L177 211H175V213H172ZM193 211H195V210H193ZM230 211H232V210H230ZM236 211H237V210H236ZM12 212H14V210H13ZM23 212H24V211H23ZM37 212H38V211H37ZM37 212L35 211V213H37ZM44 212H46V211H44ZM47 212H48V211H47ZM49 212H50V211H49ZM49 212H48V214L46 215V217H48V219L50 220V222H48L50 225H49V226L47 225V226H48V227H47L46 224H45V225L42 224L45 228L47 227V229H50L49 227H52V226H54V224H55V225H57V226H54V230H55V228H57V227H58L57 229L59 230L60 228H63V227H64V226L61 227V226H62L61 224H63L64 222L66 223V220H67V223H66V224H68L69 221H70L69 223H71V221H73L70 217L68 218V215H67V214H65L66 211H65V213H64V217L62 218V219H65L64 222H63L62 220H59L58 218L54 217V216H57V214L55 215L54 212H52V215H53V213H54V216H53L54 218L52 217V218L50 219L51 216L49 217ZM81 212H82V211H81ZM84 212H83V214H84ZM91 212H90V213H91ZM97 212H98V211H97ZM117 212H118V210H117ZM124 212H125V211H124ZM127 212H128V211H127ZM132 212H133V213H132ZM151 212L148 213L149 216H151V215H150ZM173 212H174V211H173ZM227 212H228V211H227ZM227 212H224V213H223V214L225 215V217H230V216H232V214H231L230 212H229V213H227ZM247 212L250 213L251 211H243V210H242L241 215H239V216H240L239 219H238V220L236 219V220H237V223H240L242 220H243V221L245 220V223H248L247 221H248V219L250 220V218L247 217V216L249 215ZM256 212H257V210H256ZM256 212L254 211V214L251 212V214L253 215V217H254V215L256 216V214H257L259 211H258L257 213H256ZM263 212H264V210H263ZM263 212L261 213V215L263 214V216H264V213H263ZM3 213H4V212H3ZM7 213L9 214V213H11V212H10V211H7ZM20 213L22 214V212H20ZM27 213H28V212H27ZM61 213H60V214H61ZM99 213H100V211H99ZM101 213H105V211H104V212L102 211ZM101 213H100V214H101ZM109 213L111 214V212H109ZM112 213H113V212H112ZM140 213H141V211H140ZM184 213H185V211H184ZM186 213H190V212H186ZM194 213H195V212H194ZM211 213H212V212H211ZM225 213H227L228 216H226ZM232 213H233V211H232ZM234 213H235V212H234ZM242 213H243V214H242ZM245 213H246L247 215H246ZM86 214H87V213H86ZM92 214H93V213H92ZM100 214H98V213H96V212L94 213V215H96V216L98 215L97 218H99V220L101 219V220L99 221V223L101 224V227H103V225L105 224L104 222H106L107 219H108L109 217H108L107 213H105V215L103 214V215H104V217H103V218H104V221H103V218H102L103 215L101 214V215H102V216H101ZM110 214H109V215H110ZM116 214H117V213H116ZM118 214H119V213H118ZM122 214H123V213H122ZM125 214H126V212H125ZM146 214H147V213H146ZM151 214H153V213H151ZM173 214H174V218H173ZM230 214H231V215H230ZM251 214H250V217H252ZM258 214H259V213H258ZM1 215H4V214H1ZM1 215H0V216H1ZM5 215H6V214H5ZM12 215H13V218L10 217V216H12ZM12 215H10L9 217H6V216H7V215H6L5 217L3 216V217L0 218V221H1V219H3V218H7V219H5V221H4L5 223H4L3 221H1V224H2L1 227H0L1 230L4 229V228H5V229L7 228V229H10L9 231L15 232V231H16L15 226H18V225H19V227H21V226L23 225V223H24V226H26L28 223H29V224H30V223L32 224V222H29V221L26 222L27 224H25V220H24L22 217H21V218H22V219H21V218H19L20 216L18 217V215H16V214H15L16 216H15L14 214H12ZM35 215H36V214H35ZM41 215L44 216L42 213H41ZM41 215H40L38 218H39L40 220H45V219H46V218L44 219L45 216H44V217H41ZM61 215H62V214H61ZM88 215H89V214H88ZM94 215H92V216H94ZM99 215H100L101 217H100ZM106 215H107L108 218L105 217ZM126 215H127V214H126ZM190 215H191V214H190ZM210 215H211V214H210ZM229 215H230V216H229ZM234 215H235V214H234ZM234 215H233V216H234ZM30 216H31V215H30ZM33 216H34V215H33ZM58 216H60V215L58 214ZM58 216H57V217H58ZM65 216H67V217L65 218ZM74 216H75V215H74ZM89 216L92 217L91 215H89ZM115 216H116V215H115ZM123 216H124V215H123ZM131 216H132V215H131ZM131 216H130V217H131ZM134 216H135V215H134ZM141 216H142V215H141ZM144 216H145V215H144ZM146 216H147V215H146ZM146 216H145L144 218H146ZM211 216H212V215H211ZM213 216H214V217H218L219 215H218V216L213 215ZM213 216H212V217H213ZM233 216H232V217H233ZM15 217H18L19 220L17 219L18 221L16 220V222L14 223V221H15L14 218H15ZM31 217H32V216H31ZM81 217H82V215H81ZM118 217H119V216L117 215L115 221L117 220ZM124 217H125V216H124ZM124 217H122V215H121L122 220H124V223L126 222L125 224L127 225V220H126ZM137 217H138V216H137ZM139 217H140V216H139ZM158 217H159V216H158ZM161 217H162V216H161ZM167 217H168V216H167ZM191 217H192V216H191ZM193 217H195V216H193ZM193 217H192V218H193ZM197 217H198V216H197ZM197 217H196V218H197ZM209 217H210V216H209ZM225 217H222V218H225ZM241 217H242V219H240ZM243 217H244V218H243ZM257 217H260V216L257 215L256 218H257ZM8 218H9V219H8ZM10 218H11V219H10ZM34 218H35L36 221L39 220L38 218H37V219H38V220H37L36 217H34ZM67 218H68V219H67ZM76 218H79V217H76ZM82 218H83V217H82ZM87 218H88V217H87ZM93 218L96 219L95 216H94ZM106 218H107V219H106ZM113 218H114V214H113ZM131 218H132V217H131ZM144 218H143V219H144ZM153 218H154V217H153ZM156 218H157V217H155L154 219H155V220H158V218H157V219H156ZM175 218H176V219H175ZM177 218H179V219L177 220ZM192 218H191L190 221H193ZM199 218H200V217H198V219H199ZM206 218H207V217H206ZM206 218H205V219H206ZM237 218H238V217H237ZM246 218H248V219H246ZM15 219H16V218H15ZM55 219H56V220H59L60 223H59V224L56 223ZM69 219H70V220H69ZM73 219H75V218H73ZM90 219H91V218H90ZM90 219H89V221H92L93 223L95 222V221H93V220H95V219H93V220H90ZM110 219H111V218H110ZM110 219H109L108 221H110ZM128 219H129L128 221L131 222L129 217H128ZM133 219H134V218H133ZM138 219H139V218H138ZM138 219H137V221H138ZM159 219L161 220V218H159ZM182 219H183V220H182ZM189 219H190V218H189ZM200 219H204V217H201ZM216 219H217V218H216ZM228 219H229V218H228ZM230 219H231V218H230ZM232 219H233V218H232ZM8 220H9V222H8ZM11 220H13V222H12ZM22 220H23V223L20 222V221H22ZM33 220H34V219L32 218V221H33ZM35 220L33 221V223L36 222ZM49 220H48V221H49ZM53 220H54V221H53ZM68 220H69V221H68ZM77 220H78V219H77ZM77 220H74V221H75L74 223H76ZM79 220H80V219H79ZM105 220H106V221H105ZM113 220H114V219H113ZM113 220H111V221L113 222ZM120 220H121V219H120ZM176 220H177V221H176ZM195 220H197V219H195ZM239 220H240V221H239ZM256 220H257V219H256ZM261 220L263 221L264 218L261 217L260 220H259L260 223H261V227H262V228L259 227V229H260L259 232H261V231L264 230V227L262 226V225H264V223H262ZM6 221H7V222H6ZM89 221H87V222H89ZM101 221H103V222H101ZM108 221H107V224L109 223V225H110L111 223L108 222ZM117 221L120 222L119 220H117ZM133 221H135V223L137 222V221L134 219V220H132L131 223H134ZM161 221H162V220H161ZM174 221H173V222H174ZM186 221H187V219H186ZM190 221H189V222H190ZM201 221H203V220H201ZM221 221H222V220H221ZM224 221H225V219H224ZM228 221H230V220H228ZM2 222H3V223H2ZM10 222H11L12 224H10ZM38 222H39V221H38ZM42 222H43V221H42ZM46 222H47V221H46ZM52 222H53V223H52ZM78 222H79V221H77V223H78ZM84 222H85V221H84ZM84 222H83V223H84ZM96 222H98V221H96ZM118 222H117V223H118ZM141 222H142V220H141ZM141 222H140V223H141ZM175 222H174V225H173V226H175V225L177 224V223H175ZM183 222H182V223H183ZM193 222H194V221H193ZM197 222H199V221H197ZM207 222H208V221H207ZM211 222H212V221H211ZM251 222H252V221H251ZM251 222H249L248 225H250ZM6 223H8V224H6ZM16 223H17V225L14 226V224H16ZM36 223H37V222H36ZM48 223H47V224H48ZM79 223H80V222H79ZM85 223H86V222H85ZM85 223H84V224H85ZM99 223L96 224V225H99ZM114 223H115V222H113V224H114ZM124 223H122V222H120V224L118 223V227H119L120 225H121V227H119V228L117 227V233H118V231H122V230L124 231V229L127 230V228L130 227V226H131V227L135 226V225H132V224H131V225H128V227H127ZM144 223H145V222H144ZM151 223H152V222H151ZM154 223L156 224L157 222H153V226H154ZM186 223H188V222H185L184 225H186L187 228H193L192 225H191V223H188V224H186ZM200 223L202 224V222H200ZM209 223H210V222H209ZM3 224H4V225H3ZM5 224H6V227H4ZM29 224H28V225H29ZM38 224H39V223H38ZM90 224H92V223H90V222H89V224L87 223V225H90ZM94 224H95V223H94ZM107 224H105L104 226H106ZM128 224H129V223H128ZM138 224H139V222H138ZM146 224L149 225V223H146ZM192 224H193V223H192ZM195 224H196V223H195ZM198 224H199V223H198ZM201 224H199V225H201ZM203 224L205 225L206 223L203 222ZM210 224H211V223H210ZM241 224H244V223L242 222ZM258 224H259V222H258ZM58 225H60V227H59ZM87 225H86V227H87ZM92 225H93V224H92ZM96 225H95V226H96ZM178 225L181 226V227H179V229L184 228V227H182V225H180L179 223H178ZM193 225H194V224H193ZM212 225H214L213 222H212ZM216 225H218V224H216ZM234 225H235V224H234ZM238 225H240V224H238ZM251 225H252V224H251ZM11 226H13L15 229L12 227V228L14 229V230H13V229L11 228ZM30 226H31V225H30ZM95 226H94V228H96V229H99V228H100V225H99V228H97V226H96V227H95ZM111 226H114V225L111 224ZM116 226H117V224H116ZM116 226H115V227H116ZM139 226H140V227H139L138 229H141V228L144 229L143 226H141V225H139ZM153 226H152V227H153ZM163 226H164V224H162V227H163ZM170 226H171V224H170ZM173 226H171L170 228H173ZM188 226H189V227H188ZM190 226H191V227H190ZM240 226H242V228L245 229V227H246L247 225H245V227H243V225H240ZM3 227H4V228H3ZM19 227H18V229H20ZM28 227H29V226H28ZM65 227H66V226H65ZM65 227H64V228H65ZM67 227H68V225H67ZM69 227H70V226H69ZM107 227H108V228H106V227H105V228H106V229H109V231H107V230H106V231L112 233V231H110L109 226H107ZM124 227H126V228H124ZM131 227H130V228H131ZM148 227H149V226H148ZM176 227H177V226H176ZM202 227H204V226L202 225ZM202 227L200 226L199 229H201ZM205 227H206V226H205ZM207 227H208V226H207ZM211 227H212V226H211ZM232 227H233V226H232ZM250 227H252V226H250ZM256 227H258V225H257ZM21 228H22V227H21ZM25 228H27V227H25ZM82 228H84V227H82ZM112 228H113V227H112ZM121 228H122V229H121ZM130 228H128L127 231H130V230H129ZM133 228H134V227H133ZM150 228H151V224H150ZM168 228H169V227H168ZM174 228H175V227H174ZM177 228H178V227H177ZM187 228H186V229H187ZM218 228H219V226H218ZM247 228L249 229V226H248ZM254 228H255V226H254ZM254 228H253V230H254ZM5 229H4V231H6ZM11 229H12V230H11ZM18 229H17V230H18ZM38 229H39V228L36 229V232H37ZM69 229H72V228H69ZM73 229H74V228H73ZM113 229H115V228H113ZM118 229H119V230H118ZM131 229H132V228H131ZM148 229H149V228H148ZM166 229H167V228H166ZM166 229H165V227H164V230H162V231H165ZM194 229H195V225H194ZM205 229H206V228H204V230H205ZM208 229H209V228H208ZM214 229H216V228H214ZM232 229H234V228H232ZM262 229H263V230H262ZM1 230H0V231H1ZM22 230H23V229H22ZM39 230H40V229H39ZM42 230H43V228H42ZM51 230L53 231V229H51ZM74 230H75V229H74ZM87 230H88V229H87ZM111 230H112V229H111ZM135 230H137V228H135ZM153 230H154V229H153ZM156 230H157V229H156ZM181 230H182V229H181ZM183 230H184V229H183ZM183 230H182V231H183ZM187 230H188V229H187ZM187 230H186V231H187ZM189 230H190V229H189ZM189 230H188V231H189ZM191 230H192V229H191ZM195 230H196V229H195ZM212 230H213V229H212ZM230 230H231V229H230ZM234 230H235V229H234ZM240 230H241V229H240ZM242 230H243V229H242ZM4 231L2 230V232H4ZM20 231H21V230H20ZM23 231H25V230H23ZM93 231H94V229H93ZM97 231H98V230H97ZM103 231H104V230H103ZM113 231H114V230H113ZM162 231H159V229H158V230H157V233H158V232H161V233H162ZM166 231H167V230H166ZM175 231H176V230H175ZM177 231H178V229H177ZM201 231H202V233L204 232L203 230H200V235L202 234ZM214 231H215V230H214ZM214 231H213V232H214ZM217 231H218V229H217ZM217 231H216V232H217ZM219 231H220V230H219ZM237 231H239V229H238ZM248 231H250V230H248ZM248 231H247V232H248ZM2 232H1V233H2ZM39 232H40V231H39ZM56 232L58 233L59 231H56ZM70 232H71V231H70ZM81 232H82V231H81ZM101 232H102V231H101ZM115 232H116V231H115ZM124 232H125V231H124ZM124 232H120V233L122 234V233H124ZM136 232H138V231H136ZM140 232H142V230H140ZM143 232H144V231H143ZM169 232H170V231H169ZM172 232H173V231H172ZM189 232H190V231H189ZM191 232H192V234H193V232H195V231H191ZM207 232H208V231H207ZM210 232L212 233V231H210ZM210 232H209V233H210ZM247 232H246V230H244V233L247 234ZM250 232H251V233H250ZM250 232H248V233H250V234H252V235L254 236V233H255V232L253 231V233H252V230H251ZM257 232H258V231H257ZM257 232H256L255 234H259V233H257ZM10 233H11V232H10ZM15 233H16V232H15ZM19 233H20V232H19ZM26 233H27V232H26ZM59 233H60V232H59ZM97 233H98V232H97ZM99 233H100V232H99ZM99 233H98V234H99ZM117 233H116V234H117ZM120 233H119V234H120ZM127 233H128V232H127ZM127 233H126V234H127ZM145 233H146V232H144V234L141 233V235H145ZM149 233H150V232H149ZM154 233H155V232H154ZM154 233H153V235H156V234H157V233H155V234H154ZM174 233H175V232H174ZM174 233H173V234H174ZM176 233L179 234L180 231H179V233H178V232H176ZM176 233H175V234H176ZM187 233H188V232H186V233L184 234V235L186 236V239L190 238V237H189V234H190V233H189V234H187ZM196 233H199V232L196 231ZM204 233H206V232H204ZM209 233H206V234L209 235ZM211 233H210V234H211ZM214 233H215V232H214ZM214 233H213L212 235H214ZM226 233H228V232H226ZM2 234H3V233H2ZM6 234H8V230H7V233H6ZM53 234H55L54 231H53ZM80 234H81V233H80ZM100 234H102V233H100ZM124 234H125V233H124ZM138 234H139V233H138ZM159 234H160V233H159ZM177 234H176V235H177ZM180 234H182V233H180ZM180 234H179V235H180ZM229 234H232V232L229 233ZM229 234H228V235H229ZM237 234H238V233H237ZM239 234H240V233H239ZM239 234H238V236H239ZM250 234H249V235H250ZM0 235H1V234H0ZM3 235H4V234H3ZM12 235H13V234H12ZM23 235H24V234H23ZM81 235H82V234H81ZM88 235H89V234H87L86 236H88ZM90 235H93V234H90ZM114 235H115V234H114ZM146 235H147V234H146ZM157 235H158V234H157ZM164 235H165V234H164ZM187 235H188V238H187ZM194 235H196L197 237L199 236V235H197V234H194ZM194 235H193V239H192V240H191V238H190V241H192L191 243H190V242L187 243V240H186L185 238H183L184 240H186L185 244L187 243V245H185V247L192 245V243L194 244L195 242H198V241L200 242L201 238H200V239L195 238ZM202 235H205V234H202ZM202 235H201V237H202ZM224 235L226 236V234H224ZM244 235H245V234H244ZM247 235H248V234H247ZM247 235H245V236H247ZM252 235H251V237H250V236H247V237H248L247 239L249 240V237H250V239H251V238L253 237ZM260 235H261V233H260L259 235H257L258 238H259ZM263 235H264V233H263ZM8 236H9V235H8ZM18 236H19V234H18ZM24 236H27V235H24ZM24 236H23L22 238H25ZM42 236L44 237V235H42ZM45 236H46V235H45ZM66 236H67V235H66ZM74 236L76 237L75 234H74ZM77 236H78V235H77ZM82 236H84V235H82ZM97 236H99V235H97ZM116 236H117V235H116ZM124 236H125V235H124ZM127 236H128V235H127ZM129 236H130V235H129ZM171 236H172V235H171ZM171 236H170V237H171ZM181 236H182V235H181ZM185 236H184V237H185ZM190 236H191V234H190ZM257 236H256V237H257ZM261 236H262V235H261ZM0 237H1V236H0ZM50 237H51V239H54V237L52 238V234H51ZM93 237H94V236H93ZM99 237H100V236H99ZM101 237H102V236H101ZM101 237H100V238H101ZM120 237H121V236H120ZM134 237H135V236H134ZM147 237H149V235H147ZM152 237H154V236H152ZM170 237H168V238L170 239ZM191 237H192V236H191ZM199 237H200V236H199ZM208 237H209V236H208ZM208 237H207V236H206V238L204 237V238L206 239V243H210V241L207 242V241H208V240H207ZM234 237H235V236H234ZM239 237H241V236H239ZM18 238H19V241L23 240L22 238H21V240H20V236H19ZM28 238H30V235H29ZM40 238H41V237H40ZM40 238H38V239H40ZM45 238H46V237H45ZM55 238L57 239V236H56ZM72 238H74V237H72ZM100 238H99V239H100ZM122 238H123V237H122ZM122 238H120V239H122ZM135 238H137V237H135ZM138 238H139V237H138ZM157 238H158V236H157ZM157 238H156V240H157ZM171 238H172V237H171ZM174 238H175V237H174ZM176 238H177V237H176ZM176 238H175V239H176ZM179 238H180V237H178V240H179ZM181 238H182V237H181ZM241 238H242V237H241ZM241 238H240V241L236 238L237 241H239V244L241 243L242 245H244L242 248H241L242 245H240V248H238L239 251H241V249H244V247H245V244H243V242H241V240L243 241V240H245V239H244V238L241 239ZM262 238H263V236H262ZM0 239H1V238H0ZM8 239H10V238H8ZM25 239H26V238H25ZM31 239H34V238H31ZM41 239H42V238H41ZM46 239H47V241H49L50 238L48 237V238H46ZM51 239H50V240H51ZM56 239H55V240H56ZM75 239H76V238H75ZM80 239H81V238H78V240H76V241H80ZM87 239H88V237H87ZM87 239H86V240H87ZM101 239H102V238H101ZM129 239H130V237H129ZM139 239H142V238L140 237ZM143 239H145V240H143L144 243H145V241H146L147 239H146L145 237H143ZM150 239H152V238H150ZM158 239H159V238H158ZM175 239H174V240H175ZM183 239H182V241H179V242H178L179 244L176 243L177 240H175L174 243H176L177 245H180V244H182L181 242H183ZM195 239H196V241H193V240H195ZM202 239H203V237H202ZM255 239H257V238H255ZM255 239L252 238L253 241H255ZM259 239H260V241H262L261 238H259ZM34 240H36V238H35ZM55 240H52L51 242L54 243ZM72 240H74V239H72ZM72 240H71V243H72ZM82 240H83V239H82ZM89 240H90V239H89ZM89 240H88V242H89ZM102 240H104V239H102ZM156 240H155V238H154V241H156ZM160 240H161V238H160ZM160 240H157L155 243L157 244V242H158V245H159V243H160L159 241H160ZM167 240H168V239H167ZM172 240H173V239H172ZM180 240H181V239H180ZM197 240H198V241H197ZM209 240H213V239H209ZM224 240H225V237H224ZM24 241H25V240H24ZM24 241H23V242H24ZM43 241H44V239H43ZM43 241H42V242H43ZM47 241H46V242H47ZM74 241H75V240H74ZM74 241H73V243H74ZM76 241H75V242H76ZM83 241H84V240H83ZM83 241H82V242H83ZM100 241H101V240H100ZM100 241H99V243H100ZM121 241H122V240H121ZM128 241H129V240H128ZM130 241H132V240H130ZM133 241H134V240H133ZM149 241H150V240H149ZM165 241H166V240H165ZM169 241H171V239H170ZM188 241H189V240H188ZM202 241H203V240H202ZM246 241H247V240H246ZM246 241H244V243H245ZM257 241H258V240H257ZM11 242H12V241H11ZM11 242H10L9 244H11ZM27 242H28V241H26V243H27ZM32 242H35V241H31V244H28V243H29V242H28V243H27L28 246L25 244V247H24V246H20V247H24V249H26V247H30L29 245H34V246H32V249H34L36 246H38V245H36L37 241H36V243H34V244H32ZM42 242H40L39 244H42ZM102 242H103V241H102ZM112 242H113V241H112ZM122 242H123V241H122ZM134 242H135V241H134ZM146 242H147V241H146ZM166 242H167V241H166ZM216 242H217V241H216ZM216 242H215V244H217ZM222 242H223V241H222ZM225 242H226V241H225ZM24 243H25V242H24ZM53 243H49V246H50V244H53ZM67 243H68V241H67ZM80 243H81V242H80ZM80 243H79V245H80ZM85 243H86V242L84 241V244H85ZM128 243H129V242H128ZM155 243L152 242L153 247H154V244H155ZM161 243H163V239L161 240ZM168 243H169V242H168ZM171 243H172V242H171ZM201 243H203V242L195 243V244H196V245H198V244L201 245ZM206 243H203L202 245L204 246V244H206ZM212 243H213V245H214V242H212ZM248 243H249V242H248ZM250 243H251V242H250ZM255 243L257 244L258 242L255 241ZM255 243H253V244H255ZM4 244H5V242H4ZM21 244H23L22 241H21V243H18V245H21ZM44 244H45V241H44ZM47 244H48V243H47ZM68 244H69V243H68ZM84 244H83V245H84ZM145 244H146V243H145ZM148 244H150V243H147V249L149 248V251H150V247H151L152 249H153V247H152L151 245H149V247H148ZM156 244H155V246H157ZM163 244H166V243H163ZM172 244H173V243H172ZM176 244H173V248L176 247ZM195 244H194V245H195ZM210 244H211V243H210ZM210 244H208V245H209V246H213L212 244H211V245H210ZM224 244H225V243H224ZM239 244H237V247H238ZM263 244H264V239H263L262 243H260V245H262V247H264ZM35 245H36V246H35ZM69 245H70V244H69ZM86 245H87V244H86ZM90 245H91V244H90ZM141 245H142V244H141ZM166 245H168V244H166ZM174 245H175V246H174ZM202 245H201V247H202ZM208 245L206 244L205 246H208ZM217 245H218V244H217ZM250 245H252V243L249 244V246L246 245V246H248V247H247V250H250ZM8 246H9V245H8ZM8 246H7V247H8ZM42 246H43V245H42ZM45 246H46V248L44 247L45 249L42 248V247H41V248H42V249H41L40 246H38V248H36V252H37L38 249H39L41 252H42V250H43V251L46 250V249L48 248V247H47L48 245H45ZM63 246H64V244H63ZM121 246H122V245H120V247H121ZM126 246H127V245H126ZM139 246H140V245H139ZM142 246H143L144 248H146L144 244H143ZM159 246H161V247H159ZM159 246H157V247H158V250H159L160 248H162V244H160ZM163 246H164V245H163ZM170 246H171V245H170V243H169V248H170ZM198 246H199V245H198ZM205 246H204L203 249H204V251L207 250L206 252H207L208 254H210V253H212V252L215 253V251H212V252H211V250H210L211 248H210V249H209V248H208V249H207V248L205 249ZM214 246H215V245H214ZM226 246L228 247V245H226ZM235 246H236V245H235ZM255 246H257V245H255ZM1 247H2V246H1ZM9 247H10V246H9ZM9 247H8V248H9ZM16 247H17L16 250H18V251L9 252V253H11L10 256H11V257L13 256L12 258H14L15 252L17 253V255H18L19 257H21V254H22V252H23V251H22L21 253H18V252H20V250H21L22 248H20L19 246H16ZM18 247H19V249H18ZM33 247H34V248H33ZM61 247H62V246H61ZM85 247H86V246H85ZM85 247H84V248H85ZM122 247H124V246H122ZM143 247H140V248H143ZM180 247H181V248H180ZM180 247H179V246L177 247L178 250H176V248H174L173 250H175V251L177 252V251H180V249H186V248H183L184 245H182V246L180 245ZM201 247H199V248H201ZM215 247H217V246H215ZM222 247H225V246H222ZM232 247L234 248V246H232ZM260 247H261V246H260ZM262 247H261V250L263 249ZM14 248H15V247H14ZM50 248H51V246H50ZM84 248H81V251H82ZM87 248H88L87 250L89 251V247H87ZM90 248H91V246H90ZM124 248H125V247H124ZM126 248H127V247H126ZM140 248H139V250H142V251H143V249H140ZM154 248H155V247H154ZM165 248H167V247L165 246ZM194 248H195V247H194ZM199 248H197V246H196V250H198ZM220 248H221V247H220ZM252 248H253V246H252ZM256 248H257V247H256ZM256 248H255V249H256ZM5 249L8 251L7 248H3V250H5ZM10 249H11V248H9V250H10ZM12 249H13V248H12ZM12 249H11L10 251H13ZM28 249H29V248H28ZM51 249H52V248H51ZM51 249H49V250H51ZM57 249L59 250L60 248L57 247ZM61 249H62V251L59 250L58 252H56V254H58V253L61 254V253L65 250V248H64V249L61 248ZM118 249H120V248L118 247ZM137 249H138V248H137ZM163 249H164V248H163ZM163 249H161V250L164 251L165 249H164V250H163ZM170 249H171V250H169V252H167V250H168V248H167L166 251H165L166 253L163 252V253L161 254L162 256H163V254H166V255H164V257H162L161 255H159L162 251H161V250H159V251L157 250V251L160 252V253L156 254V252H155V251H156V248H155V250H153V252H152V253L155 252V255H152V256H154V257H152V258L155 259L158 255L161 256V258H163V259H165V257H167L166 259H167L168 262L170 263L169 260H171V257H168V256L173 255V254H170V252H174V254L176 253L175 251L172 250V248H170ZM201 249H202V248H201ZM201 249H199V252H200V253L204 252L203 249H202V250H201ZM213 249H214V248H213ZM218 249H219V247H218ZM218 249H217V250H218ZM223 249H224V248H223ZM3 250H0V251H3ZM6 250H5V251H6ZM14 250H15V249H14ZM53 250H54V249H52V252L56 251V250H54V251H53ZM105 250H106V249H105ZM131 250H132V249H131ZM193 250H194V249H193ZM193 250H190V251L188 250L189 252L187 251V254H189L191 251H192L193 253H196V251H195V250L193 251ZM200 250H201V251H200ZM208 250H209V251H208ZM219 250H220V249H219ZM219 250H218L217 253H220V254H221V252H219ZM221 250H222V249H221ZM224 250H225V252H226V249H224ZM229 250H230V249H229ZM229 250H228V251H229ZM234 250L236 251V249H233V251H234ZM7 251H6V252H7ZM40 251H39V252H40ZM88 251H87V252H88ZM132 251H133V250H132ZM135 251H136V250H135ZM151 251H152V250H151ZM183 251H185V250H183ZM230 251H231V250H230ZM235 251H234V252H235ZM237 251H238V250H237ZM244 251H245V250H244ZM6 252H5V254H6ZM26 252H27V251H26ZM29 252H30V251L28 250V252H27L28 254L33 253V250H32L30 253H29ZM50 252H51V251H50ZM50 252H49V253H50ZM52 252H51L50 254H51V255H52V254L55 255V253H52ZM82 252H83V251H82ZM115 252H117V251H115ZM199 252H197V254H198ZM225 252H224V255L226 256L227 253L225 254ZM251 252H254V251L251 249L250 253H251ZM260 252H263V251H260ZM9 253H8V254H9ZM12 253H13V254H12ZM24 253H25V252H24ZM24 253H23V254H24ZM27 253H25V254H27ZM37 253H38V252H37ZM42 253H44V252H42ZM88 253H89V252H88ZM113 253H114V251H113ZM119 253H120V251H119ZM127 253H128V252H127ZM177 253H178V254L180 253L179 255H181V253H182V255H183V252H181V251H180V252H177ZM177 253H176V254H177ZM185 253H186V252H185ZM193 253H192V255H193ZM217 253H216V254H217ZM228 253H229V252H228ZM239 253H240V252H239ZM257 253H258V252H257ZM0 254H1V253H0ZM23 254H22V255H23ZM33 254H35V253H33ZM50 254H49V255H50ZM60 254H58V256H59ZM70 254H71V253H70ZM104 254H105V253H104ZM115 254H116V253H115ZM197 254H196V255H197ZM216 254H213L212 257H214V259L212 258V259L210 260V264H213V262H214V264H219V263H220L219 260L217 261V259H221V256L218 254V255L220 256V258H218V255H216ZM230 254H231V253H230ZM235 254H236V253H234V255H235ZM252 254H253L252 256H254V253H252ZM260 254H261V253H260ZM263 254H264V252H263ZM47 255H48V254H47ZM54 255H52V257H53ZM87 255H88V254H87ZM134 255H135V254H134ZM136 255H137V254H136ZM139 255H140V258L143 259V256H142L143 254L141 255V254L139 253L138 256H139ZM167 255H168V256H167ZM182 255H181V256H182ZM196 255H195V256H196ZM210 255H211V254H210ZM214 255H216V256H214ZM228 255H229V254H228ZM238 255H240V254H238ZM249 255H250V254H249ZM24 256H25V255H23V258H24ZM34 256H35V255H34ZM56 256H57V255H56ZM56 256H54V257H56ZM72 256H73V255H72ZM83 256H84V254H83ZM129 256H130V255H128V257H129ZM138 256H137V258H139ZM146 256H147V255H146ZM159 256H158V257H159ZM181 256H179V257L181 258ZM185 256L188 257L189 255H185ZM197 256H198V255H197ZM204 256H205V255H204ZM247 256H248V255H247ZM250 256H251V255H250ZM258 256H259V255H258ZM0 257H1V255H0ZM3 257H4V256H3ZM3 257H1V258H3ZM6 257H8V256L6 255ZM11 257H10V258H11ZM15 257H16V255H15ZM25 257H28V256H25ZM29 257H30V256H29ZM32 257H33V256H32ZM32 257H30L29 260H30ZM52 257L50 256V259H51ZM133 257H134V256H133ZM176 257H177V259H176V261H175V259H174V262H176V263L178 262V263H179V261H180L181 259L178 257V255H177ZM176 257L174 256V257H172V258H176ZM210 257H211V256H210ZM226 257H227V256H226ZM231 257H233V256H231ZM237 257H238V256H237ZM255 257H256V256H255ZM23 258H22V259H23ZM34 258H36V256H35ZM64 258H65V257H64ZM137 258H136V259H137ZM144 258H145V255H144ZM148 258H149V257L147 256V259H148ZM169 258H170V259H169ZM183 258H185V257H183ZM190 258H191V257H190ZM196 258H198V257H196ZM215 258H217V259L215 260ZM229 258H230V256H229ZM233 258L236 259V257H233ZM15 259H16V258H15ZM43 259H44V258H43ZM134 259H135V257H134ZM134 259L129 258L130 263H131V261H133ZM136 259H135V260H136ZM141 259H140V260H141ZM150 259H151V257H150ZM150 259H148V260H150ZM187 259H189V258H187ZM187 259H186V260H187ZM191 259H193V260H192V262H193L194 259H195V257H194V258L192 257ZM207 259H209V258L207 257ZM222 259H223V257H222ZM248 259H249V258H248ZM250 259H251V257H250ZM253 259H254V257H253ZM253 259H252V260H253ZM9 260H10V259H9ZM9 260H8V258H7L6 260H3V261H4V262H8V263L10 264ZM13 260H14V259H13ZM13 260H12V261H13ZM23 260H24V259H23ZM35 260H36V261H35ZM35 260H33V262H32V259H31L30 262L36 264L35 262L40 261L41 259H40V258H39V259L37 258V259H35ZM48 260H49V259H47V261H48ZM68 260H69V259H68ZM78 260H81V261H82V259H78ZM151 260H152V259H151ZM156 260H157V258H156ZM186 260H185V261H186ZM197 260H198V259H197ZM200 260H201V259H200ZM202 260H203V262H205L204 259H202ZM212 260H213V261H212ZM261 260H263V259H260V261H261ZM10 261H11V260H10ZM43 261H44V260H41L40 263H41V264H42V263H43V264H44V263L48 264L47 261H45V262H43ZM51 261H52V262H57V260H54V261H53L52 259H51ZM62 261H63V260H62ZM126 261H127V260H126ZM137 261H139V259H137ZM141 261H142V260H141ZM145 261H146V259H145ZM145 261H143V262H145ZM157 261H159V263L157 262V263H155V264H161L160 260H157ZM183 261H184V260H183ZM185 261H184V262H185ZM195 261H196V259H195ZM211 261H212V262H211ZM216 261H217V263H215ZM223 261H225V260H223ZM240 261H241V260H240ZM242 261L244 262V259H243V258H242ZM247 261H248V260H246L245 262H247ZM14 262H15V261H14ZM14 262H13V263H14ZM19 262H20V259H19ZM21 262L23 263V261H21ZM21 262H20V264H21ZM25 262H28V259H27V261H25ZM133 262H134V261H133ZM133 262H132V263H133ZM139 262H140V261H139ZM139 262H138V263H139ZM143 262H141V263H139V264H142ZM163 262H164V261H162V264H165V263H166V262H164V263H163ZM168 262H167V263H168ZM172 262H173V261H171V263H172ZM181 262H182V261H181ZM188 262H189L188 264H192L191 260H190V261L188 260ZM218 262H219V263H218ZM236 262H237V261H236ZM236 262H234V263H232V264H236ZM243 262H242V263H243ZM248 262H249V261H248ZM248 262H247V263H248ZM250 262H251V264H253L252 262H254V260H253V261L250 260ZM40 263H39V264H40ZM49 263H51V262L49 261ZM57 263H59V261H58ZM57 263H56V264H57ZM126 263L129 264V262H126ZM132 263H131V264H132ZM135 263H136V262H135ZM135 263H133V264H135ZM138 263H136V264H138ZM186 263H187V262H186ZM200 263L202 264V262H200ZM223 263H224V262H223ZM237 263H238V262H237ZM254 263H255V262H254ZM260 263H261V262H260ZM260 263H258V264H260ZM262 263H263V261H262ZM4 264H7V263H4ZM11 264H12V263H11ZM23 264H24V263H23ZM26 264H27V263H26ZM28 264H29V263H28ZM37 264H38V262H37ZM52 264H53V263H52ZM54 264H55V263H54ZM76 264H78V263H76ZM79 264H80V263H79ZM180 264H181V263H180ZM243 264H244V263H243Z\"/></svg>","mask_w":264,"mask_h":264}]
</instances>
